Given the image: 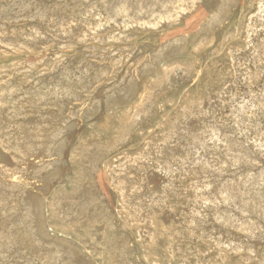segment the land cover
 <instances>
[{"label": "rangeland", "instance_id": "obj_1", "mask_svg": "<svg viewBox=\"0 0 264 264\" xmlns=\"http://www.w3.org/2000/svg\"><path fill=\"white\" fill-rule=\"evenodd\" d=\"M16 1V2H15ZM18 1V2H17ZM0 0V14H1V11L3 10L2 14L0 15V32H1V36H0V43L1 41L4 42V43H1L0 44V53L2 54V52H4L2 55L0 54V77L4 76L5 78H0V91H1V94H0V98L1 96L3 95V97L1 98L0 100V103L2 100L3 103L0 104V109L4 112H2L0 110V113H4L3 114H0V116L2 115L3 117L2 118H6V119H1L0 121V145L2 143V145L0 146L2 148V150L0 151V214L1 212H3L2 214H4L2 216V214L0 215V236L2 235V238L0 237V241H3V242H0V264H13L15 262V264H50L51 260L53 261V263L51 262V264H75L76 261L78 263L76 264H264V221L262 218L264 215V200L262 199V197L264 198V188H261V187H264V155L262 154H259V153H263L264 154V132H263V128L262 127L264 125V0H255L254 3H253V0H159L160 4L157 3L158 0H140L141 2L138 3L137 0H127L128 2H126L125 0ZM36 1V2H35ZM41 1V3H39ZM62 1V2H61ZM73 1V2H72ZM82 1V2H80ZM89 1V2H88ZM98 1V2H97ZM106 1V2H104ZM109 1V3H108ZM117 1V2H115ZM121 2V3H118V2ZM134 2L135 3H131V2ZM148 1V2H147ZM163 1V2H162ZM175 2V5H174V2ZM180 1V2H179ZM183 1V2H182ZM193 1V2H192ZM194 1H198L194 4ZM238 1V2H237ZM258 1H262L261 3L262 4H259L260 2ZM8 2V3H6ZM15 4H13V3ZM49 2V3H48ZM51 2V3H50ZM58 2V3H57ZM86 2V3H85ZM102 2V3H101ZM112 2V3H111ZM115 2V3H114ZM123 2V3H122ZM130 2V4H129ZM150 2V3H149ZM156 2V3H155ZM162 2V3H161ZM172 2V4H171ZM176 2L178 6L181 7L182 5V8L183 10L181 11L182 13H178V11H169L170 13H168V11H165L167 8H169L168 10H170L171 7H178L176 5ZM186 2H189V3H186ZM228 2V3H227ZM258 2V3H257ZM4 3V4H2ZM20 3V4H19ZM36 3V4H34ZM44 3V4H43ZM55 3V4H54ZM77 3V4H76ZM85 3V4H84ZM96 4V7H95V4ZM126 3V4H124ZM139 5H138V4ZM141 3V4H140ZM156 4V5H153L155 9H153V6L152 4ZM181 3V4H180ZM185 3V4H184ZM193 3V4H191ZM12 4V5H11ZM22 8L23 7V4L24 6L27 8L25 9V7H23L22 9L25 10L23 11L20 7ZM30 5V10H29V5ZM42 6H41V5ZM50 4H52V6H50ZM58 4V5H57ZM63 6H61V5ZM102 4V5H101ZM105 4V5H104ZM112 4V5H111ZM114 4V5H113ZM132 4L131 8L132 10H130V5ZM136 4V5H135ZM146 4V6H145ZM150 5V8H149V5ZM158 4V5H157ZM187 4L189 6H187ZM199 4V5H198ZM251 4V5H249ZM258 4V5H257ZM14 5V6H13ZM15 5L19 8L16 9ZM33 5V6H32ZM38 5V6H36ZM40 5V6H39ZM47 5V6H46ZM57 5V7L55 6ZM65 5V6H64ZM68 5V7L66 6ZM74 7H73V6ZM80 5L82 6V8L80 7ZM99 5V6H98ZM107 5V7H106ZM127 5V7H126ZM135 5V6H134ZM141 5V6H140ZM165 8H163L162 6ZM171 5V6H170ZM192 5V7H191ZM194 5V6H193ZM220 5V6H219ZM6 6V7H5ZM14 8H13V7ZM59 6V8H58ZM85 6H87L88 8H86ZM101 6V7H100ZM110 6V7H109ZM148 6V7H147ZM159 6V8H158ZM169 6V7H168ZM210 6V7H209ZM33 7V8H32ZM55 7H56V11H55ZM77 7V9H76ZM80 7V8H79ZM113 7V8H112ZM125 8V11H120L119 13V9L121 8ZM129 7V8H128ZM206 7V8H205ZM215 7V8H214ZM3 8V9H2ZM39 8V10H38ZM58 8V9H57ZM84 8V9H83ZM86 8V9H85ZM96 8V9H95ZM99 10H98V9ZM107 8V9H106ZM108 8H109V11H108ZM127 8V9H126ZM135 8H137L135 10ZM185 8V10H184ZM209 8V9H208ZM219 8V9H218ZM7 9V10H5ZM21 9V11H20ZM42 9V10H41ZM64 9V10H63ZM95 9V10H94ZM101 9V10H100ZM152 9V10H150ZM190 9H194L193 11L190 10ZM204 9V10H203ZM225 9L227 11H225ZM36 10V11H35ZM38 10V12H37ZM45 10V11H44ZM50 10H52L53 12H51ZM62 10V11H61ZM79 10H83L82 13L81 11ZM93 10L95 12H93ZM97 10V11H96ZM106 10V11H104ZM140 12H139V11ZM146 10V11H145ZM157 12H155V11ZM8 11V12H7ZM28 11V12H27ZM35 11V12H34ZM60 13H59V12ZM64 11V12H63ZM73 11V12H72ZM101 11V12H99ZM127 11V12H126ZM129 11L131 14H129ZM151 11V13H150ZM162 12L161 14L159 13ZM185 11V12H184ZM192 11V12H191ZM14 14H13V13ZM30 12V13H29ZM32 12V13H31ZM50 12V13H48ZM63 12V13H62ZM66 12H69V13H66ZM75 12V13H74ZM88 12V13H86ZM89 12H92V13H89ZM110 12V13H108ZM117 12V13H116ZM126 14H125V13ZM149 12V13H148ZM153 12V13H152ZM190 12V13H189ZM8 13V14H7ZM22 13V14H21ZM28 16H30L29 18L26 19V14ZM34 13V14H33ZM36 13V14H35ZM58 13V14H57ZM72 13V14H71ZM78 13V14H77ZM106 14L105 16H103V14ZM119 13V14H118ZM135 13V15L133 14ZM141 13V15H140ZM177 16H176V14ZM192 13V15H191ZM216 13V14H215ZM258 13V14H257ZM10 14V15H9ZM81 14V15H79ZM87 14V15H86ZM91 14V16H89ZM93 14V16H92ZM100 14V15H99ZM113 14V15H112ZM146 14V15H145ZM150 14V15H148ZM161 15V18L163 16L162 19L166 20H162L161 18L160 19H156L158 18L160 15ZM166 16H164V15ZM177 17V19H175V16ZM180 14V16H179ZM183 14V15H181ZM187 14V16H186ZM210 14H212L210 16ZM214 14V15H213ZM253 14V16H251ZM4 15V16H3ZM13 15H14V18H13ZM17 15V16H16ZM25 15V16H24ZM43 17H42V16ZM70 15V16H69ZM74 15V16H72ZM77 15V16H75ZM95 15V16H94ZM123 15H126L127 16V19L129 18V21H125L126 19V16H123ZM130 15V16H129ZM133 15V16H132ZM144 15V16H143ZM148 15V16H147ZM169 15V16H168ZM186 17H185V16ZM189 15V16H188ZM250 15V16H249ZM255 15V16H254ZM10 18H9V17ZM16 16V17H15ZM24 21L22 22L21 20V17ZM41 16V18H40ZM68 18H64V17H67ZM80 16V17H79ZM83 16V17H82ZM111 16V17H110ZM132 16V17H131ZM142 16V19L140 21V18ZM156 17L153 19V17ZM173 16V18L171 17ZM258 16V17H257ZM3 17V18H1ZM5 17H6V20H5ZM19 17V18H18ZM37 17V18H36ZM54 19H53V18ZM77 17V18H76ZM79 17V18H78ZM82 17V18H81ZM91 19H90V18ZM108 17V18H107ZM119 17V18H118ZM137 17V18H136ZM145 17V18H143ZM181 17V18H180ZM260 17V18H259ZM20 19L18 21V19ZM34 18V19H33ZM36 18V19H35ZM44 18V19H43ZM50 18V20H49ZM59 18V19H58ZM71 18V19H70ZM86 18V19H85ZM101 18V19H100ZM111 18V19H109ZM118 18V19H117ZM124 18V19H122ZM132 18V19H131ZM139 18V20H138ZM207 18V19H206ZM248 18V19H247ZM259 18V19H258ZM2 19V20H1ZM14 19V20H13ZM39 19V20H38ZM49 21V22H46L45 21ZM48 19V20H47ZM52 19V20H51ZM72 21L70 22L69 21ZM74 19V20H72ZM79 19V20H77ZM96 19V20H95ZM116 22H115V20ZM126 19V20H127ZM133 19H137V20H133ZM153 19V20H152ZM171 22H167L169 20ZM172 19V20H171ZM257 19V20H256ZM35 22H33V21ZM42 20V22H41ZM54 21V23L52 24V21ZM56 20L58 22H56ZM83 20V21H81ZM91 20V21H90ZM101 20V21H99ZM104 22H103V21ZM122 20V21H121ZM135 22H133V21ZM149 20V21H148ZM151 20V21H150ZM160 20V21H159ZM182 20V21H181ZM208 20V21H207ZM6 21V22H5ZM8 21V22H7ZM12 21V23H11ZM15 21V22H13ZM28 21V22H27ZM44 21V22H43ZM63 23H62V22ZM76 21V22H75ZM79 21V23H78ZM90 21V23H88ZM95 21V22H94ZM114 21V22H113ZM138 21V22H137ZM145 21V22H144ZM148 21V23H147ZM155 21V22H154ZM162 21V22H161ZM177 21V23H176ZM181 21V22H180ZM203 21V22H202ZM226 21V22H225ZM6 24H5V23ZM10 22V23H9ZM18 22V23H17ZM20 22V23H19ZM22 22V23H21ZM31 22V23H30ZM37 22V23H36ZM66 22L67 26H64L66 24H64ZM75 22V23H73ZM82 22V23H81ZM93 22L98 26H96L95 24H93ZM99 22V24H98ZM125 22L126 24L129 26H126L125 25ZM129 22H133V23H129ZM140 22L142 24H140ZM151 22V23H149ZM158 22V23H157ZM190 22V23H189ZM221 22V23H220ZM262 22V23H261ZM3 23V24H2ZM15 23V24H14ZM17 23V24H16ZM39 23V24H38ZM42 25H41V24ZM47 23V24H45ZM62 23V24H61ZM73 23V24H72ZM78 23V24H76ZM108 23V24H106ZM110 23V24H109ZM117 23V24H116ZM122 23V24H121ZM152 23H155V24H159V25H155L153 24L151 26ZM162 23V24H161ZM172 23H175L172 25ZM9 24V25H8ZM21 25V26H18V25ZM26 24V25H25ZM36 24V25H35ZM44 24V25H43ZM61 24V26H60ZM74 24H76L74 26ZM80 24V25H79ZM86 24V26L84 25ZM88 24V25H87ZM90 24V26H89ZM101 24V25H100ZM103 24V26H102ZM114 24V26H113ZM131 24V25H130ZM136 24V25H135ZM138 24V26H137ZM139 24H140V27H139ZM145 24V25H144ZM169 24V25H168ZM188 24V25H187ZM215 24V25H214ZM262 24V25H261ZM16 25V26H15ZM31 25V26H30ZM39 25V26H37ZM50 25V26H49ZM56 25V26H54ZM70 25H73V26H70ZM117 25V26H116ZM119 25L123 26V27H120ZM135 25V26H133ZM150 25V26H149ZM165 25V26H164ZM184 25V26H183ZM223 25V27L221 26ZM239 25V26H238ZM257 25V27H256ZM3 26V27H2ZM24 26V27H23ZM37 26V27H36ZM58 26V28H57ZM78 26V27H77ZM127 28H126V27ZM149 26V27H148ZM168 26V27H167ZM200 26V29L199 28H196V27H199ZM220 26H221V29H220ZM246 26V27H245ZM259 26V27H258ZM262 26V28L260 27ZM26 27V28H25ZM32 27V28H31ZM41 27V28H40ZM44 27H48L46 29H44ZM57 31H56V29ZM68 27V28H67ZM70 27V29H69ZM72 27V28H71ZM77 27V28H76ZM81 27V28H79ZM89 27V28H88ZM95 27V28H94ZM102 30H101V28ZM107 27V28H106ZM112 27V28H110ZM116 27V28H115ZM125 27V28H124ZM178 27V28H177ZM187 27V28H186ZM216 27V28H215ZM31 28V29H30ZM33 28L34 31H33ZM40 29V30H37ZM44 30H43V29ZM64 28V29H63ZM76 28V29H75ZM92 28V30H91ZM94 28V29H93ZM97 28H100V29H97ZM104 28V30H103ZM111 31H110V29ZM114 28V29H113ZM139 28V29H138ZM166 28V29H165ZM172 28V29H171ZM176 28V29H175ZM180 28V29H179ZM186 28V29H185ZM218 28V29H217ZM246 28V29H245ZM17 29L19 31H17ZM23 29V30H22ZM67 29V30H66ZM78 29V30H77ZM88 29V30H87ZM90 29V30H89ZM127 32H125L126 30ZM131 31H130V30ZM136 29V30H134ZM146 29L149 33H145V30ZM150 29V30H149ZM153 29V30H152ZM155 29V31H154ZM160 31H159V30ZM163 29V30H161ZM185 29V30H184ZM198 29V30H196ZM216 29V30H214ZM50 30V31H49ZM54 30V31H53ZM62 30V31H61ZM67 32H66V31ZM71 30V31H70ZM76 30V31H75ZM81 30V31H80ZM95 30V31H94ZM116 30V31H115ZM119 30V31H118ZM140 30V31H139ZM172 30V31H171ZM196 30V31H194ZM223 30H224V35H223ZM245 30V31H244ZM251 30V31H250ZM5 33H4V32ZM8 31V32H7ZM10 31H11V35L10 36ZM24 31V33H23ZM53 31V35L56 36L54 38V36L52 35V32ZM59 32V33H56V32ZM73 33L71 34L70 32ZM89 31V32H88ZM100 31V32H99ZM108 31V32H107ZM158 31V32H157ZM167 31V32H165ZM170 31V32H169ZM7 32V33H6ZM20 32H22L23 34H21ZM26 32V33H25ZM45 32V33H44ZM50 35H48L47 34ZM77 32V33H76ZM110 32V33H109ZM119 32V33H118ZM121 32V33H120ZM125 32V34H124ZM133 32V33H131ZM135 32V33H134ZM140 32V33H138ZM145 34H144V33ZM163 32V33H162ZM241 32V33H240ZM3 33V34H2ZM19 33V35L17 34ZM37 33V34H35ZM43 33V35H42ZM66 33V34H65ZM102 33V34H101ZM105 33V34H104ZM117 33V34H116ZM123 33V34H122ZM144 35H143V34ZM160 33V35H159ZM162 33V34H161ZM180 33V34H179ZM198 33V34H196ZM248 33V34H247ZM28 34V35H27ZM30 34V35H29ZM65 34V35H64ZM76 34V35H75ZM81 34V35H80ZM96 34V36H95ZM98 34V35H97ZM113 36H111V35ZM127 34V35H126ZM130 34L132 36H130ZM136 35L134 37V35ZM183 34V35H182ZM195 34V35H194ZM239 34V35H238ZM245 34V35H244ZM255 34V35H254ZM260 34V35H259ZM262 34V35H261ZM16 35V36H15ZM21 35V36H20ZM33 37H32V36ZM39 35V37L37 38V36ZM42 35V36H41ZM53 37H52V36ZM58 35H60L59 37H57ZM68 35V37H66ZM70 35V36H69ZM87 35V36H86ZM92 35V36H91ZM99 35H102V36H106L105 38L103 37L102 39V36H99ZM125 37H124V36ZM129 35V36H128ZM142 35V37H141ZM149 35V36H148ZM167 35V37H166ZM182 35V37H180ZM187 35V36H186ZM217 35V36H216ZM235 35V36H234ZM238 35V37H237ZM6 36V37H4ZM8 36V37H7ZM15 36V37H14ZM18 36V37H17ZM24 36V37H23ZM26 36L28 38H26ZM44 36V38H43ZM50 38H49V37ZM75 36V38L73 37ZM86 36V37H85ZM95 36V37H94ZM202 36V37H201ZM261 36V38H260ZM32 37V38H31ZM63 37V38H62ZM66 37V38H65ZM80 37V39H79ZM85 37V39H84ZM89 37V38H88ZM91 37V38H90ZM94 37V39H92ZM101 37V38H100ZM111 37V38H110ZM120 37V38H119ZM121 37H124V38H121ZM134 37V39H133ZM137 37V38H136ZM148 39H147V38ZM153 37V38H152ZM166 37V39H165ZM169 37V38H168ZM177 37V38H176ZM179 37V38H178ZM186 37V39H185ZM189 37V38H188ZM214 37V38H213ZM237 37V38H236ZM244 37V38H243ZM6 38V39H5ZM14 39V41L12 39ZM17 38V39H16ZM24 40H23V39ZM26 38V39H25ZM37 38V39H36ZM60 38V40L58 39ZM70 38V39H68ZM74 38V39H73ZM82 38V39H81ZM88 38V39H87ZM97 38V39H95ZM122 39V40H119V39ZM180 39L178 41H181L178 43V41L176 39ZM209 38V39H208ZM222 38V39H221ZM2 39V40H1ZM4 39V41H3ZM10 39V40H8ZM22 39V40H21ZM32 39V40H31ZM48 41H46V40ZM49 39V40H48ZM55 39V40H53ZM63 39V40H62ZM73 39V40H72ZM109 39V40H108ZM118 39V40H117ZM124 39V40H123ZM133 41H132V40ZM136 39V40H135ZM157 39V40H155ZM162 39V40H161ZM172 41H171V40ZM213 39V40H212ZM246 39V40H245ZM19 40H20V44H19ZM26 40V41H25ZM31 40V41H30ZM36 40V41H35ZM44 40V41H43ZM52 40V42L50 41ZM58 42H57V41ZM67 43H66V41ZM72 40V41H71ZM75 40V42H74ZM82 40L83 42L85 43H82ZM85 40V41H84ZM90 40V41H89ZM92 40V41H91ZM94 40V41H93ZM98 40V42L96 41ZM111 40V41H110ZM131 40V42H130ZM153 40V41H152ZM155 40V41H154ZM170 40V41H169ZM175 40V41H174ZM233 40V41H232ZM259 40V41H258ZM262 40V41H261ZM14 44H13V42ZM55 41V42H54ZM82 43V44H79L77 45L78 43ZM119 43H118V42ZM127 41V42H126ZM149 42V44L147 42ZM175 43H174V42ZM204 41V42H203ZM213 41V42H212ZM231 41V42H230ZM239 41V42H238ZM12 42V44H11ZM21 42L25 43V44H21ZM31 42V43H30ZM38 44H36V43ZM63 42V43H62ZM72 42V43H71ZM117 42V43H116ZM121 42V43H120ZM125 44H124V43ZM130 42V43H128ZM153 42V43H152ZM156 42V43H154ZM158 42V43H157ZM164 42V43H163ZM186 42V43H185ZM190 42V44H189ZM213 44H212V43ZM256 42V43H255ZM6 43V44H5ZM10 45H8V44ZM40 43V44H39ZM53 43V44H52ZM98 43V44H96ZM135 43V44H134ZM147 43V44H146ZM166 43V44H165ZM173 43V44H172ZM227 43V44H226ZM246 43V44H245ZM253 43V44H252ZM262 46V47H258L259 44ZM5 44V45H4ZM17 44V45H16ZM28 44V45H26ZM42 44V45H41ZM102 44V45H101ZM111 44V45H110ZM138 44V45H137ZM171 44V45H170ZM179 44V45H178ZM189 44V45H188ZM239 44V45H238ZM23 45V46H22ZM35 45L37 46H41L38 50V47H36ZM51 45L53 47H51ZM73 45H75L73 47ZM92 45V46H91ZM99 45V46H98ZM121 45V46H120ZM141 45V46H140ZM143 45H146L143 47ZM150 47H149V46ZM158 47H157V46ZM165 45H168L166 48H169L167 51H166V48L164 47ZM175 45V46H174ZM242 45V46H241ZM245 45V46H244ZM252 45V46H251ZM4 46V47H3ZM14 50H13V48ZM15 46V47H14ZM22 46V47H20ZM34 48H33V47ZM57 46V48H56ZM64 48H63V47ZM68 46V49L67 47ZM70 46H72L70 48ZM91 46L92 48V51H91V48H89ZM108 46V47H107ZM123 46V47H122ZM163 46V47H162ZM177 46V47H176ZM185 46V47H184ZM234 46V47H233ZM237 46V47H236ZM241 46V47H240ZM36 47V49H35ZM42 47H45L42 48ZM48 47V48H47ZM81 47V49H80ZM111 47V48H110ZM113 47V48H112ZM116 47V48H115ZM128 47V48H126ZM130 47V48H129ZM137 49H136V48ZM149 47V48H147ZM156 47V48H155ZM160 47V49H159ZM173 47V48H171ZM248 47V48H247ZM11 50H10V49ZM19 50H18V49ZM33 48V49H32ZM52 48V50H51ZM55 48L57 50H55ZM70 48V49H69ZM89 48V49H88ZM95 48V49H94ZM101 48V49H100ZM126 48V51L124 50ZM141 48V50H140ZM143 48V49H142ZM155 48V49H154ZM158 48V50H157ZM165 49V51L163 52V49ZM183 48V49H182ZM229 48V49H228ZM240 48V49H239ZM256 48V49H254ZM17 53H16V51ZM54 49V50H53ZM60 49V50H58ZM65 49V50H64ZM67 49V50H66ZM94 49V50H93ZM96 49H98L96 51ZM100 49V50H99ZM106 51H105V50ZM114 49V50H112ZM117 51H116V50ZM119 49V50H118ZM122 49V50H121ZM128 49H130V52H128L127 54V51H129ZM146 49V50H145ZM149 51H148V50ZM152 49V51H151ZM177 49H178V52H177ZM192 49V50H191ZM215 49V50H213ZM236 49V50H235ZM263 49V50H262ZM25 50V51H24ZM44 50V51H42ZM50 50V51H49ZM87 50V51H86ZM90 50V51H89ZM109 50V51H108ZM125 53H124V51ZM171 50V51H169ZM181 50V51H180ZM204 50V51H203ZM13 51V52H11ZM20 51V52H18ZM22 51V52H21ZM30 51V53H29ZM35 51V52H34ZM40 51V53L38 54V52ZM81 51V52H80ZM84 51V52H83ZM96 51V52H95ZM111 51V52H110ZM113 51V52H112ZM118 51H121L120 53ZM145 51V52H143ZM151 51V52H150ZM161 51V52H160ZM192 51V52H191ZM238 51V52H237ZM258 51V52H257ZM15 52V53H14ZM55 52V53H54ZM62 52V53H61ZM75 52V53H74ZM94 52V53H93ZM98 52V53H97ZM105 52V53H104ZM109 54H108V53ZM133 52V53H132ZM148 52V53H147ZM163 52V54H161ZM175 52V53H174ZM190 52V54H189ZM224 52V53H223ZM231 54H229V53ZM234 52V53H233ZM237 52V53H236ZM256 52V53H255ZM260 52V53H259ZM21 53V55H20ZM37 53V54H35ZM51 53V54H50ZM58 53V54H56ZM70 53V54H69ZM72 53V54H71ZM83 55H82V54ZM113 53V54H112ZM119 53V54H117ZM140 53V54H139ZM144 53V54H143ZM152 53V54H151ZM161 55H160V54ZM216 53H218L216 55ZM254 53V54H253ZM35 54V55H33ZM62 54V55H61ZM65 54V55H64ZM91 54V56L89 55ZM95 54V55H93ZM99 54L100 57L97 55ZM122 54V55H121ZM125 56H124V55ZM151 56H150V55ZM156 54V55H155ZM205 54V55H204ZM7 55V56H5ZM60 55V57H59ZM73 55V56H71ZM78 55V56H77ZM107 55V56H106ZM113 55V56H112ZM117 55V56H116ZM137 55V56H136ZM146 55V56H145ZM150 57H149V56ZM166 58H165V56ZM193 55V56H191ZM231 57H230V56ZM234 57H233V56ZM246 55V56H245ZM248 55V56H247ZM253 55V56H252ZM259 55V56H258ZM35 56V58H33ZM45 58V61L43 60ZM46 56V57H45ZM54 56H57V57H54ZM75 56V58H74ZM77 56V57H76ZM82 56V57H81ZM85 56H88V59L85 57ZM95 56V57H94ZM119 56V57H118ZM131 56V57H129ZM142 56L144 57L142 59ZM156 56H159V57H156ZM170 56V57H169ZM188 56V57H187ZM196 60H195V58ZM217 56V57H216ZM52 59H51V58ZM70 59H69V58ZM72 57H73V60H72ZM94 57V58H93ZM108 57V58H107ZM115 57V58H114ZM122 57V58H121ZM124 57V58H123ZM135 57V58H134ZM138 57V58H137ZM141 57V58H140ZM154 57V58H153ZM162 57V58H161ZM27 58V59H26ZM40 58V59H39ZM50 58V60H49ZM54 59H57V60H53ZM65 58V59H64ZM67 58V60H66ZM78 58V59H77ZM103 60L101 62V59ZM107 58V60L105 59ZM129 58V59H128ZM133 58V59H132ZM151 58H153L151 60ZM228 58V60H227ZM251 58V59H250ZM25 59V60H24ZM99 59V60H97ZM115 59V60H114ZM120 59V61L118 60ZM127 59V61L125 60ZM137 59V61L135 60ZM150 59V60H149ZM154 59L158 60V61H155ZM180 59V60H179ZM224 59V60H223ZM232 59V61H231ZM253 59V61H251ZM258 61H257V60ZM35 62H34V61ZM40 62H39V61ZM65 60V61H64ZM76 60V61H75ZM89 60V61H88ZM93 60H97V61H93ZM106 60V61H105ZM112 62H111V61ZM134 60V61H133ZM143 60V61H141ZM154 60V61H153ZM171 60V61H170ZM189 60V61H188ZM262 60V61H261ZM29 61V62H27ZM38 61V62H37ZM50 64H49V62ZM54 61V62H53ZM59 61V62H58ZM63 61V62H62ZM84 63V64H81V62ZM84 61V62H83ZM105 61V62H104ZM109 61V62H108ZM122 61V62H121ZM141 61V62H140ZM196 61V63H195ZM14 62V63H13ZM43 64H40L38 66L39 63H42ZM62 62V63H60ZM87 62V63H85ZM90 62V63H89ZM93 62V64L91 63ZM94 62L96 63L94 65ZM101 63V65L99 63ZM106 62L108 64H106ZM115 62V63H114ZM119 62V63H117ZM135 62V63H134ZM137 62V63H136ZM150 64H149V63ZM157 62V64H156ZM215 62V63H213ZM220 62V63H219ZM238 62V63H237ZM22 63V64H21ZM30 63V64H29ZM32 63V65H31ZM35 63V64H34ZM37 63V64H36ZM47 65H46V64ZM54 63V64H52ZM56 63V64H55ZM103 63V64H102ZM105 63V65H104ZM110 63V64H109ZM117 63V65H116ZM142 63H144L142 65ZM148 63V64H147ZM193 63V64H192ZM228 63V64H227ZM233 63V64H232ZM241 64H244V65H240ZM17 64V68L15 67V65ZM60 64L62 66H60ZM64 64V65H63ZM113 64V65H112ZM115 64V65H114ZM130 64V65H129ZM133 66H132V65ZM176 64V65H175ZM192 64V66H191ZM218 64V65H217ZM237 64V65H236ZM252 64V65H251ZM253 64H256V66ZM24 65V66H23ZM30 65V66H29ZM35 65V66H34ZM43 65V66H42ZM56 66L55 69L52 67V66ZM71 65V66H70ZM94 65V67L92 66ZM100 65V66H99ZM111 65V66H110ZM120 65V66H119ZM122 65V66H121ZM129 65V67H128ZM144 65H148L150 66L148 68V66H144ZM161 65V66H160ZM175 65V66H174ZM205 65V66H204ZM247 65V66H246ZM262 65V66H261ZM32 66V67H31ZM37 66V67H36ZM44 66H46L44 68ZM73 66V67H72ZM90 66V67H89ZM99 66V68L97 69V67ZM108 66V67H106ZM132 66V67H130ZM136 66V67H135ZM138 66V67H137ZM163 66V67H162ZM208 66V68H207ZM222 66V67H221ZM231 66H232V69H231ZM235 66V67H234ZM237 66V67H236ZM245 66V67H244ZM10 67V70L7 69ZM11 67H14V68H11ZM20 67L22 70H20ZM31 67V70H33V73L32 71L29 69ZM35 67V68H33ZM52 67V68H51ZM58 67V68H57ZM61 67V68H60ZM62 67H67L66 68H62ZM71 69H69V68ZM78 67V68H77ZM84 69L87 67V69ZM93 67V68H92ZM96 67V68H95ZM104 67V68H103ZM110 67L112 69H110ZM128 67V68H126ZM139 67L142 68L139 70ZM146 69H145V68ZM153 67V68H152ZM172 67V69H171ZM178 67V70L177 69ZM194 69H193V68ZM216 67V68H215ZM221 67V69H220ZM253 67V68H252ZM256 67V68H255ZM33 68V69H32ZM42 68V69H41ZM73 68V69H72ZM91 68V69H90ZM102 68V72L104 73V76L103 75H100L102 74V72L100 71ZM116 68V69H115ZM125 68V69H124ZM131 68V69H130ZM136 70H135V69ZM170 68V69H169ZM191 68V70H190ZM229 68V69H228ZM240 68V69H239ZM247 70H246V69ZM258 68V69H257ZM2 69V70H1ZM60 69V70H59ZM79 69H81L82 71H80ZM92 69H93V72H92ZM96 69V70H95ZM105 69V70H104ZM118 69V70H117ZM133 69V70H132ZM145 69V70H144ZM155 69V70H153ZM164 69V70H163ZM178 73H176V71ZM186 69V70H185ZM193 69V70H192ZM200 69V70H199ZM203 69V70H202ZM225 71H224V70ZM239 69V70H238ZM250 69V71H248ZM260 69V70H259ZM18 70H20V72H23L25 73L26 70L27 72L25 74L23 73H20ZM38 70H41V72L38 73ZM45 70V71H44ZM47 70V71H46ZM50 70V71H49ZM56 70V72H54ZM70 70V71H69ZM78 70V71H76ZM87 70V71H86ZM107 70V72H106ZM110 70V71H109ZM114 70V71H112ZM117 70V72H116ZM130 70V71H129ZM139 71V74L138 71ZM147 70V71H146ZM169 70V71H168ZM181 70V71H180ZM183 70V72H182ZM222 70V71H221ZM234 70V71H233ZM244 72H243V71ZM253 70V71H252ZM258 70L259 73H261V75L256 71ZM8 71L11 73L9 74ZM18 71V72H17ZM25 71V72H24ZM29 71V72H28ZM37 71V72H36ZM61 71V72H60ZM105 71V72H104ZM126 71V72H125ZM135 71L134 75H133V72ZM142 71V72H141ZM172 73H171V72ZM199 71V72H198ZM233 72L237 73H233L235 74V78H233L234 76L231 75ZM239 71V72H238ZM16 72V73H15ZM44 72V73H42ZM48 72V74L46 73ZM52 72V74H51ZM72 72V73H71ZM74 72V73H73ZM79 72V73H78ZM87 72V73H86ZM91 72V74H90ZM110 72V73H109ZM116 73V75L114 73ZM132 75H131V73ZM147 74H145V73ZM155 74H154V73ZM168 72L170 74H168ZM181 72V73H180ZM193 72V73H191ZM256 72H257V75H256ZM4 73V74H3ZM7 73V74H6ZM15 73V74H14ZM31 73V74H30ZM42 73V76H48V77H42L40 76ZM46 73V74H45ZM65 73L67 75H65ZM107 76H106V74ZM113 73V74H112ZM126 73V74H124ZM143 73V74H142ZM149 73V74H148ZM175 73V74H173ZM188 73V74H187ZM211 73V74H210ZM221 73V74H220ZM231 73V74H230ZM239 73V74H238ZM246 73V74H245ZM3 74V75H2ZM10 76H9V75ZM14 74V75H13ZM21 74V76L18 75ZM22 74L23 76L25 77V79H23L24 77H22ZM44 74V75H43ZM51 74V75H50ZM88 74V75H87ZM92 74H97V75H92ZM99 74V75H98ZM142 74V75H141ZM145 74V75H144ZM168 76H167V75ZM184 74V75H182ZM224 74V75H223ZM226 74V75H225ZM230 74V76H229ZM245 74V75H244ZM13 75V76H12ZM15 75H17L18 77H16ZM59 75V76H58ZM109 75H114L112 76L113 77V80H112V77L109 76ZM118 75V76H117ZM128 75L130 76V78L128 77ZM137 75V76H135ZM174 75V76H173ZM180 75V76H179ZM189 75V76H187ZM241 75H244V76H241ZM259 75H260V79L259 78ZM15 76V77H14ZM31 76V78H30ZM78 76V77H77ZM83 76V78L81 77ZM94 78H92V77ZM125 76V77H124ZM146 76V77H145ZM148 76V77H147ZM177 76V77H176ZM179 76V78H178ZM218 76H221V77H218ZM258 76V77H257ZM12 77V78H11ZM40 79H39V78ZM51 79H50V78ZM56 77V78H54ZM85 77V78H84ZM86 77H88L86 79ZM101 77V78H99ZM111 77V78H110ZM120 77V78H119ZM121 77L122 79H124L123 81H121ZM132 77V78H131ZM137 77V78H136ZM140 77V78H139ZM145 77V78H144ZM169 77V78H168ZM231 77V78H230ZM245 77V78H244ZM252 77V78H251ZM9 78V79H8ZM16 78L18 81H16ZM28 78V79H27ZM35 78V79H33ZM37 78V79H36ZM52 78H54L52 80ZM58 78H62V79H58ZM83 81H81L80 79ZM92 78V79H90ZM98 78V79H97ZM104 78V79H103ZM129 80L127 81L126 80ZM129 78V79H128ZM134 78V79H133ZM181 78V79H180ZM184 78V79H183ZM192 80H191V79ZM211 78V79H210ZM216 78V79H215ZM244 78V80H243ZM21 79V80H20ZM43 79L44 82H46V84H44L41 80ZM74 81H73V80ZM78 79V80H77ZM89 79V80H88ZM95 79V80H94ZM101 81H100V80ZM110 79V80H109ZM116 79V80H115ZM135 79L137 81H135ZM140 79H143V80H140ZM146 81H145V80ZM148 79V80H147ZM159 79V81H158ZM176 79V80H175ZM188 79V80H187ZM237 79H240V80H237ZM248 79V80H247ZM10 80V81H9ZM12 80V82H11ZM14 80V81H13ZM25 80V81H23ZM27 80V81H26ZM30 80L32 82H30ZM38 80V82H37ZM49 80V81H48ZM52 80V81H51ZM87 80V81H86ZM94 80V81H93ZM106 80V81H105ZM135 81V83L132 81V84H131V81ZM140 80V81H139ZM167 80V81H166ZM176 82H175V81ZM187 80V81H186ZM190 80V81H189ZM224 80V81H223ZM234 80V81H233ZM236 80V81H235ZM246 80V81H245ZM252 80V82H250ZM2 81V82H1ZM63 81V82H62ZM68 81V82H67ZM80 81V82H79ZM103 81V82H102ZM112 81V82H111ZM141 81H144L145 83L141 82ZM152 81V82H151ZM213 81V82H212ZM223 81V82H221ZM233 81V83H232ZM243 81H245L243 83ZM10 82V83H9ZM19 82H22V83H19ZM30 83V84H27ZM59 82V84H58ZM67 82V83H66ZM76 82V83H74ZM79 82V83H78ZM91 82V83H90ZM110 82V83H109ZM117 82V83H115ZM126 82L128 84H126ZM139 82V83H138ZM203 82H205L203 84ZM219 84H218V83ZM230 82L232 84H230ZM234 82H235V85H234ZM241 82V83H240ZM247 82H248V85H247ZM255 82V83H254ZM8 83L9 85L11 86V88H9L10 86H8ZM15 83V84H14ZM19 83V84H18ZM27 85H25V84ZM37 83V84H35ZM50 83V84H49ZM66 83V84H65ZM81 83V84H80ZM101 83V84H100ZM105 83V85H104ZM108 83V84H107ZM119 83V84H118ZM124 83V84H123ZM250 83H252L250 85ZM261 83V84H260ZM2 84V86H1ZM7 84V85H6ZM13 84V85H12ZM17 84H18V87H17ZM22 84V85H20ZM23 84L25 85V89H24V92H23ZM54 84V85H53ZM68 84V85H67ZM77 84V85H76ZM79 84V85H78ZM90 84V85H89ZM98 84L97 87H95L96 85ZM121 86V87H119ZM131 84V85H130ZM135 84V85H134ZM137 84V85H136ZM145 84V85H142ZM169 84V85H167ZM174 84V85H173ZM177 84V86H176ZM179 84V85H178ZM191 84V85H190ZM208 84V85H207ZM228 86H227V85ZM230 84V85H229ZM238 84V85H237ZM242 84V85H241ZM259 84V86H258ZM30 85V86H29ZM36 85V87H35ZM38 85V86H37ZM56 85V86H55ZM60 85V86H59ZM82 85V86H81ZM88 88H86L87 86ZM94 85V86H93ZM101 85V87H100ZM113 85V86H111ZM131 87H130V86ZM171 85V87H169ZM185 85V87H184ZM195 85V86H194ZM234 85V86H233ZM241 85V87H240ZM262 85V86H261ZM8 86V88H7ZM16 86V88L18 90H16V88L14 87ZM34 86V87H33ZM41 86V87H40ZM46 86V87H45ZM91 86V87H90ZM110 86V87H109ZM118 87L119 89L116 90V87ZM124 86V87H123ZM134 86V87H133ZM139 86V87H138ZM145 86V87H144ZM168 86V87H167ZM182 86V87H181ZM230 86V88H229ZM250 86V87H249ZM6 87V88H4ZM22 87V88H20ZM40 89H39V88ZM43 87V89H42ZM90 87V88H89ZM108 87V88H106ZM115 87V88H114ZM127 87V89H126ZM160 87V88H159ZM174 89H173V88ZM195 87V88H193ZM207 89H206V88ZM213 87V88H212ZM224 87V89L222 88ZM226 88H229L228 89H225ZM3 89V92L5 94L2 93V89ZM15 89L14 91L12 89ZM20 88V89H19ZM34 88V89H33ZM37 88V89H36ZM45 88V89H44ZM53 88V89H52ZM59 88V89H58ZM64 88V89H63ZM124 88L126 89L124 91ZM133 88H134V91H133ZM140 88V90H139ZM150 88L152 90H150ZM160 90H159V89ZM167 88V89H166ZM172 88V89H170ZM186 88V89H184ZM191 88V89H189ZM212 88V89H211ZM241 88V89H239ZM244 88V89H242ZM249 88V89H248ZM251 88V89H250ZM4 89H7L4 91ZM49 89V90H48ZM50 89H52L50 91ZM57 89V90H56ZM80 89V90H79ZM89 89V90H88ZM91 89H94L95 91H91ZM107 89V91H106ZM111 91H110V90ZM122 89V90H121ZM138 91H137V90ZM142 89V90H141ZM145 91H144V90ZM147 89V90H146ZM198 89V90H196ZM204 89V90H203ZM206 89V90H205ZM223 89V91H222ZM236 90H239V91H235ZM257 89V90H256ZM12 90V92L10 91ZM28 90V91H27ZM36 90V92H35ZM85 91V92H89V93H83L81 91ZM88 90V91H87ZM114 90V92H113ZM130 90V92H129ZM133 92H132V91ZM149 90V92H148ZM185 90V91H184ZM191 90V91H190ZM244 90V91H243ZM263 90V91H261ZM30 91L33 93V95L30 94ZM46 91V92H45ZM102 91V92H101ZM105 91V93H104ZM122 91V92H121ZM126 91H128L129 93H127ZM141 91H142V95L145 97L142 98V101L141 103L139 102L140 99H141ZM183 91V92H182ZM187 91V92H186ZM194 91V93H193ZM208 91V92H207ZM216 91V92H214ZM220 92V95H218V92ZM225 91V93H224ZM229 91V92H228ZM247 91V92H246ZM255 91V93H254ZM8 92V93H7ZM18 92V93H17ZM24 94H22V93ZM28 92V93H26ZM47 94H45V93ZM64 92V93H63ZM78 92V93H77ZM94 92V93H92ZM124 92V93H123ZM133 94H132V93ZM137 92V93H136ZM144 92H147L148 94H144ZM156 92V93H155ZM159 92V93H158ZM203 92V93H201ZM206 92V93H205ZM212 94H211V93ZM237 92V93H235ZM241 92V93H240ZM260 92V93H259ZM7 93V94H6ZM10 93H12V95H10ZM16 95H15V94ZM20 93V94H19ZM43 96H41L42 94ZM52 93V94H50ZM58 93V94H57ZM81 93V94H79ZM113 93V94H112ZM118 93V94H116ZM120 93H121V96H120ZM123 93V94H122ZM131 93V95H130ZM136 93V94H135ZM140 95H139V94ZM178 93V94H177ZM196 93V94H195ZM252 93V94H251ZM258 93V94H257ZM263 93V94H262ZM9 94V95H8ZM14 94V98H11V96H13ZM37 94V95H35ZM75 94V95H74ZM87 94V95H86ZM91 96H90V95ZM152 94V95H151ZM194 94V95H192ZM217 94V96H216ZM225 94V95H224ZM227 94V95H226ZM230 94H231V97H230ZM233 94H234V98L236 99H233ZM244 94V95H243ZM250 94V95H249ZM5 95V96H4ZM7 95V96H6ZM19 95V96H18ZM21 95V96H20ZM47 95V96H46ZM93 95V96H92ZM106 97H105V96ZM135 97H134V96ZM148 97H147V96ZM181 95V96H180ZM209 95V97L207 96ZM246 95V96H245ZM255 95V96H253ZM261 95V96H260ZM10 96V97H9ZM28 96V97H27ZM31 96V97H30ZM50 96V97H49ZM70 96V97H68ZM79 96V97H77ZM105 98H104V97ZM119 96V97H118ZM127 96V97H126ZM139 96V97H138ZM200 96V98H199ZM207 96V98H206ZM224 96V97H223ZM226 96V97H225ZM238 96V98H236ZM240 96V97H239ZM243 96V97H242ZM251 98H249V97ZM253 96V97H252ZM260 96V97H259ZM6 97V98H5ZM15 97L17 98V100L15 99ZM19 97V98H18ZM22 97V98H21ZM36 97V98H35ZM62 97V98H60ZM84 97V98H83ZM87 97V98H85ZM90 97V98H89ZM111 99H109V98ZM147 97V98H146ZM149 97H151L149 99ZM184 97V98H183ZM189 97V98H188ZM221 97V98H220ZM230 97V98H229ZM245 97V98H244ZM262 97V98H261ZM8 99V100H5V99ZM28 98V100H27ZM32 100H31V99ZM35 100H34V99ZM40 98V99H38ZM44 98V99H43ZM47 98V99H46ZM49 98V99H48ZM52 100H51V99ZM75 98V99H74ZM78 98H81V99H78ZM93 98V99H92ZM113 98V99H112ZM116 98V99H115ZM123 98V99H122ZM128 98V99H127ZM129 98H130V101H129ZM136 98L138 100H136ZM178 98V99H177ZM186 98V99H185ZM198 98V99H196ZM216 98V99H215ZM232 98V99H231ZM243 98V99H242ZM13 101H12V100ZM15 99V100H14ZM23 99V100H22ZM30 99V100H29ZM65 99V100H64ZM70 101H69V100ZM75 101L73 102L72 101ZM99 99V100H98ZM114 99L117 101H114ZM121 99V100H120ZM127 99V100H126ZM153 99H155L153 101ZM189 99V100H188ZM204 99V100H203ZM208 99V101H206ZM221 99V100H219ZM241 99V100H240ZM254 99V101H253ZM258 99V100H257ZM45 100V103L44 101ZM48 100V101H47ZM60 100H62L60 102ZM90 100V101H88ZM109 100V101H108ZM124 100V102L122 103V101ZM126 100V101H125ZM147 100V101H146ZM150 100V101H149ZM178 100V101H177ZM200 100V101H199ZM217 100H218V103H217ZM227 100V101H226ZM230 100V102L228 103V101ZM233 100V101H232ZM245 100V101H244ZM249 101V103H251L249 105V103L247 104V102ZM252 100V101H251ZM16 101H19V102H16ZM26 101V102H25ZM28 101V102H27ZM42 101V103H41ZM81 101V102H80ZM86 101V102H85ZM94 101V102H93ZM120 101V103H119ZM129 101V102H128ZM144 101H146L144 103ZM198 101V102H196ZM212 101V102H211ZM220 101H225V102H220ZM257 101V102H256ZM261 103H259V102ZM5 102V103H4ZM12 105H11V103ZM32 102V103H31ZM70 102V103H69ZM84 102V103H83ZM91 102V103H89ZM101 104H100V103ZM107 102V104H106ZM110 102H111V105H110ZM114 102V103H113ZM125 102H126V105H125ZM135 102H138L140 104H137ZM151 102V104L149 103ZM193 102V103H192ZM6 103L7 104V107H6ZM17 103V104H15ZM23 103V104H22ZM25 103V104H24ZM48 105H47V104ZM50 103V104H49ZM74 103V105H73ZM81 103V105L79 104ZM88 105H85L87 104ZM94 103V104H92ZM103 103V104H102ZM109 103V104H108ZM117 104L114 105V104ZM119 103V104H118ZM135 103V104H134ZM199 103V104H198ZM217 105H215V104ZM223 103V104H222ZM226 103V104H224ZM231 103V104H230ZM240 103V104H239ZM256 103V105H255ZM5 104V106H4ZM41 104V105H39ZM63 104V106L61 105ZM66 104V106H65ZM79 106H77V105ZM98 104H99V107H98ZM107 106H106V105ZM124 104V105H123ZM128 104L131 106H128ZM145 104V106H144ZM152 106V107H148V105ZM189 104V105H188ZM201 104V105H200ZM220 104V105H219ZM228 104V105H227ZM230 104V105H229ZM263 104V105H262ZM11 105V106H9ZM15 105V106H14ZM17 105V107H16ZM20 105V106H19ZM24 105V106H23ZM27 105V106H26ZM28 105H31V106H28ZM54 105V106H53ZM73 105V106H72ZM119 105H120V109H119ZM138 105H142V108ZM157 105V106H156ZM184 105V106H183ZM200 105V106H199ZM215 105V106H213ZM243 105V106H242ZM247 108H245L246 106ZM258 105V106H257ZM261 105V106H260ZM33 106V107H32ZM42 106V107H41ZM52 106V107H50ZM55 106H59V107H55ZM84 106V107H83ZM101 106V108H100ZM110 106V107H109ZM125 106V107H124ZM147 106V107H146ZM155 106V108L153 107ZM183 106V107H182ZM188 106V107H187ZM195 106V107H194ZM199 106V107H198ZM225 106V107H224ZM227 106V107H226ZM234 106V107H233ZM236 106V107H235ZM242 106V107H241ZM249 106V107H248ZM2 107V108H1ZM4 107V108H3ZM11 107V108H9ZM14 107V108H13ZM20 107V108H19ZM23 107V108H22ZM27 107V108H25ZM32 110H30L29 109ZM40 107V108H38ZM49 107L50 109H45ZM65 107V108H64ZM81 107V109H80ZM98 107V108H97ZM113 107V108H112ZM116 107V108H115ZM118 107V108H117ZM135 107V108H134ZM137 107V108H136ZM145 107L147 110H145ZM208 107V108H207ZM222 107V108H221ZM240 107V108H239ZM244 107V108H243ZM253 107V108H252ZM257 107V109H256ZM7 108V109H6ZM13 108V109H12ZM17 108V109H16ZM27 110H25V109ZM106 108V109H105ZM127 108L128 110L130 111H127ZM131 108V109H129ZM139 108V110H138ZM154 108V109H153ZM158 108V109H157ZM199 108V109H198ZM209 112H207V110ZM223 108H225L223 110ZM228 108V109H226ZM230 108V110H229ZM233 109V111L231 112V110ZM235 108H237L235 110ZM243 108V109H242ZM7 110V112L5 110ZM11 109V110H10ZM19 109V110H18ZM22 109V110H20ZM24 109V110H23ZM41 111H40V110ZM45 111H44V110ZM54 109V110H53ZM56 109V111H55ZM79 109V111H78ZM90 109V110H89ZM100 109V110H99ZM108 109V111H111L113 110V112H109L107 114L108 111H106ZM110 109V110H109ZM141 109V110H140ZM162 109V110H161ZM180 109V111H179ZM184 109H189V110H184ZM194 109V110H193ZM196 109V110H195ZM201 109H203V111H200ZM244 111H242V110ZM255 109V110H254ZM260 109V110H258ZM8 110H10L8 112ZM15 110H18L17 112H13ZM35 110V111H34ZM39 110V111H38ZM61 110V111H60ZM78 111V113L76 114V112ZM97 110V111H96ZM105 110V112H104ZM120 110V111H119ZM122 110V111H121ZM135 110V111H134ZM138 110V111H137ZM145 112H144V111ZM191 110V111H190ZM218 110V112L216 111ZM223 110V111H222ZM248 110V112H247ZM20 111V112H19ZM22 111H25V112H22ZM36 111L40 112V113H36ZM48 111V112H47ZM65 111V112H64ZM69 111V112H68ZM153 111V112H152ZM182 111V113H181ZM184 111V112H183ZM199 111V112H198ZM211 111V112H210ZM217 113H216V112ZM220 111V112H219ZM240 111V112H239ZM242 111V113H241ZM254 111V112H253ZM31 114H30V113ZM47 112V113H46ZM55 112V113H54ZM59 112V114H58ZM61 112V113H60ZM72 112V113H71ZM99 112V113H98ZM101 112V113H100ZM104 112V113H103ZM126 112V113H125ZM129 112V113H127ZM131 112V113H130ZM135 112H141L140 115L139 113H135ZM143 112V113H142ZM149 112V114H147ZM150 112H152L150 114ZM168 112V113H166ZM174 112V113H173ZM177 112V113H176ZM213 112V114H212ZM226 112V113H225ZM231 112V113H230ZM238 114H237V113ZM246 112V113H244ZM253 112V113H252ZM15 113V115L13 114ZM45 113V115H44ZM51 113V115L49 114ZM53 113V114H52ZM63 113V115H62ZM71 113V114H70ZM92 113V114H91ZM107 116H106V114ZM198 113V114H196ZM201 116H199L200 114ZM207 113V114H205ZM211 113V114H210ZM215 113V114H214ZM234 115H231L233 114ZM241 113V115H240ZM252 113V114H251ZM255 113V114H254ZM263 113V114H261ZM5 114L9 115V117L7 118L5 116ZM20 114V115H19ZM58 114V115H57ZM80 114V115H79ZM120 116H119V115ZM125 114V115H123ZM130 114V116H129ZM138 116H136V115ZM144 114V115H143ZM146 114V115H145ZM167 114V115H166ZM178 114V115H176ZM191 114H193L194 116H192ZM203 114V115H202ZM217 114V115H216ZM228 115L226 116L227 118H229L227 120V118L225 117L224 115V118H223V115ZM230 114V115H229ZM14 115V116H12ZM19 118H18V116ZM26 115V116H25ZM29 115V116H27ZM65 115L67 117H65ZM74 115H76L74 117ZM91 115V116H90ZM93 115V116H92ZM112 117H111V116ZM150 115V117H149ZM166 115V117H165ZM184 118V120L182 121V116ZM196 115H198V118H196ZM209 115V116H208ZM214 115V118L212 117ZM219 115V116H218ZM252 117H251V116ZM258 115V116H257ZM5 116V117H4ZM32 116V117H31ZM62 116V117H61ZM102 116V117H101ZM124 116V117H123ZM132 116V117H131ZM136 116V117H135ZM140 116V117H139ZM206 116V117H205ZM216 116V117H215ZM231 116V117H230ZM236 116V117H235ZM240 116V117H239ZM242 116V117H241ZM255 116V117H254ZM14 117V118H13ZM18 119H17V118ZM22 117V118H21ZM26 117V119H25ZM41 117V119L39 120V118ZM47 117V118H46ZM62 118V120L59 119ZM65 117V118H64ZM69 117V118H68ZM84 117V119H83ZM111 117V118H110ZM127 119H126V118ZM131 117V118H130ZM145 117V118H143ZM186 117V118H185ZM203 117V118H202ZM222 117V118H221ZM238 117V119H237ZM249 118L250 119H247L246 118ZM12 118V119H11ZM21 118V119H20ZM37 118V119H36ZM73 118V120H71ZM74 118L75 120L77 121H74ZM96 118V119H95ZM100 118V119H99ZM129 118V119H128ZM135 118V121L133 120ZM137 118V119H136ZM142 118V119H141ZM164 118V119H163ZM178 118V119H177ZM206 118L208 120H206ZM216 119V120H213L215 121V123H213V121L211 119ZM233 118V119H231ZM242 118V119H241ZM256 118L258 119L256 121ZM11 121H10V120ZM36 119V120H35ZM43 119V120H42ZM45 119V121H44ZM49 119V120H48ZM95 119V120H94ZM103 119V120H102ZM105 119V120H104ZM111 119V120H110ZM128 120V121H125ZM133 121H132V120ZM158 119V120H157ZM161 119V120H160ZM173 119V120H172ZM187 119V120H186ZM201 119H204V120H201ZM218 119V120H217ZM219 119H221L222 121H219ZM230 119L232 121H230ZM241 121H240V120ZM253 121H252V120ZM262 121H260V120ZM4 120V121H3ZM9 120V121H8ZM25 120V121H23ZM27 120V121H26ZM35 122H33V121ZM53 120V121H52ZM70 120V121H69ZM82 120V122L80 123V121ZM149 120V121H148ZM196 120V121H195ZM210 120V121H209ZM244 120V121H243ZM251 120V121H250ZM19 121V122H18ZM22 121V122H21ZM46 123H44V122ZM56 121V122H54ZM102 121H105V122H102ZM124 123H123V122ZM132 121V122H131ZM144 123H143V122ZM146 121V122H145ZM152 121V123H151ZM170 121V122H169ZM176 121V122H175ZM185 121V122H184ZM199 121V122H198ZM200 121H202V124ZM227 124H226V122ZM246 121V122H245ZM14 122V125L11 123ZM17 122V123H16ZM28 122V123H27ZM33 122V124H32ZM42 122V123H41ZM49 122V124H48ZM53 122V123H52ZM65 122V123H64ZM69 122V123H67ZM86 123L83 125V123ZM88 122V123H87ZM92 122V123H90ZM102 122V124H101ZM114 124H113V123ZM126 122V123H125ZM137 122V123H136ZM160 122V123H159ZM167 122V123H166ZM175 122V124H174ZM222 124L221 126L218 124ZM230 122V123H229ZM237 122V123H236ZM256 122V123H255ZM261 122V123H260ZM20 123V124H18ZM25 123V124H24ZM35 123V124H34ZM37 123V124H36ZM51 123V124H50ZM56 123V124H55ZM76 123V124H74ZM90 123V125H89ZM95 123V124H93ZM104 123V124H103ZM135 123V126L133 125ZM139 123H140V127H139ZM169 123V124H168ZM199 123V124H198ZM208 123V124H207ZM212 123V124H211ZM233 123H236V124H233ZM249 123V124H248ZM252 123V125H251ZM5 126H3V125ZM7 124V125H6ZM9 124V125H8ZM16 124V125H15ZM24 124V125H23ZM28 124V125H27ZM32 124V125H30ZM60 124V125H58ZM64 124V126H62ZM82 124V125H81ZM92 124V125H91ZM98 124V125H96ZM101 124V125H100ZM119 124V125H118ZM150 124V125H149ZM193 124V125H192ZM195 124V125H194ZM198 124V125H196ZM206 124V125H205ZM229 124V125H228ZM238 124V125H237ZM241 124V125H239ZM244 124H248V125H244ZM257 124L259 126V128L262 127V129H259L257 127ZM18 125V126H17ZM20 125V126H19ZM43 125V126H41ZM46 125V126H45ZM57 125V126H56ZM77 127H75V126ZM87 125V126H86ZM95 125V126H94ZM103 125V126H102ZM106 125V126H104ZM124 125V126H123ZM130 125V126H129ZM180 125H184V126H180ZM215 125V126H214ZM225 125L227 127H225ZM232 125V126H231ZM236 125V127L234 126ZM245 127H244V126ZM8 126V127H7ZM14 126V127H12ZM16 126H17V130H16ZM25 126V128L23 127ZM28 126V127H27ZM37 126V127H36ZM41 126V127H40ZM60 126V127H59ZM80 126V127H78ZM83 126V127H82ZM102 126V128H100ZM110 126V127H109ZM123 126V127H122ZM132 127L131 130L127 127ZM138 126V127H137ZM162 126V127H160ZM174 126V127H172ZM205 126V127H204ZM218 126V128H217ZM223 126V127H222ZM3 127V131H5L3 133V131L1 130ZM10 127V128H9ZM34 127V128H33ZM39 127V128H38ZM48 127V129H47ZM63 127V128H61ZM96 127V128H95ZM107 127H108V130H107ZM134 127V128H133ZM142 127V128H141ZM147 129H146V128ZM149 127V128H148ZM209 127V129H208ZM216 127V128H214ZM226 129H225V128ZM250 127V128H248ZM255 127V128H254ZM5 128V129H4ZM8 128V130H7ZM19 128V130H18ZM25 130H23V129ZM37 128V129H36ZM42 128H45L46 129V132H45V129H42ZM58 128V129H57ZM99 128V129H98ZM117 128V129H116ZM127 128V130H126ZM140 128V129H139ZM145 128V130H144ZM171 128V129H169ZM206 128V129H205ZM233 131H232V129ZM243 128V129H242ZM247 128V129H246ZM15 129V130H14ZM23 132H21L22 130ZM34 129V130H33ZM39 129V130H38ZM54 129L56 131H54ZM64 129V130H62ZM72 131H70V130ZM82 129L85 130V132L82 131ZM102 129V130H101ZM134 129V130H132ZM151 129H152V132H151ZM165 129V130H163ZM168 129V130H167ZM204 129V131H203ZM220 129V130H218ZM227 129H229V132L226 131ZM236 129V130H234ZM257 129V130H256ZM12 130V131H10ZM14 130V131H13ZM21 130V131H20ZM36 130V131H35ZM44 130V132H43ZM67 130V131H65ZM115 130V131H114ZM126 130V132H125ZM140 130V132H139ZM149 130V131H148ZM171 130H172V133H171ZM181 130V131H179ZM196 130V131H195ZM207 130V131H205ZM209 130V133H206L208 132ZM213 130V131H212ZM245 130V131H244ZM251 130H252V133H251ZM8 133H7V132ZM17 131V132H15ZM20 131V132H19ZM30 131V132H28ZM54 131V133L52 132ZM61 131H63L64 133H62ZM107 131V132H106ZM124 131V132H123ZM148 131V132H147ZM160 131V132H159ZM167 131V132H166ZM185 131V132H184ZM222 131V132H221ZM233 133H232V132ZM250 131V132H249ZM15 134V136L13 135V133ZM35 132V133H33ZM41 132H42V135H41ZM59 132V133H58ZM69 132V134H68ZM81 132V133H79ZM84 134H83V133ZM122 132V133H121ZM127 132L129 133H132L131 135L130 134H127ZM134 132V133H133ZM139 132V133H137ZM195 135H194V133ZM205 132V133H204ZM228 132V133H227ZM231 132V133H230ZM246 132V134H245ZM254 132V133H253ZM7 133V134H6ZM37 133V134H36ZM44 133V134H43ZM45 133L47 135H45ZM52 133V134H51ZM61 133V134H60ZM117 133V135L115 134ZM124 133H126L125 135L129 138H127L126 136H124ZM167 133V134H166ZM174 133L176 134L174 136ZM193 133V134H192ZM229 134L227 136V134ZM236 133V134H235ZM239 133V134H238ZM249 133V134H247ZM259 133V134H258ZM11 134L13 136H11ZM23 134V135H22ZM51 134V135H50ZM65 134V136H64ZM115 134V135H114ZM121 134V135H120ZM134 134V135H133ZM146 134V135H145ZM165 134V136H164ZM170 134V136H169ZM173 134V135H172ZM190 134V135H189ZM200 136V138L196 135ZM205 134V135H204ZM234 134V135H232ZM246 136H245V135ZM256 134V135H255ZM7 135L10 136V139H9V136L7 137ZM22 137H21V136ZM53 135V136H52ZM59 135V136H58ZM75 135V136H74ZM98 135V136H97ZM168 135V136H166ZM188 135V136H187ZM203 135V136H202ZM217 137H216V136ZM242 135V136H241ZM251 135V136H249ZM259 135V136H258ZM263 138H262V136ZM5 136V138L3 137ZM20 136V138H19ZM45 137L43 139V137ZM56 136V137H55ZM68 136V138L66 139V137ZM104 136V137H103ZM116 136V137H115ZM123 136V138H122ZM142 136L145 138L143 139ZM174 136V137H173ZM203 139H202V137ZM211 136V137H210ZM213 136V137H212ZM221 136V137H220ZM226 136V137H225ZM234 136V137H233ZM254 136V137H252ZM12 137V138H11ZM15 137V138H14ZM41 137V138H39ZM48 137V138H47ZM52 137V138H51ZM55 137V138H54ZM60 137V138H59ZM75 137V138H74ZM77 137V139H76ZM80 137V138H79ZM109 137V138H108ZM111 137V139H110ZM121 138V140L117 139V138ZM125 137V138H124ZM140 137V138H139ZM188 137V140H186ZM215 137V138H214ZM220 137V139H219ZM250 137V138H249ZM258 140H256L257 138ZM8 138V139H7ZM17 140L15 143H14V139ZM24 138V139H23ZM53 141H51L50 140ZM60 141H59V139ZM74 138V139H73ZM90 138V139H89ZM97 138V139H96ZM103 138V139H102ZM108 138V139H107ZM113 138L115 140H113ZM132 138V139H131ZM142 138V140H141ZM149 138V139H148ZM167 141H165L164 139H167ZM185 138V139H184ZM208 138V139H207ZM212 138V139H211ZM227 138V139H226ZM242 138V140H241ZM2 139V140H1ZM13 139V140H12ZM41 139V140H40ZM80 139V141L78 140ZM83 139V140H82ZM103 141H102V140ZM126 141H125V140ZM161 141H160V140ZM184 139V140H183ZM190 139V140H189ZM196 139H199V140H196ZM205 139V140H204ZM215 139V140H214ZM216 139H219L220 142H218V140ZM229 139V140H228ZM231 139V140H230ZM234 139V140H233ZM240 139V140H239ZM245 139V140H244ZM249 139V140H248ZM255 139V140H254ZM263 139V140H262ZM8 140V141H7ZM11 140V141H9ZM38 140V141H37ZM55 140V141H54ZM64 140V141H63ZM67 140V141H66ZM70 140V141H69ZM77 140V141H76ZM119 140V141H117ZM123 140V141H122ZM128 140H132V141H129L127 142ZM153 140V141H151ZM199 141V142H194V141ZM228 141V142H225V141ZM244 140V141H243ZM249 142H247V141ZM261 140V141H260ZM7 141V142H6ZM19 141V142H18ZM27 141V142H26ZM37 141V142H35ZM49 141V142H48ZM64 144H61L62 142ZM88 141V143H87ZM145 141V142H144ZM183 141V142H182ZM185 141V143H184ZM206 141V142H205ZM209 141V143H208ZM211 141V142H210ZM216 141V142H215ZM241 141V142H240ZM252 141V142H251ZM44 142V143H43ZM48 142V143H46ZM51 142V143H50ZM59 142V143H58ZM90 142H92L91 144H89ZM125 144H124V143ZM133 142V143H132ZM151 142V144H150ZM162 142V143H160ZM164 142V143H163ZM192 142V143H191ZM225 142V144H224ZM234 142V143H233ZM247 142V144L245 143ZM255 142V143H254ZM11 143V145H10ZM21 143V144H20ZM40 143V144H39ZM46 143V144H45ZM55 143V144H53ZM58 143V144H57ZM77 143H78V146H77ZM118 143V144H117ZM123 146H122V144ZM138 143V144H137ZM146 143V144H145ZM159 143V144H158ZM182 143V144H181ZM198 143V144H196ZM206 144V149L204 147V145ZM216 145H214V144ZM222 143V144H221ZM239 143V144H238ZM249 143H250V146H249ZM252 143V144H251ZM259 143H261L259 145ZM16 147H14L13 145ZM20 144V145H19ZM24 144V145H23ZM28 144V145H26ZM33 147H32V145ZM53 144V145H52ZM74 144V145H73ZM88 144V145H87ZM115 144V146H114ZM133 144V145H132ZM173 144V145H172ZM188 144V145H187ZM196 144V145H195ZM202 144V145H201ZM208 144V145H207ZM211 144V145H210ZM242 145V146H239V145ZM244 144V145H243ZM263 144V146H262ZM4 145V146H3ZM10 145V146H9ZM38 147H37V146ZM43 145V146H42ZM48 146L46 147V146ZM66 145V146H65ZM73 145V146H72ZM76 145V146H75ZM106 147L104 148L103 147ZM128 145V146H127ZM137 145V146H136ZM142 145V146H141ZM170 145V146H169ZM192 145V146H190ZM209 145L210 147L213 146V150L211 151L209 148ZM230 145V146H229ZM247 145V147H246ZM253 145V147H252ZM255 145H258V146H255ZM21 146V147H20ZM26 146V148L24 147ZM28 146V147H27ZM36 148H35V147ZM53 146V147H52ZM56 146H57V149H56ZM91 146V147H90ZM109 146V147H108ZM112 146V147H111ZM136 146V147H135ZM160 146V148H159ZM169 146V147H168ZM188 146V147H187ZM209 150H208V148ZM223 146L225 149H223ZM228 146V147H227ZM232 146V147H231ZM236 146V147H235ZM239 146V147H238ZM255 146V147H254ZM263 150H261V148ZM18 147V149H17ZM54 149H52V148ZM63 149H61V148ZM101 147V148H100ZM113 147L115 149H113ZM119 147V148H118ZM127 147V148H126ZM155 147V148H154ZM194 147V148H193ZM202 147V148H200ZM204 147V148H203ZM229 148V150L231 149V152L227 149ZM235 147V148H234ZM243 147V148H242ZM0 148V149H1ZM9 148H10V151H9ZM32 148V149H31ZM38 148V149H37ZM90 148V149H89ZM93 148V149H92ZM110 150H109V149ZM112 148V149H111ZM118 148V149H117ZM133 148V149H132ZM174 148V149H173ZM180 148V149H179ZM181 148H183L181 150ZM188 148V149H187ZM219 148V149H218ZM246 148V151L245 149ZM258 148V149H257ZM25 149V150H24ZM31 149V150H30ZM44 151H43V150ZM45 149L48 151H45ZM54 151H52V150ZM60 151H59V150ZM97 149V150H96ZM137 149V150H136ZM146 149V150H145ZM156 149V151H155ZM159 149V150H158ZM194 149V150H193ZM205 149V151L203 150ZM232 149H233V153H232ZM236 149V152H234ZM240 151V153L238 152V150ZM242 151H241V150ZM248 149V150H247ZM249 149L250 151H252L250 154L249 152ZM253 149V150H252ZM257 149V150H256ZM5 150V151H4ZM8 150V152H6ZM20 150L21 151V154H20ZM24 150V151H22ZM28 150V152H27ZM42 150V151H41ZM63 153H62V151ZM70 150V152H69ZM82 150V151H81ZM115 150V151H114ZM136 150V151H135ZM188 150V151H187ZM202 150V151H201ZM261 150V152H260ZM4 151V152H3ZM17 151V152H16ZM26 151V152H25ZM41 151V152H39ZM52 151V153H51ZM75 151V152H74ZM77 151V152H76ZM98 151V152H96ZM113 151V152H112ZM126 151V152H125ZM135 151V152H134ZM141 151V152H140ZM150 151V152H149ZM221 151V154L219 153ZM244 151V152H243ZM256 153H254V152ZM5 152L7 154H5ZM12 152V153H11ZM24 152V153H23ZM34 152V153H33ZM42 152H43V156H42ZM50 152V153H49ZM59 152V153H57ZM83 152V153H82ZM101 152V153H100ZM112 152V153H111ZM119 152V153H118ZM125 152V153H123ZM128 152H130L128 154ZM132 152V153H131ZM138 152V153H137ZM147 152V153H145ZM158 153V155L156 156V154L154 155V153ZM179 152V154H178ZM184 152V153H183ZM189 154H187V153ZM195 152V153H194ZM202 152V155L200 154ZM204 152V153H203ZM211 152L212 154H207ZM216 152V153H215ZM225 152V153H224ZM230 154H229V153ZM20 155H18V154ZM48 153V154H47ZM54 153V154H53ZM81 153V154H80ZM110 153V154H109ZM117 153V154H115ZM171 153V154H170ZM188 155H186V154ZM199 153V154H198ZM220 155H219V154ZM228 153V154H227ZM232 153V154H231ZM259 156H257L258 154ZM10 154V155H9ZM15 154V155H14ZM23 154H25V158L24 156H22ZM52 154V155H51ZM58 156H56V155ZM71 154V155H70ZM73 154V155H72ZM95 154V155H94ZM109 154V155H108ZM113 154V155H112ZM138 154V155H137ZM147 154V155H145ZM194 154V155H193ZM205 154V155H203ZM223 154V155H222ZM235 154V156H233ZM238 154V155H237ZM239 154H243L242 156ZM246 155V158L248 160H246L245 158V155ZM48 155V156H47ZM53 155L55 156V158L57 159V161L55 160L54 161V157ZM62 155V158L61 156ZM112 155V156H111ZM134 155V156H133ZM136 155V156H135ZM140 155V156H139ZM175 155V156H174ZM180 158H175L177 156ZM182 155V156H181ZM188 157H186V156ZM216 155V156H215ZM239 157H237V156ZM249 155V156H248ZM262 155V156H261ZM10 156V157H9ZM14 156V157H13ZM47 156V157H45ZM51 158H50V157ZM82 156V158H81ZM86 156H89L86 157ZM92 156V157H91ZM102 156V157H101ZM121 156V157H120ZM144 156V157H143ZM147 156V157H146ZM151 156V157H149ZM190 156V158H189ZM194 158H193V157ZM203 157L202 160H200L201 158L200 157ZM207 156V158H206ZM209 156V157H208ZM212 156V157H210ZM215 156V157H214ZM218 156V157H217ZM227 156V159L226 157ZM233 156V157H231ZM244 156V157H243ZM72 157V159L70 158ZM74 157H78L77 159L74 158ZM83 157H86L85 159ZM108 157V158H107ZM119 157V158H117ZM130 157H133V159ZM139 157V159H138ZM174 159H173V158ZM187 158L185 160V158ZM224 159H223V158ZM236 157V158H235ZM242 159H241V158ZM254 157V158H253ZM257 157V158H256ZM260 157V158H259ZM262 157V158H261ZM39 158V160H38ZM74 158V159H73ZM96 158H99V160H97ZM107 158V160H106ZM113 158V159H112ZM123 158V160H122ZM128 158V161L125 160ZM138 160H137V159ZM156 158V160H155ZM208 159V160H205ZM214 158V159H213ZM218 160H217V159ZM256 158V161L254 160ZM31 159V160H29ZM60 159V160H59ZM62 159V161H61ZM76 159V160H75ZM91 159V161H90ZM102 159V160H101ZM104 159V161H103ZM135 159V160H134ZM150 161H148V160ZM159 159V161H158ZM173 159V160H172ZM176 159V160H175ZM179 159V160H178ZM220 159V160H219ZM234 159V160H233ZM238 161H237V160ZM246 162H245V160ZM253 159V161H251ZM259 159V161H257ZM12 160V161H11ZM15 160V161H13ZM28 160V162H27ZM35 160V161H34ZM43 160V161H42ZM46 162H45V161ZM68 160H72V162L68 161ZM125 160V161H124ZM131 160H134V161H131ZM144 160L146 161L144 163ZM167 160V161H166ZM181 160V161H180ZM216 160V162H215ZM236 160V161H235ZM263 160V161H262ZM24 161V162H23ZM34 161V163H33ZM42 161V162H41ZM51 161V164L49 163ZM61 161V162H60ZM100 161V162H99ZM108 161H110L108 163ZM122 161V162H121ZM138 163H137V162ZM140 161V163H139ZM143 161V162H142ZM153 161L157 162V163H153ZM169 161V162H168ZM174 161V162H173ZM200 161V162H199ZM214 161V162H213ZM219 161V162H218ZM223 161V162H221ZM227 162V163H224ZM248 161H251V162H248ZM41 162V163H40ZM48 162V163H47ZM70 162V163H68ZM98 162V163H96ZM120 164H119V163ZM129 162H134L133 164L130 165ZM142 162V163H141ZM149 162V163H148ZM164 162V164H163ZM195 162V163H193ZM203 162V163H202ZM205 162V164H204ZM207 162V163H206ZM239 162V163H237ZM248 162V163H247ZM255 162L256 165L253 163ZM263 162V163H261ZM18 163V164H17ZM33 163V164H32ZM47 163V165H45ZM60 163V164H59ZM65 163V164H64ZM81 163V164H80ZM91 163V164H90ZM96 163V164H95ZM103 163V165H102ZM112 163V164H111ZM118 163V164H116ZM125 163L129 164L127 166V164L125 165ZM164 165H162V164ZM176 163V164H174ZM180 163V164H179ZM183 163V164H181ZM198 163V164H196ZM216 163V164H215ZM221 163V164H220ZM259 163V164H258ZM15 164V165H14ZM39 164V165H38ZM42 164V168L45 169V168H48L50 167V172L48 169L45 171L43 170L42 171V168H41V165ZM50 164V165H49ZM59 164V165H58ZM62 164V165H61ZM70 166H69V165ZM73 164H74V167H73ZM85 164V165H84ZM88 164V165H86ZM101 164V166H100ZM114 164V165H113ZM116 164V165H115ZM122 164V165H121ZM139 168H138V165H140ZM171 164V167L170 165ZM173 164V165H172ZM200 164V165H199ZM212 164V165H210ZM227 166H226V165ZM240 164V167L238 166ZM248 164V165H247ZM252 164V165H251ZM32 165V166H30ZM39 167H37V166ZM55 165V166H54ZM64 165V166H63ZM72 165V166H71ZM91 165V166H90ZM96 165V166H95ZM111 165V167H110ZM115 166V168L113 166ZM118 165V166H117ZM124 165V166H123ZM132 165H135V166H132ZM147 167H146V166ZM152 165V166H151ZM157 167H156V166ZM159 165V166H158ZM161 165V166H160ZM167 167H166V166ZM169 165V167H168ZM184 165V166H183ZM192 167H191V166ZM195 165V166H194ZM202 165H205V166H202ZM209 165V166H208ZM231 165V166H230ZM246 165V166H244ZM251 165V166H249ZM254 165V166H253ZM261 165V166H260ZM263 165V166H262ZM44 166V167H43ZM63 166V167H62ZM107 166H109L110 168H108ZM137 166V167H136ZM143 166V167H142ZM179 166H182L183 168L179 167ZM188 166V167H187ZM208 166V167H207ZM223 169L220 168V167ZM226 166V169L224 168ZM237 168H236V167ZM37 168V171L35 168ZM56 167V170L54 171L53 169H55ZM62 167V168H60ZM71 167V168H70ZM96 172L92 173V170L90 168ZM102 167V169H101ZM122 167V168H121ZM124 167V168H123ZM142 167V168H140ZM160 167V168H159ZM163 167V169H162ZM176 167V168H175ZM178 167V168H177ZM204 167V168H203ZM208 169H207V168ZM218 169V170H216ZM255 167V168H254ZM263 167V168H262ZM6 168V169H4ZM10 168H12L11 170H9ZM23 168V169H22ZM31 168V169H29ZM81 168V169H79ZM94 168V169H93ZM104 168V169H103ZM114 168V169H113ZM119 168V169H118ZM121 168V170H120ZM138 168V169H137ZM149 168V169H148ZM156 168V169H155ZM158 168V169H157ZM165 168V169H164ZM168 168H170L169 171ZM174 168V169H173ZM200 168V169H199ZM233 168V169H232ZM242 168V170L240 169ZM260 168H261V171H260ZM4 169V170H3ZM71 169V170H70ZM74 169V170H73ZM90 170L91 172L89 173L88 170ZM100 169V170H99ZM117 169V170H115ZM123 169V170H122ZM143 169V170H142ZM147 169V170H146ZM161 169V170H160ZM179 169V170H178ZM182 169V170H181ZM187 169V171H186ZM191 169V170H190ZM195 169V170H194ZM203 172H202V170ZM213 169V170H211ZM215 169V170H214ZM221 169V172H219ZM15 172H14V171ZM20 170V171H19ZM54 172H53V171ZM85 170V171H84ZM87 170V171H86ZM104 170V172H103ZM106 170V171H105ZM146 170V171H145ZM159 170V171H158ZM167 170H168V173H167ZM178 172V173H175L174 172ZM194 170V172H193ZM200 170V171H199ZM238 170H241L240 172ZM245 170V171H244ZM248 170V171H247ZM10 171V172H9ZM12 171V172H11ZM26 171L28 172L27 174L29 176H27L26 174ZM31 171V173H30ZM36 171V172H35ZM42 171V172H41ZM70 171V172H69ZM108 171V172H107ZM111 171V172H110ZM133 171V172H132ZM135 171V172H134ZM151 171V172H150ZM155 173H154V172ZM163 171V172H162ZM174 173H173V172ZM180 171V172H179ZM186 171V172H185ZM226 171V172H225ZM234 171V172H233ZM235 171H236V174H235ZM238 171V173H237ZM256 171V173H254ZM22 172V173H21ZM34 172V173H32ZM38 172V173H37ZM45 172V173H44ZM49 172V174H48ZM118 174H116V173ZM132 172V173H131ZM149 172V174H148ZM161 172V173H160ZM167 174H165V173ZM172 172V173H171ZM192 172V173H191ZM206 172V173H205ZM219 172V175H217ZM226 174H225V173ZM229 172V173H227ZM233 175H232V173ZM242 172V173H241ZM260 172V173H258ZM9 173V174H7ZM16 173V174H15ZM30 173V174H29ZM37 173V174H35ZM72 173V175H70ZM74 173V174H73ZM89 173V174H87ZM98 173V174H97ZM106 173L108 175H106ZM123 173V174H121ZM154 175H153V174ZM185 173V174H184ZM231 173V174H230ZM244 173V174H243ZM254 173V174H253ZM263 173V174H262ZM43 174V176H42ZM46 174L49 176H46ZM127 174V175H126ZM133 174V175H132ZM140 174V175H139ZM148 174V175H147ZM180 175V177L178 175ZM182 174V175H181ZM194 174V175H193ZM203 174H206L205 177L203 176ZM211 176H210V175ZM225 174V176H224ZM229 174V175H227ZM235 174V175H234ZM242 176H238V175H241ZM246 174V176H248L246 179L244 178V175ZM250 176H249V175ZM262 174V175H261ZM8 175L9 178L6 179V176ZM19 175V176H18ZM22 177H21V176ZM35 175V176H34ZM38 175V177H37ZM40 175V176H39ZM75 175V176H74ZM110 175V176H109ZM132 175V176H131ZM169 175L171 177H169ZM198 175V176H196ZM221 175V176H220ZM254 175V177H253ZM261 177V180H260V177ZM31 176V177H30ZM34 176V178H33ZM45 176V177H44ZM51 176V177H50ZM54 176V178H53ZM88 176V177H87ZM91 176H93L91 178ZM126 176V177H124ZM128 176V177H127ZM137 176V177H136ZM163 176V177H162ZM164 176H165V179H164ZM177 178V180L174 178ZM233 176V177H232ZM252 176V177H251ZM26 177V178H25ZM27 177L29 179H27ZM36 177V179H35ZM44 177V178H43ZM72 177V181H71V178ZM110 177V178H109ZM113 177V178H112ZM119 179L118 182L117 181V178ZM130 177H133V178H130ZM182 177V178H181ZM209 177V179H208ZM215 177V178H214ZM244 178V179H241ZM255 177L257 178L255 180ZM12 178V179H11ZM16 181H14L15 179ZM18 178V179H17ZM31 178V179H30ZM39 178V179H38ZM46 178H49V179H46ZM83 178V180H82ZM167 178H168V181H167ZM173 178V179H172ZM220 178V179H219ZM225 178L227 179L225 181ZM238 178V179H237ZM250 178V179H249ZM21 179V180H20ZM23 179V180H22ZM24 179H26L25 182ZM34 179V180H33ZM85 179V180H84ZM115 179V180H113ZM132 179V180H131ZM145 179V180H144ZM172 179V180H171ZM180 179V180H179ZM201 179H206L204 181H202ZM217 179V180H216ZM229 179V180H228ZM231 179V181H230ZM248 179V181H247ZM259 179V180H258ZM38 180V181H37ZM42 180V181H41ZM91 180V181H90ZM93 180V182H92ZM95 180V181H94ZM98 180V181H97ZM109 180H112L110 181V183L108 182ZM121 180V181H120ZM124 180V182H122ZM131 180V181H130ZM183 180V181H182ZM216 180V181H215ZM219 180V181H218ZM233 180V181H232ZM236 180V181H235ZM243 180V181H242ZM245 180V181H244ZM252 180V181H250ZM13 181V182H12ZM35 181V182H34ZM107 181V182H106ZM149 181V182H148ZM164 181V182H163ZM167 181V182H166ZM173 181V182H172ZM192 181V183H191ZM218 181V182H217ZM223 181L224 183L226 184H223ZM251 183H250V182ZM261 181V182H260ZM263 181V182H262ZM19 182V183H17ZM30 183L29 185L27 183ZM37 182H40V183H37ZM73 182V184H72ZM87 182V183H86ZM91 182L93 185H91ZM95 182V183H94ZM116 183V186H118L116 188V191H115V188H113V184ZM122 182V183H121ZM128 182V183H126ZM170 182V183H169ZM190 182V183H189ZM201 182V184H200ZM211 182V184H210ZM213 182V183H212ZM220 182V183H219ZM229 182V184H228ZM232 182V184H231ZM238 182V183H237ZM249 182V184L247 183ZM6 185H5V184ZM26 183V184H25ZM47 183V184H46ZM109 183V184H108ZM121 183V184H120ZM126 183V184H125ZM140 183V184H139ZM164 183V184H163ZM194 183V184H193ZM216 183V184H214ZM218 183V184H217ZM246 186H244L243 184ZM246 183V184H245ZM256 183L258 185H256ZM261 183L263 185H261ZM12 184V186H11ZM14 184V185H13ZM15 184H17V186H15ZM19 184V185H18ZM87 184H90L89 185V188L87 189L88 185ZM162 186H161V185ZM196 184H198V187H195ZM210 184V186H209ZM220 184V185H219ZM248 184V185H247ZM259 184L261 185L260 188H259ZM5 185V186H4ZM10 187H9V186ZM22 185H25V186H22ZM79 185V186H78ZM87 185V187H86ZM94 185L96 186V189L94 187ZM109 185V186H108ZM123 185V187L121 186ZM127 185V186H125ZM129 185H133L130 186ZM137 185V186H136ZM146 185V186H144ZM167 185V186H165ZM171 185V187H170ZM177 185V186H176ZM189 185V186H188ZM201 185V186H200ZM221 185L223 186V189L220 188V190L218 189L219 187H221ZM230 185L232 187H230ZM237 185H241L240 187H237ZM243 185V187H242ZM4 186V187H3ZM20 186V187H19ZM28 186V187H27ZM60 186V187H59ZM114 186V187H116ZM143 188H142V187ZM160 186V188H159ZM170 188H169V187ZM203 186H205L208 190H206ZM252 188H251V187ZM258 186V187H257ZM9 189H8V188ZM25 187V188H24ZM40 187V188H39ZM45 187V188H44ZM58 187V188H57ZM66 187V188H65ZM111 187V188H109ZM135 187V188H134ZM166 187H168L169 189H167ZM177 187V188H176ZM212 187V188H210ZM218 187V188H217ZM227 189L225 190L224 189ZM227 187V188H226ZM236 187V188H234ZM247 187H248V192H247ZM256 187L254 190L253 188ZM6 188V189H4ZM11 188V189H10ZM12 188H15L14 190ZM19 188V189H18ZM23 190H22V189ZM28 188V189H27ZM44 188V189H43ZM56 188V190H55ZM69 188V189H67ZM92 188V189H91ZM165 188V189H164ZM174 190H173V189ZM199 190V191H193V190ZM204 188V189H203ZM216 188L217 191L216 192ZM242 188V189H240ZM244 188V189H243ZM18 189V190H17ZM25 189V190H24ZM95 189V190H94ZM111 189V190H110ZM141 189V190H140ZM163 189V190H162ZM168 191H167V190ZM190 189V190H189ZM239 189V190H238ZM262 191H260V190ZM84 190V191H83ZM118 190V191H117ZM130 190V191H129ZM133 190V191H132ZM147 190V191H146ZM202 190V191H201ZM242 190V191H241ZM10 191V192H9ZM22 191V192H21ZM25 191V192H24ZM88 191V192H87ZM97 191V192H96ZM129 191V192H128ZM134 191H138L137 193L134 192ZM152 191V192H150ZM156 191V192H154ZM161 191V192H160ZM163 191V192H162ZM170 191V192H169ZM174 191V192H172ZM223 191H226V192H223ZM239 191L241 194H239ZM251 191V192H250ZM253 191V192H252ZM260 191V192H258ZM20 192V193H19ZM36 192V193H35ZM84 192V193H83ZM90 192V193H89ZM95 194H94V193ZM117 192H122V195H121V198L120 196L117 194ZM149 192V193H148ZM165 192V193H164ZM167 192L169 194H167ZM201 192V193H200ZM223 192V194H222ZM228 192V193H227ZM236 192V193H235ZM259 193L258 194V199L257 198V194L255 193ZM24 193V194H22ZM41 193V194H40ZM74 193V194H73ZM80 193V194H78ZM88 195H87V194ZM92 193V194H91ZM99 193V194H98ZM127 193V194H126ZM131 195H130V194ZM156 193V195H155ZM173 193H174V196H173ZM198 195V197H196V195ZM214 193V194H212ZM224 193L225 196H224ZM230 193V195H228ZM250 193V194H249ZM253 193V195H251ZM11 194V195H10ZM18 194V195H17ZM27 194V195H26ZM30 194V195H29ZM33 194V195H32ZM82 194H85V195H82ZM139 194V195H138ZM152 194V195H150ZM154 194V196H153ZM161 194V195H160ZM163 194V195H162ZM170 194L172 196H170ZM193 194V195H192ZM214 196H212V195ZM220 194H222L220 196ZM239 194V195H238ZM248 194V195H247ZM26 198H25V196ZM49 195V196H48ZM95 195V197H93ZM99 195V197H98ZM129 195V196H128ZM192 195V196H191ZM195 195V196H194ZM207 195V196H205ZM210 197H209V196ZM238 195V196H236ZM248 197H247V196ZM261 197H260V196ZM3 196V197H2ZM23 196V197H21ZM48 196V197H47ZM78 196H81V198H79ZM97 196V197H96ZM147 196V197H146ZM189 196V198H188ZM194 196V197H193ZM202 196V197H201ZM212 196V197H211ZM229 196L230 200H228L229 198L227 197ZM233 196V197H232ZM31 197V198H30ZM33 197V198H32ZM41 197V198H39ZM43 197V198H42ZM47 197V198H46ZM123 197V198H122ZM125 197H127L128 199H126ZM142 197V199H141ZM149 197V198H148ZM160 197V198H159ZM176 197V198H174ZM206 198V199H203ZM208 197V198H207ZM217 201H214L215 198ZM227 199H226V198ZM240 197V198H239ZM247 197V198H246ZM9 198V199H8ZM16 198V199H15ZM46 198V199H45ZM75 198L76 201H75ZM79 198V200H78ZM85 198V200L83 199ZM87 198V199H86ZM116 198V199H115ZM146 198V199H145ZM158 198V199H157ZM165 198V199H163ZM187 198V199H186ZM196 198H198V200H195ZM232 198V200H231ZM252 198V199H251ZM4 199V200H3ZM21 199V200H20ZM22 199H23V203H22ZM72 199V200H71ZM123 199V200H122ZM125 199V200H124ZM157 199V200H156ZM185 199V200H184ZM192 199V200H191ZM193 199H194V203L196 204H193ZM203 199V200H202ZM208 199V200H207ZM227 200V201H224V204L222 203L223 201L222 200ZM236 199V201H235ZM242 199V200H241ZM256 199V200H254ZM262 199V200H261ZM3 200V201H2ZM24 200L26 202H29V203H26L24 202ZM71 200V202H70ZM82 200V201H81ZM92 200V201H91ZM96 200V201H95ZM121 200V201H120ZM137 200V202H136ZM156 200V202H152ZM163 200V201H162ZM186 200H188L186 202ZM202 200V201H200ZM205 200V201H204ZM221 200V201H220ZM244 200H246L244 202ZM249 200V201H248ZM260 200V201H258ZM16 201V202H15ZM20 201V202H19ZM35 201V202H34ZM59 201V202H58ZM67 201V202H66ZM73 201V202H72ZM79 201L81 202V204L79 203ZM83 201H85L83 203ZM98 201V202H97ZM139 201V202H138ZM149 201V202H148ZM162 201V202H161ZM210 202V203H207ZM230 201H231V205H229L228 207V204H230ZM235 201V203H234ZM254 205H253V203ZM254 201H257L256 203ZM262 201V204L260 203ZM7 202V203H6ZM14 202V203H13ZM18 202V204H17ZM34 202V203H33ZM41 202V203H40ZM51 202V203H50ZM88 202V204H87ZM96 202V203H95ZM101 202V203H100ZM152 202V203H151ZM202 204H205V205H202V204H199L201 203ZM214 202V203H213ZM227 202V204H226ZM233 202V203H232ZM238 202V204H237ZM243 202V203H242ZM247 202V203H246ZM3 203V204H2ZM74 203V204H73ZM83 203V204H82ZM94 205H93V204ZM98 203V204H97ZM103 203V205H102ZM123 203V204H121ZM149 203V204H148ZM155 204V205H152V204ZM213 203V204H212ZM218 203V204H217ZM220 203V205H219ZM222 203V205H221ZM242 203V204H241ZM12 204V205H11ZM22 204V205H21ZM23 204H26L27 206H23ZM34 206H37L35 208H33ZM101 204V206H100ZM119 204V205H118ZM125 204V205H124ZM148 204V205H147ZM163 204V205H162ZM173 204V205H172ZM180 204V205H179ZM185 204V205H184ZM199 204V205H198ZM207 204V205H206ZM246 204H248L246 206ZM252 204V205H251ZM7 205V207H6ZM9 205V206H8ZM11 205V206H10ZM72 205V208H70ZM85 205V206H84ZM89 205V206H88ZM96 205V206H95ZM106 206V209H105V206ZM132 205V206H131ZM152 205V206H151ZM169 205V206H167ZM183 205V206H182ZM191 205V206H190ZM192 205H194L192 207ZM224 205H227L224 207ZM238 207H237V206ZM19 206V207H17ZM23 206V207H22ZM69 206V207H68ZM129 206V207H128ZM141 206V207H140ZM165 206V208H164ZM202 208L203 210H201L200 208H196V207H199ZM211 206V207H210ZM214 208H213V207ZM232 206V207H231ZM17 207V208H16ZM26 207V208H25ZM80 207V208H79ZM94 209L90 211V209L92 208ZM96 207V208H95ZM100 207V209L98 208ZM104 207V208H103ZM133 207H135V209H133ZM155 207V208H154ZM173 207V208H172ZM193 208L192 210L189 208ZM206 209H205V208ZM216 207H220V210ZM228 207V208H227ZM236 208V209H233V208ZM242 207V208H241ZM259 207V208H258ZM2 208V209H1ZM6 208V209H4ZM12 210H10V209ZM36 210V214L39 215L37 216L33 210ZM39 208V209H38ZM79 208V209H78ZM115 208V209H114ZM121 208V209H120ZM140 208V210H139ZM148 208V209H147ZM158 208V209H157ZM168 208V210H167ZM196 208V209H195ZM18 211H17V210ZM52 209V210H51ZM89 209V210H88ZM99 210V212L97 213V211ZM105 209V211H104ZM108 209V210H107ZM119 209V211H118ZM129 209V210H128ZM132 209V210H131ZM160 209V210H159ZM170 209L172 211H170ZM210 209V211H209ZM212 209H214L212 212ZM241 209V211H240ZM243 209V210H242ZM256 209V210H255ZM263 209V210H262ZM5 210V211H4ZM8 210V211H7ZM21 210V212H20ZM27 210V211H26ZM29 210H32V211H29ZM63 210V211H62ZM70 212H69V211ZM74 210V211H73ZM96 210V211H95ZM121 210V211H120ZM135 210V211H134ZM199 210V211H198ZM227 210V211H226ZM236 210V212H234ZM252 210V211H251ZM261 210V211H260ZM68 211V212H67ZM84 211V212H83ZM86 211V212H85ZM126 211V212H125ZM132 211V212H131ZM191 211V216L189 215V212ZM196 211H198V213H195ZM218 213H216V212ZM223 211V212H222ZM224 211L226 212H229V213H225L224 214ZM233 213V215L231 214V212ZM245 211V212H244ZM10 212V213H8ZM18 212V213H17ZM29 212V213H28ZM33 212V213H31ZM73 212V213H71ZM80 212V213H79ZM89 212V214H88ZM91 212V213H90ZM102 212V213H101ZM120 212V213H119ZM122 212V213H121ZM171 212V213H170ZM221 212V213H220ZM240 212V213H239ZM262 212V214H261ZM15 213V214H14ZM27 213V214H26ZM39 213V214H38ZM66 213V214H65ZM95 213V214H94ZM101 213V214H99ZM104 213V214H103ZM114 213V214H113ZM128 213V214H127ZM136 213V214H135ZM153 213V215L151 214ZM193 213V215H192ZM203 213H205L203 215ZM208 213V215H206ZM212 215H210V214ZM248 213V214H247ZM257 213H259L260 216L257 215ZM13 214V215H10ZM43 214V215H42ZM61 214V215H59ZM65 216H64V215ZM74 214V215H72ZM82 214V215H81ZM86 214V215H84ZM117 214V216H116ZM151 214V216H150ZM196 214H199V215H196ZM219 214V215H218ZM223 214V216H221ZM230 215L231 217H228V215ZM9 215V216H8ZM23 215V216H22ZM25 215V217H24ZM31 215L33 217H31ZM76 215V216H75ZM82 216L80 218V216ZM90 215V216H89ZM92 215V217H91ZM100 215V216H99ZM108 215V216H107ZM138 215V216H137ZM196 215V216H195ZM206 215V216H205ZM242 215V216H241ZM245 215V216H244ZM248 215V216H247ZM251 215V216H250ZM22 216V217H21ZM49 216V217H48ZM79 216V218H78ZM87 216V218H86ZM119 217V218H116V217ZM122 216V217H121ZM129 218H128V217ZM132 216V217H131ZM149 216V217H148ZM199 216V217H198ZM210 216V217H209ZM219 217V219L217 217ZM8 217V218H7ZM16 217V218H15ZM30 217V218H29ZM39 217V218H37ZM45 217V218H44ZM67 217V218H66ZM74 217V218H73ZM106 217V218H104ZM132 218V221H131V218ZM190 217V218H189ZM203 217V218H202ZM207 217V218H205ZM209 217V218H208ZM213 217V218H212ZM222 217V218H220ZM226 217V218H225ZM228 217V218H227ZM235 217V219H234ZM248 217V218H247ZM259 219H258V218ZM5 218V219H4ZM11 218V219H10ZM19 218V219H18ZM32 218V219H31ZM44 218V219H43ZM73 218V220H72ZM78 218V219H76ZM109 218V219H107ZM128 218V219H127ZM143 218V219H141ZM231 218V220H230ZM255 219V222L254 223V219ZM62 219V220H61ZM83 219V220H82ZM116 219V220H115ZM130 219V220H129ZM146 219V220H145ZM190 219V221L188 220ZM196 219V220H195ZM207 219V220H205ZM217 219H218V222H221V223H218L217 222ZM226 219V220H225ZM230 221H229V220ZM245 219V220H244ZM248 219V220H247ZM249 219L251 221H253L251 223V221H249ZM253 219V220H252ZM28 220V221H27ZM30 220V222H29ZM34 220V221H33ZM45 220V221H44ZM64 220V221H63ZM82 220V221H81ZM102 220V221H101ZM104 220V222H103ZM107 220V221H106ZM113 220V221H112ZM139 220V221H138ZM150 220V221H149ZM153 220V221H152ZM155 220V221H154ZM187 220V221H186ZM193 220V221H192ZM213 220V221H212ZM220 220V221H219ZM241 222H240V221ZM33 221V222H32ZM183 224H181L182 222ZM192 221V222H191ZM196 221V222H195ZM208 221V222H207ZM210 221V222H209ZM224 221H226L224 223ZM231 221H233L231 223ZM235 221V222H234ZM237 221V222H236ZM249 221V222H248ZM25 222V223H24ZM27 222V223H26ZM29 222V223H28ZM107 222V223H106ZM111 224H109V223ZM113 222V223H111ZM115 222V223H114ZM134 224H133V223ZM144 222V223H143ZM191 224L189 226V223ZM218 224H217V223ZM239 222V223H238ZM259 222V223H258ZM16 223V224H15ZM24 223V224H23ZM105 223V224H104ZM122 223V224H121ZM130 223V224H128ZM137 223V224H136ZM143 223V224H141ZM162 223V224H161ZM212 223V224H211ZM235 223V224H234ZM247 223V225H246ZM254 223V224H253ZM27 224V225H26ZM31 224V226H29ZM36 226H35V225ZM95 224V225H94ZM100 224V225H99ZM109 224V225H108ZM113 224V225H112ZM139 224V225H138ZM149 224V226H148ZM156 226H155V225ZM161 224V225H160ZM171 224V225H169ZM186 224V225H185ZM250 224V225H249ZM257 224V225H256ZM3 225V226H2ZM10 225V226H9ZM34 225V226H33ZM109 227H108V226ZM116 225V226H115ZM121 225V227H120ZM175 225V226H174ZM178 225V227L176 226ZM224 225V227H222ZM227 225V226H226ZM231 227H230V226ZM244 225V226H243ZM261 225V226H260ZM9 228H8V227ZM24 226V227H23ZM28 226V228H27ZM33 226V227H32ZM39 226V227H37ZM111 226V227H110ZM126 226V227H125ZM136 226V227H135ZM151 226V227H150ZM161 226V227H160ZM166 226V227H165ZM170 226V227H169ZM182 228H181V227ZM189 226V227H188ZM241 226V227H240ZM250 226V228H249ZM255 228H254V227ZM259 226V228H258ZM48 227V228H47ZM93 227V228H92ZM113 227V228H112ZM117 227H120V230H118L119 228ZM150 227V228H149ZM157 227V228H156ZM160 227V229H158ZM168 227V228H167ZM185 227V228H184ZM202 227V228H201ZM216 229H214V228ZM230 227V228H229ZM236 227V228H235ZM239 227V228H238ZM243 227V228H242ZM246 227V228H245ZM7 228V229H5ZM25 228V229H24ZM37 228L39 230H37ZM95 228V229H94ZM103 228V229H102ZM110 228V229H109ZM115 228V229H114ZM128 228V229H127ZM161 228H163V232L161 230ZM165 228V229H164ZM200 228V230H198ZM219 228V229H218ZM249 228V229H248ZM3 229V230H2ZM5 229V230H4ZM9 229V230H8ZM31 229V230H30ZM102 229V230H101ZM121 229H122V232H121ZM146 229V230H145ZM206 229V231H205ZM214 229V230H212ZM238 229V231H237ZM244 229H245V233H244ZM7 230V231H6ZM20 230V231H19ZM29 230V231H28ZM32 230H34L32 232ZM166 230V231H165ZM177 230V231H176ZM192 230V231H191ZM210 230V231H209ZM220 234H219V232ZM241 231V234L239 233ZM250 230V231H248ZM18 231V232H17ZM22 231H26V232H22ZM95 231V232H94ZM103 233H102V232ZM146 231V232H145ZM171 231V232H170ZM209 231V232H208ZM228 231V234L226 233ZM243 231V232H242ZM252 231V232H251ZM9 232V233H8ZM100 232V233H98ZM116 232L118 234H116ZM148 232V233H147ZM152 234H151V233ZM167 232V233H165ZM176 232L178 234H176ZM201 232H205L204 234L201 233ZM211 232V233H210ZM239 234H238V233ZM251 232V233H250ZM256 232V233H254ZM258 232V233H257ZM263 232V233H262ZM17 233V234H16ZM23 233V234H22ZM27 235H26V234ZM32 233H36L35 236L34 234ZM114 233V234H113ZM122 233V234H121ZM137 235H136V234ZM175 237H174V235ZM182 233V234H181ZM225 233V234H224ZM244 233V234H243ZM249 233V235H248ZM253 233V235H251ZM8 234V235H7ZM25 234V235H24ZM30 234V235H29ZM95 234V235H94ZM112 234V235H111ZM146 234V235H145ZM151 234V235H150ZM181 234V235H180ZM217 234V235H216ZM224 234V235H223ZM257 234V235H256ZM4 235V236H3ZM6 235V236H5ZM16 235V236H15ZM24 235V236H23ZM93 235V236H92ZM116 235V236H115ZM120 235V236H119ZM148 235V236H147ZM178 235H179V238H178ZM194 235V236H193ZM202 235V236H201ZM211 237H210V236ZM212 235L215 237H212ZM227 235V236H226ZM234 235V236H233ZM260 235V236H259ZM9 236V237H7ZM102 236V238H101ZM113 236H114V239H113ZM119 238H118V237ZM137 236V237H136ZM139 236V238H138ZM167 236V237H166ZM177 236V237H176ZM187 236V237H186ZM193 236V237H192ZM210 239H209V237ZM219 236V237H218ZM240 236V237H239ZM251 236H256V237H251ZM259 236V237H257ZM12 237V238H11ZM15 237V238H13ZM19 237V239H18ZM27 237V238H26ZM32 237V238H31ZM52 237H54L53 240ZM92 237V239L90 238ZM126 237V238H125ZM192 237V239H191ZM222 237V238H221ZM223 237H227V238H224ZM237 237V238H235ZM4 238L6 240L7 238V241H4ZM9 238V239H8ZM25 238V239H24ZM29 238V239H28ZM134 238V239H133ZM167 238V239H166ZM169 238V239H168ZM221 238V239H220ZM245 238V239H243ZM252 238V240H251ZM257 238V239H256ZM261 238V239H260ZM16 239V240H15ZM24 241H21L23 240ZM27 239V240H26ZM40 239V240H39ZM42 239V240H41ZM84 239V240H83ZM128 239V240H127ZM202 239V240H201ZM206 239V241H205ZM218 239V240H217ZM226 239V240H225ZM234 239V240H232ZM236 239V240H235ZM9 240V242H8ZM32 240V241H31ZM36 240V242L38 243H34ZM38 240V241H37ZM119 240V241H118ZM170 240V241H169ZM209 240V241H208ZM212 240V241H211ZM215 240V242H214ZM222 240H223V244L222 243ZM245 240V242L243 241ZM13 244H12V242ZM30 241V242H29ZM49 241V242H47ZM78 241V242H77ZM127 244H126V242ZM131 241V242H130ZM135 241V242H134ZM152 241V243H150ZM154 241V242H153ZM191 241V242H190ZM217 241V242H216ZM220 241V242H219ZM232 241V242H231ZM242 241V242H241ZM262 241V242H261ZM16 242V243H14ZM28 242V243H27ZM40 242V243H39ZM42 242V243H41ZM45 244H44V243ZM49 244H47V243ZM52 242V243H51ZM56 242V243H55ZM61 242V243H60ZM65 242V244H63ZM120 242V244H118ZM156 244H153L155 243ZM219 242V244H218ZM235 242V243H234ZM238 242V243H237ZM241 242V243H240ZM247 242V243H246ZM250 242V244H249ZM258 242V244H257ZM4 246H3V244ZM8 244L7 247H10V245L12 247L7 248L6 245ZM19 243V244H18ZM23 245H22V244ZM25 243V244H24ZM55 243V245H54ZM60 243V244H59ZM124 243V244H123ZM130 243V244H129ZM147 245H146V244ZM169 243V244H168ZM203 243V244H201ZM207 243V245H206ZM217 243V244H216ZM227 243V244H226ZM241 245H240V244ZM245 243V244H243ZM10 244V245H9ZM16 246H15V245ZM31 244V245H29ZM44 244V245H43ZM58 246H57V245ZM79 244V245H78ZM99 244V245H97ZM116 244V245H115ZM140 244V245H139ZM188 244V245H187ZM214 244V245H213ZM239 244V245H237ZM249 244V245H248ZM253 244V245H252ZM1 245L2 247L5 248H1ZM14 245V246H13ZM27 247H25V246ZM41 245V246H40ZM49 245V246H48ZM54 245V246H53ZM59 245H62V246H59ZM66 245V246H65ZM95 245V246H94ZM106 245V246H105ZM129 245V246H128ZM181 245V246H180ZM224 245V246H223ZM260 245H263L260 247ZM20 246V247H19ZM32 246V248L30 247ZM37 246V247H36ZM43 246V247H42ZM45 246V247H44ZM48 246V247H47ZM188 246V247H186ZM220 246V247H219ZM226 246V247H225ZM227 246H229V248H227ZM232 246V247H231ZM16 247H19V248H16ZM25 247V249L23 248ZM42 247V248H41ZM53 247V248H52ZM61 247V248H60ZM68 247V249H66ZM169 247V248H168ZM178 247V248H177ZM184 247V248H183ZM192 247V248H191ZM217 247V248H215ZM7 248V249H6ZM13 248V250H12ZM31 248V250H30ZM40 248V250H39ZM47 248H50L48 249L49 251H47L46 249ZM55 248V250L57 251L60 250V251H57L55 252V250H53ZM220 248V249H219ZM227 248V249H226ZM236 248V249H235ZM17 252H15L16 250ZM24 249V250H23ZM36 249L38 251H36ZM45 249V250H44ZM63 249L65 251H63ZM70 249L72 251H70ZM140 249V250H139ZM142 249V250H141ZM188 249V251H187ZM199 249V250H198ZM223 249V250H222ZM240 249V251H239ZM252 249V251H251ZM1 250H3L1 252ZM20 250V252H19ZM28 250V252H26ZM34 250V251H33ZM76 250V251H75ZM101 250V251H100ZM123 250V252H122ZM126 250V251H125ZM138 250V251H137ZM181 250V251H180ZM183 250V251H182ZM198 251V252H195V251ZM210 252H209V251ZM223 252H221V251ZM250 250V251H249ZM261 250V251H260ZM7 251V253H6ZM29 251H31L29 253ZM43 251V252H42ZM47 251V252H46ZM91 251V252H90ZM100 251V252H99ZM110 251V252H109ZM142 252V254L140 252ZM178 251V252H177ZM187 251V252H186ZM192 251V252H191ZM199 251H200V254H204V256L201 254H199ZM207 253H206V252ZM232 251V252H230ZM237 251V252H236ZM249 252V255H248V252ZM11 252V254H9ZM13 252V253H12ZM22 252H25L24 254ZM34 252H36L35 254H33ZM46 252V253H45ZM54 252V253H53ZM60 252V253H59ZM68 252V253H66ZM78 252V253H77ZM129 252V253H128ZM141 255H139V253ZM205 252V253H204ZM230 252V253H229ZM17 253V254H16ZM41 253V255H40ZM52 255H51V254ZM126 255H125V254ZM219 253V254H218ZM222 253V254H221ZM8 254V255H6ZM19 254V255H18ZM38 254V255H37ZM55 254H57L55 256ZM66 254H68L69 258H67L68 256H65ZM72 254L74 256V258H72L71 256ZM124 254V255H123ZM131 254V255H129ZM171 254V255H170ZM252 256H251V255ZM5 255V258L3 256ZM14 255V256H13ZM23 255V256H21ZM32 255V256H31ZM34 255V257H33ZM40 255V256H39ZM49 255V256H48ZM54 256L51 258V256ZM107 255V256H106ZM112 255V256H111ZM114 255V256H113ZM133 255V256H132ZM200 255V256H199ZM216 255V256H215ZM20 256V258H19ZM30 258V259H28ZM41 256H45L44 259H47L44 261L43 260V257ZM59 256V258H58ZM100 256V258H99ZM123 256V257H122ZM129 256V257H128ZM135 256V258H134ZM179 256V257H178ZM181 256V257H180ZM191 256V257H189ZM195 256V257H194ZM227 256V257H226ZM257 256V257H256ZM3 257V258H2ZM12 259H11V258ZM22 257V258H21ZM39 257V258H38ZM41 257V258H40ZM56 257V258H55ZM71 257V258H70ZM111 257V258H110ZM131 257V260H132V263H131V260H129ZM208 257V258H207ZM216 257V258H215ZM14 258V259H13ZM27 258V259H26ZM35 258L37 260H35ZM66 258V260H65ZM119 258V259H118ZM121 258V259H120ZM134 258V259H133ZM146 260V262L144 261V259ZM182 258V259H181ZM226 258V259H225ZM231 258V259H230ZM5 261H4V260ZM10 259H11V262H10ZM34 259V260H33ZM54 259V260H53ZM58 259V260H56ZM60 259H63L61 260V263H60ZM93 259V260H92ZM140 259V260H139ZM202 259V260H201ZM210 259V260H209ZM221 259V260H220ZM223 259V260H222ZM8 260V261H7ZM14 260V261H13ZM50 260V262H48ZM56 260V261H55ZM68 260V261H67ZM70 260V261H69ZM72 260V261H71ZM127 260V261H126ZM135 262H134V261ZM3 261V262H2ZM17 261V262H16ZM28 263H27V262ZM38 261V262H37ZM59 261V262H58ZM67 262H70V263H66ZM101 261V262H100ZM137 261V262H136ZM140 261V262H139ZM185 261V262H184ZM188 261V262H187ZM232 261V262H231ZM243 261V262H242ZM249 261V262H248ZM13 262V263H12ZM19 262V263H18ZM32 262V263H31ZM36 262V263H35ZM57 262V263H55ZM73 262V263H72ZM94 262V263H93ZM183 262V263H182ZM208 262V263H207ZM223 262V263H222Z\"/></svg>", "mask_w": 264, "mask_h": 264}, {"label": "bare ground", "instance_id": "obj_2", "mask_svg": "<svg viewBox=\"0 0 264 264\" xmlns=\"http://www.w3.org/2000/svg\"><path fill=\"white\" fill-rule=\"evenodd\" d=\"M1 1H2V0H1ZM11 1H12V0H11ZM26 1H27V0H26ZM28 1H29V0H28ZM30 1H31V0H30ZM43 1H44V0H43ZM49 1H51V0H49ZM57 1H58V0H57ZM66 1H67V0H66ZM84 1H85V0H84ZM86 1H87V0H86ZM109 1H110V0H109ZM109 1H108V3H109ZM120 1H121V0H120ZM120 1H119L118 3H121ZM125 1L128 2L127 0H125ZM137 1H138V0H137ZM148 1H150V0H148ZM148 1H147V2H148ZM155 1H156V0H155ZM160 1H161V0H160ZM163 1H164V0H163ZM163 1H162V2H163ZM166 1H168V0H166ZM174 1H175V0H174ZM174 1H173V2H174ZM180 1H181V0H180ZM180 1H179V2H180ZM189 1H190V0H189ZM198 1H200V0H198ZM198 1H194V4H195L196 2H198ZM214 1H215V0H214ZM254 1H255V0H253V3H254ZM15 2H16V1H15ZM17 2H18V1H17ZM19 2H20V1H19ZM21 2H22V0H21ZM21 2H20V3H21ZM35 2H36V1H35ZM45 2H46V0H45ZM61 2H62V1H61ZM72 2H73V1H72ZM76 2H77V0H76ZM80 2H82V1H80ZM88 2H89V1H88ZM97 2H98V1H97ZM104 2H106V1H104ZM115 2H117V1H115ZM115 2H114V3H115ZM130 2H131V1H130ZM130 2H129V4H130ZM139 2H141V1L139 0L138 3H139ZM143 2H144V0H143ZM150 2H152V1H150ZM150 2H149V3H150ZM156 2H157V1H156ZM156 2H155V3H156ZM162 2H161V3H162ZM182 2H183V1H182ZM192 2H193V1H192ZM237 2H238V1H237ZM258 2H260L259 4H262V3H261L262 1H258ZM258 2H257V3H258ZM263 2H264V1H263ZM6 3H8V2H6ZM12 3H13V2H12ZM20 3H19V4H20ZM39 3H41V1H40ZM48 3H49V2H48ZM50 3H51V2H50ZM57 3H58V2H57ZM85 3H86V2H85ZM85 3H84V4H85ZM101 3H102V2H101ZM111 3H112V2H111ZM122 3H123V2H122ZM131 3H135V1H134V2H131ZM138 3H137V4H138ZM157 3L160 4L159 0H158ZM177 3H178V2H176V5H177ZM186 3H189V2H186ZM227 3H228V2H227ZM0 4H1V3H0ZM2 4H4V3H2ZM13 4H15V3H13ZM19 4H18V5H19ZM34 4H36V3H34ZM43 4H44V3H43ZM54 4H55V3H54ZM76 4H77V3H76ZM94 4H95V3H94ZM124 4H126V3H124ZM140 4H141V3H140ZM151 4H152V3H151ZM171 4H172V2H171ZM178 4H179V3H178ZM180 4H181V3H180ZM184 4H185V3H184ZM191 4H193V3H191ZM11 5H12V4H11ZM28 5H29V4H28ZM40 5H41V4H40ZM40 5H39V6H40ZM57 5H58V4H57ZM57 5H55V6L57 7ZM59 5H61V4H59ZM101 5H102V4H101ZM104 5H105V4H104ZM111 5H112V4H111ZM113 5H114V4H113ZM135 5H136V4H135ZM135 5H134V6H135ZM138 5H139V4H138ZM148 5H149V4H148ZM153 5H156V4L153 3L152 6H153ZM157 5H158V4H157ZM172 5H173V4H172ZM174 5H175V2H174ZM182 5H183V4H182ZM182 5H181V7L178 6V5H177L178 7H171L170 10H168L169 8H167L165 11H168V13H170L169 11H171V12H172V11H178V13H179V11H180V13H182V12H181V11L183 10ZM189 5H190V4H189ZM189 5L187 4V6H189ZM198 5H199V4H198ZM249 5H251V4H249ZM257 5H258V4H257ZM13 6H14V5H13ZM13 6H12V7H13ZM32 6H33V5H32ZM36 6H38V5H36ZM41 6H42V5H41ZM46 6H47V5H46ZM50 6H52V4H50ZM61 6H63V5H61ZM64 6H65V5H64ZM66 6L68 7V5H66ZM72 6H73V5H72ZM74 6H75V5H74ZM74 6H73V7H74ZM98 6H99V5H98ZM131 6H132V4L130 5V8H131ZM140 6H141V5H140ZM145 6H146V4H145ZM161 6H162V5H161ZM170 6H171V5H170ZM193 6H194V5H193ZM219 6H220V5H219ZM5 7H6V6H5ZM15 7H16V9H17V8L20 7V5H19V7H17V6L15 5ZM23 7H25L24 4H23ZM23 7H22V8H23ZM28 7H29V10H30V5H29ZM56 7H55V11H56ZM80 7L82 8L81 5H80ZM80 7H79V8H80ZM85 7L88 8L87 6H85ZM95 7H96V4H95ZM100 7H101V6H100ZM106 7H107V5H106ZM109 7H110V6H109ZM126 7H127V5H126ZM147 7H148V6H147ZM162 7H163V6H162ZM168 7H169V6H168ZM183 7H184V5H183ZM191 7H192V5H191ZM209 7H210V6H209ZM0 8H1V6H0ZM13 8H14V7H13ZM20 8H21V7H20ZM22 8H21V9H22ZM26 8H27V6L25 7V9H26ZM32 8H33V7H32ZM58 8H59V6H58ZM58 8H57V9H58ZM86 8H85V9H86ZM112 8H113V7H112ZM120 8H121V7H120ZM128 8H129V7H128ZM149 8H150V5H149ZM155 8H156V7H155ZM155 8H154V6H153V9H155ZM158 8H159V6H158ZM163 8H164V7H163ZM205 8H206V7H205ZM214 8H215V7H214ZM2 9H3V8H2ZM21 9H20V11H21ZM27 9H28V8H27ZM76 9H77V7H76ZM83 9H84V8H83ZM95 9H96V8H95ZM95 9H94V10H95ZM97 9H98V8H97ZM106 9H107V8H106ZM126 9H127V8H126ZM136 9H137V8H135V10H136ZM156 9H157V8H156ZM164 9H165V8H164ZM208 9H209V8H208ZM218 9H219V8H218ZM5 10H7V9H5ZM22 10H23V9H22ZM38 10H39V8H38ZM38 10H37V12H38ZM41 10H42V9H41ZM63 10H64V9H63ZM94 10H93V12H95ZM98 10H99V9H98ZM100 10H101V9H100ZM130 10H132V8H131ZM150 10H152V9H150ZM184 10H185V8H184ZM190 10L193 11L194 9H190ZM203 10H204V9H203ZM23 11H25V10H23ZM35 11H36V10H35ZM35 11H34V12H35ZM44 11H45V10H44ZM50 11L53 12L52 10H50ZM61 11H62V10H61ZM79 11H81V10H79ZM82 11H83V10H82ZM82 11H81V13H82ZM96 11H97V10H96ZM104 11H106V10H104ZM108 11H109V8H108ZM120 11H125V8H121V9H119V13H120ZM138 11H139V10H138ZM145 11H146V10H145ZM153 11H155V10H153ZM192 11H191V12H192ZM225 11H227V10L225 9ZM2 12H3V10L1 11V14H2ZM7 12H8V11H7ZM27 12H28V11H27ZM58 12H59V11H58ZM63 12H64V11H63ZM63 12H62V13H63ZM72 12H73V11H72ZM99 12H101V11H99ZM126 12H127V11H126ZM139 12H140V11H139ZM155 12H157V11H155ZM184 12H185V11H184ZM3 13H4V12H3ZM12 13H13V12H12ZM29 13H30V12H29ZM31 13H32V12H31ZM48 13H50V12H48ZM59 13H60V12H59ZM66 13H69V12H66ZM74 13H75V12H74ZM86 13H88V12H86ZM89 13H92V12H89ZM108 13H110V12H108ZM116 13H117V12H116ZM119 13H118V14H119ZM124 13H125V12H124ZM148 13H149V12H148ZM150 13H151V11H150ZM152 13H153V12H152ZM159 13L161 14L162 12L159 11ZM189 13H190V12H189ZM1 14H0V15H1ZM7 14H8V13H7ZM13 14H14V13H13ZM21 14H22V13H21ZM25 14H26V13H25ZM33 14H34V13H33ZM35 14H36V13H35ZM57 14H58V13H57ZM71 14H72V13H71ZM77 14H78V13H77ZM120 14H121V13H120ZM125 14H126V13H125ZM129 14H131L130 11H129ZM133 14L135 15V13H133ZM160 14H159V15H160ZM175 14H176V13H175ZM175 14H174V16H175ZM215 14H216V13H215ZM257 14H258V13H257ZM9 15H10V14H9ZM79 15H81V14H79ZM86 15H87V14H86ZM99 15H100V14H99ZM105 15H106V14L104 13L103 16H105ZM112 15H113V14H112ZM140 15H141V13H140ZM145 15H146V14H145ZM148 15H150V14H148ZM148 15H147V16H148ZM163 15H164V14H163ZM166 15H167V14H166ZM166 15H164V16H166ZM181 15H183V14H181ZM191 15H192V13H191ZM211 15H212V14H210V16H211ZM213 15H214V14H213ZM3 16H4V15H3ZM16 16H17V15H16ZM16 16H15V17H16ZM24 16H25V15H24ZM24 16L21 17V19L24 18ZM26 16H27V14H26ZM30 16H32V15H30ZM30 16H29V14H28V16L26 17V19L29 18ZM41 16H42V15H41ZM41 16H40V18H41ZM69 16H70V15H69ZM72 16H74V15H72ZM75 16H77V15H75ZM89 16H91V14H90ZM92 16H93V14H92ZM94 16H95V15H94ZM123 16H126V15H123ZM129 16H130V15H129ZM132 16H133V15H132ZM132 16H131V17H132ZM143 16H144V15H143ZM168 16H169V15H168ZM176 16H177V14H176ZM176 16H175V19H177ZM179 16H180V14H179ZM184 16H185V15H184ZM186 16H187V14H186ZM186 16H185V17H186ZM188 16H189V15H188ZM249 16H250V15H249ZM251 16H253V14H252ZM254 16H255V15H254ZM8 17H9V16H8ZM42 17H43V16H42ZM79 17H80V16H79ZM79 17H78V18H79ZM82 17H83V16H82ZM82 17H81V18H82ZM110 17H111V16H110ZM152 17H153V16H152ZM170 17H171V16H170ZM257 17H258V16H257ZM1 18H3V17H1ZM9 18H10V17H9ZM13 18H14V15H13ZM18 18H19V17H18ZM18 18H17V19H18ZM36 18H37V17H36ZM36 18H35V19H36ZM52 18H53V17H52ZM54 18H55V17H54ZM54 18H53V19H54ZM64 18L66 19V18H68V16H67V17H64ZM76 18H77V17H76ZM89 18H90V17H89ZM107 18H108V17H107ZM118 18H119V17H118ZM118 18H117V19H118ZM136 18H137V17H136ZM143 18H145V17H143ZM154 18H156V17H153V19H154ZM160 18H161V15H160L158 18H156V19H160ZM162 18H163V16H162ZM162 18H161V19H162ZM171 18H173V16H172ZM180 18H181V17H180ZM259 18H260V17H259ZM259 18H258V19H259ZM3 19H4V18H3ZM33 19H34V18H33ZM43 19H44V18H43ZM55 19H56V18H55ZM58 19H59V18H58ZM70 19H71V18H70ZM70 19H69V21H70ZM85 19H86V18H85ZM90 19H91V18H90ZM100 19H101V18H100ZM109 19H111V18H109ZM122 19H124V18H122ZM126 19H127V16H126ZM126 19H125V21H129V18H128L127 20H126ZM131 19H132V18H131ZM141 19H142V16H141V18H140V21H141ZM153 19H152V20H153ZM164 19H166V18H164ZM164 19H162V20H164ZM173 19H174V18H173ZM206 19H207V18H206ZM247 19H248V18H247ZM1 20H2V19H1ZM5 20H6V17H5ZM13 20H14V19H13ZM19 20H20V19H18V21H19ZM38 20H39V19H38ZM47 20H48V19H47ZM49 20H50V18H49ZM51 20H52V19H51ZM72 20H74V19H72ZM77 20H79V19H77ZM95 20H96V19H95ZM114 20H115V19H114ZM133 20H137V19H133ZM133 20H132V21H133ZM138 20H139V18H138ZM154 20H155V19H154ZM168 20H169V19H168ZM171 20H172V19H171ZM256 20H257V19H256ZM21 21L23 22L24 20L22 19ZM32 21H33V20H32ZM45 21H46V19H45ZM54 21H55V20L52 21V24L54 23ZM58 21H59V20H58ZM58 21L56 20V22H58ZM79 21H80V20H79ZM79 21H78V23H79ZM81 21H83V20H81ZM90 21H91V20H90ZM90 21H89L88 23H90ZM99 21H101V20H99ZM102 21H103V20H102ZM121 21H122V20H121ZM148 21H149V20H148ZM148 21H147V23H148ZM150 21H151V20H150ZM159 21H160V20H159ZM164 21H166V20H164ZM181 21H182V20H181ZM181 21H180V22H181ZM207 21H208V20H207ZM5 22H6V21H5ZM5 22H4V23H5ZM7 22H8V21H7ZM13 22H15V21H13ZM22 22H21V23H22ZM27 22H28V21H27ZM33 22H34V21H33ZM41 22H42V20H41ZM43 22H44V21H43ZM46 22H49V21H46ZM61 22H62V21H61ZM70 22H72V21H70ZM75 22H76V21H75ZM75 22H73V23H75ZM83 22H84V21H83ZM94 22H95V21H94ZM94 22H93V24H95ZM103 22H104V21H103ZM113 22H114V21H113ZM115 22H116V20H115ZM133 22H135V21H133ZM133 22H129V23H133ZM137 22H138V21H137ZM144 22H145V21H144ZM154 22H155V21H154ZM161 22H162V21H161ZM167 22L169 23V22H171V21L169 20V21H167ZM202 22H203V21H202ZM225 22H226V21H225ZM9 23H10V22H9ZM11 23H12V21H11ZM17 23H18V22H17ZM17 23H16V24H17ZM19 23H20V22H19ZM30 23H31V22H30ZM34 23H35V22H34ZM36 23H37V22H36ZM49 23H50V22H49ZM62 23H63V22H62ZM62 23H61V24H62ZM73 23H72V24H73ZM78 23H76V24H78ZM81 23H82V22H81ZM84 23H86V22H84ZM135 23H136V22H135ZM149 23H151V22H149ZM157 23H158V22H157ZM176 23H177V21H176ZM189 23H190V22H189ZM220 23H221V22H220ZM261 23H262V22H261ZM2 24H3V23H2ZM5 24H6V23H5ZM14 24H15V23H14ZM38 24H39V23H38ZM40 24H41V23H40ZM45 24H47V23H45ZM61 24H60V26H61ZM64 24H66V22H65ZM76 24H74V26H75ZM98 24H99V22H98ZM106 24H108V23H106ZM109 24H110V23H109ZM116 24H117V23H116ZM121 24H122V23H121ZM127 24H128V23H127ZM127 24H126V22H125V25H126V26L129 25V24H128V25H127ZM140 24H142V23L140 22ZM140 24H139V27H140ZM153 24H155V23H152L151 26H152ZM159 24H160V23H159ZM159 24H155V25L157 26V25H159ZM161 24H162V23H161ZM169 24H170V23H169ZM169 24H168V25H169ZM173 24H175V23H172V25H173ZM8 25H9V24H8ZM21 25H22V24H21ZM21 25L19 24L18 26H21ZM25 25H26V24H25ZM35 25H36V24H35ZM41 25H42V24H41ZM43 25H44V24H43ZM79 25H80V24H79ZM84 25L86 26V24H84ZM87 25H88V24H87ZM95 25H96V24H95ZM100 25H101V24H100ZM130 25H131V24H130ZM135 25H136V24H135ZM135 25H133V26H135ZM144 25H145V24H144ZM187 25H188V24H187ZM214 25H215V24H214ZM261 25H262V24H261ZM15 26H16V25H15ZM30 26H31V25H30ZM37 26H39V25H37ZM37 26H36V27H37ZM49 26H50V25H49ZM54 26H56V25H54ZM64 26H67V24L64 25ZM70 26H73V25H70ZM89 26H90V24H89ZM96 26H97V25H96ZM102 26H103V24H102ZM113 26H114V24H113ZM116 26H117V25H116ZM119 26H120V27H123V26H121V25H119ZM126 26H125V27H126ZM137 26H138V24H137ZM149 26H150V25H149ZM149 26H148V27H149ZM153 26H154V25H153ZM159 26H160V25H159ZM164 26H165V25H164ZM183 26H184V25H183ZM221 26L223 27V25H221ZM221 26H220V29H221ZM238 26H239V25H238ZM2 27H3V26H2ZM23 27H24V26H23ZM77 27H78V26H77ZM77 27H76V28H77ZM97 27H98V26H97ZM125 27H124V28H125ZM128 27H129V26H128ZM157 27H158V26H157ZM160 27H161V26H160ZM167 27H168V26H167ZM245 27H246V26H245ZM256 27H257V25H256ZM258 27H259V26H258ZM260 27L262 28V26H260ZM263 27H264V26H263ZM25 28H26V27H25ZM31 28H32V27H31ZM31 28H30V29H31ZM40 28H41V27H40ZM46 28H48V27H46ZM46 28L44 27V29H46ZM57 28H58V26H57ZM67 28H68V27H67ZM71 28H72V27H71ZM76 28H75V29H76ZM79 28H81V27H79ZM88 28H89V27H88ZM94 28H95V27H94ZM94 28H93V29H94ZM100 28H101V27H100ZM100 28H97V29H100ZM106 28H107V27H106ZM110 28H112V27H110ZM110 28H109V29H110ZM115 28H116V27H115ZM126 28H127V27H126ZM135 28H136V26H135ZM177 28H178V27H177ZM186 28H187V27H186ZM186 28H185V29H186ZM196 28H199V29H200V26H199V27H196ZM215 28H216V27H215ZM34 29H35V28H33V31H34ZM42 29H43V28H42ZM44 29H43V30H44ZM55 29H56V27H55ZM63 29H64V28H63ZM69 29H70V27H69ZM81 29H82V28H81ZM113 29H114V28H113ZM138 29H139V28H138ZM165 29H166V28H165ZM171 29H172V28H171ZM175 29H176V28H175ZM179 29H180V28H179ZM185 29H184V30H185ZM217 29H218V28H217ZM245 29H246V28H245ZM0 30H1V29H0ZM22 30H23V29H22ZM37 30H40V29L37 28ZM46 30H47V29H46ZM66 30H67V29H66ZM66 30H65V31H66ZM77 30H78V29H77ZM87 30H88V29H87ZM89 30H90V29H89ZM91 30H92V28H91ZM101 30H102V28H101ZM103 30H104V28H103ZM125 30H126V29H125ZM127 30H128V29H127ZM127 30H126L125 32H127ZM129 30H130V29H129ZM134 30H136V29H134ZM144 30H145V33H146L147 30H146V29H144ZM149 30H150V29H149ZM152 30H153V29H152ZM158 30H159V29H158ZM161 30H163V29H161ZM196 30H198V29H196ZM196 30H194V31H196ZM214 30H216V29H214ZM263 30H264V29H263ZM17 31H19V30L17 29ZM49 31H50V30H49ZM53 31H54V30H53ZM53 31L51 32L52 35L54 34ZM56 31H57V29H56ZM56 31H55V32H56ZM61 31H62V30H61ZM70 31H71V30H70ZM70 31H69V32H70ZM75 31H76V30H75ZM80 31H81V30H80ZM94 31H95V30H94ZM110 31H111V29H110ZM115 31H116V30H115ZM118 31H119V30H118ZM130 31H131V30H130ZM139 31H140V30H139ZM154 31H155V29H154ZM159 31H160V30H159ZM171 31H172V30H171ZM244 31H245V30H244ZM250 31H251V30H250ZM3 32H4V31H3ZM7 32H8V31H7ZM7 32H6V33H7ZM66 32H67V31H66ZM88 32H89V31H88ZM99 32H100V31H99ZM107 32H108V31H107ZM125 32H124V34H125ZM149 32H150V31H149ZM149 32L147 31V33H149ZM155 32H156V31H155ZM157 32H158V31H157ZM165 32H167V31H165ZM169 32H170V31H169ZM4 33H5V32H4ZM20 33L23 34L24 31H23V33H22V32H20ZM25 33H26V32H25ZM44 33H45V32H44ZM56 33H59V32H56ZM70 33H71V32H70ZM72 33H73V31H72ZM72 33H71V34H72ZM76 33H77V32H76ZM109 33H110V32H109ZM118 33H119V32H118ZM120 33H121V32H120ZM131 33H133V32H131ZM134 33H135V32H134ZM138 33H140V32H138ZM143 33H144V32H143ZM143 33H142V34H143ZM145 33H144V34H145ZM162 33H163V32H162ZM162 33H161V34H162ZM167 33H168V32H167ZM224 33H225V32H224V30H223V35H224ZM240 33H241V32H240ZM0 34H1V32H0ZM2 34H3V33H2ZM17 34L19 35V33H17ZM35 34H37V33H35ZM47 34H48V32H47ZM65 34H66V33H65ZM65 34H64V35H65ZM73 34H74V33H73ZM101 34H102V33H101ZM104 34H105V33H104ZM116 34H117V33H116ZM122 34H123V33H122ZM144 34H143V35H144ZM179 34H180V33H179ZM196 34H198V33H196ZM247 34H248V33H247ZM9 35L12 36V35H11V31H10V34H9ZM27 35H28V34H27ZM29 35H30V34H29ZM42 35H43V33H42ZM42 35H41V36H42ZM48 35H49V34H48ZM52 35H51V36H52ZM75 35H76V34H75ZM80 35H81V34H80ZM97 35H98V34H97ZM110 35H111V34H110ZM113 35H114V34H113ZM113 35H111V36H113ZM126 35H127V34H126ZM133 35H134V34H133ZM136 35H137V34H136ZM136 35H134V37H135ZM159 35H160V33H159ZM182 35H183V34H182ZM182 35H181L180 37H182ZM194 35H195V34H194ZM238 35H239V34H238ZM238 35H237V37H238ZM244 35H245V34H244ZM254 35H255V34H254ZM259 35H260V34H259ZM261 35H262V34H261ZM0 36H1V35H0ZM15 36H16V35H15ZM15 36H14V37H15ZM20 36H21V35H20ZM31 36H32V35H31ZM49 36H50V35H49ZM49 36H48V37H49ZM53 36H54V35H53ZM53 36H52V37H53ZM59 36H60V35H58L57 37H59ZM69 36H70V35H69ZM86 36H87V35H86ZM86 36H85V37H86ZM91 36H92V35H91ZM95 36H96V34H95ZM95 36H94V37H95ZM99 36H102V35H99ZM106 36H107V35H106ZM106 36H102V39H103V37L105 38ZM123 36H124V35H123ZM128 36H129V35H128ZM130 36H132V35L130 34ZM137 36H138V35H137ZM148 36H149V35H148ZM186 36H187V35H186ZM216 36H217V35H216ZM234 36H235V35H234ZM4 37H6V36H4ZM7 37H8V36H7ZM17 37H18V36H17ZM23 37H24V36H23ZM28 37H29V36H28ZM28 37L26 36V38H28ZM32 37H33V36H32ZM32 37H31V38H32ZM38 37H39V35L37 36V38H38ZM55 37H56V36H54V38H55ZM66 37H68V35H67ZM66 37H65V38H66ZM73 37L75 38V36H73ZM85 37H84V39H85ZM94 37H93L92 39H94ZM124 37H125V36H124ZM124 37H121V38H124ZM134 37H133V39H134ZM141 37H142V35H141ZM166 37H167V35H166ZM166 37H165V39H166ZM201 37H202V36H201ZM237 37H236V38H237ZM26 38H25V39H26ZM37 38H36V39H37ZM43 38H44V36H43ZM49 38H50V37H49ZM62 38H63V37H62ZM74 38H73V39H74ZM76 38H77V37H76ZM76 38H75V39H76ZM88 38H89V37H88ZM88 38H87V39H88ZM90 38H91V37H90ZM100 38H101V37H100ZM110 38H111V37H110ZM119 38H120V37H119ZM119 38H118V39H119ZM136 38H137V37H136ZM146 38H147V37H146ZM152 38H153V37H152ZM168 38H169V37H168ZM176 38H177V37H176ZM176 38H175V39H176ZM178 38H179V37H178ZM188 38H189V37H188ZM213 38H214V37H213ZM243 38H244V37H243ZM260 38H261V36H260ZM5 39H6V38H5ZM11 39H12V38H11ZM16 39H17V38H16ZM22 39H23V38H22ZM22 39H21V40H22ZM58 39L60 40V38H58ZM68 39H70V38H68ZM73 39H72V40H73ZM79 39H80V37H79ZM81 39H82V38H81ZM95 39H97V38H95ZM118 39H117V40H118ZM147 39H148V38H147ZM185 39H186V37H185ZM208 39H209V38H208ZM221 39H222V38H221ZM1 40H2V39H1ZM8 40H10V39H8ZM12 40L14 41V39H12ZM23 40H24V39H23ZM31 40H32V39H31ZM31 40H30V41H31ZM45 40H46V39H45ZM48 40H49V39H48ZM53 40H55V39H53ZM62 40H63V39H62ZM72 40H71V41H72ZM108 40H109V39H108ZM119 40H122V39H119ZM123 40H124V39H123ZM131 40H132V39H131ZM131 40H130V42H131ZM135 40H136V39H135ZM155 40H157V39H155ZM155 40H154V41H155ZM161 40H162V39H161ZM170 40H171V39H170ZM170 40H169V41H170ZM172 40H173V39H172ZM172 40H171V41H172ZM176 40L178 41V40H180V39H176ZM212 40H213V39H212ZM245 40H246V39H245ZM3 41H4V39H3ZM13 41H12V42H13ZM25 41H26V40H25ZM35 41H36V40H35ZM43 41H44V40H43ZM46 41H47V40H46ZM50 41L52 42V40H50ZM56 41H57V40H56ZM65 41H66V40H65ZM67 41H68V40H67ZM67 41H66V43H67ZM80 41H82V40H80ZM84 41H85V40H84ZM89 41H90V40H89ZM91 41H92V40H91ZM93 41H94V40H93ZM96 41L98 42V40H96ZM110 41H111V40H110ZM132 41H133V40H132ZM152 41H153V40H152ZM174 41H175V40H174ZM174 41H173V42H174ZM181 41H182V40H181ZM181 41H178V43L181 42ZM232 41H233V40H232ZM258 41H259V40H258ZM261 41H262V40H261ZM12 42H11V44H12ZM47 42H48V41H47ZM54 42H55V41H54ZM57 42H58V41H57ZM74 42H75V40H74ZM117 42H118V41H117ZM117 42H116V43H117ZM126 42H127V41H126ZM130 42H128V43H130ZM145 42H147V41H145ZM182 42H183V41H182ZM203 42H204V41H203ZM212 42H213V41H212ZM212 42H211V43H212ZM230 42H231V41H230ZM238 42H239V41H238ZM1 43H4V42L1 41ZM1 43H0V44H1ZM22 43H23V42H21V44H22ZM25 43H26V42H25ZM25 43H23V44H25ZM30 43H31V42H30ZM35 43H36V42H35ZM62 43H63V42H62ZM71 43H72V42H71ZM77 43H78V41H77ZM82 43H85V42L82 41ZM82 43H78L77 45L82 44ZM118 43H119V42H118ZM120 43H121V42H120ZM123 43H124V42H123ZM147 43L149 44V42H147ZM147 43H146V44H147ZM152 43H153V42H152ZM154 43H156V42H154ZM157 43H158V42H157ZM163 43H164V42H163ZM174 43H175V42H174ZM183 43H184V42H183ZM185 43H186V42H185ZM255 43H256V42H255ZM5 44H6V43H5ZM5 44H4V45H5ZM7 44H8V43H7ZM13 44H14V42H13ZM19 44H20V40H19ZM36 44H37V43H36ZM39 44H40V43H39ZM52 44H53V43H52ZM96 44H98V43H96ZM124 44H125V43H124ZM134 44H135V43H134ZM165 44H166V43H165ZM172 44H173V43H172ZM189 44H190V42H189ZM189 44H188V45H189ZM212 44H213V43H212ZM226 44H227V43H226ZM245 44H246V43H245ZM252 44H253V43H252ZM258 44H259V43H258ZM8 45H9V44H8ZM16 45H17V44H16ZM26 45H28V44H26ZM37 45H38V44H37ZM37 45H35V46L38 47V50H39V48H40L41 46L39 47V46H37ZM41 45H42V44H41ZM82 45H83V44H82ZM101 45H102V44H101ZM110 45H111V44H110ZM137 45H138V44H137ZM149 45H150V44H149ZM149 45H148V46H149ZM170 45H171V44H170ZM178 45H179V44H178ZM238 45H239V44H238ZM9 46H10V45H9ZM22 46H23V45H22ZM22 46H20V47H22ZM74 46H75V45H73V47H74ZM91 46H92V45H91ZM91 46H90L89 48H91ZM98 46H99V45H98ZM120 46H121V45H120ZM140 46H141V45H140ZM144 46H146V45H143V47H144ZM156 46H157V45H156ZM163 46H164V45H163ZM163 46H162V47H163ZM167 46H168V45H165L164 47L166 48ZM174 46H175V45H174ZM241 46H242V45H241ZM241 46H240V47H241ZM244 46H245V45H244ZM251 46H252V45H251ZM259 46L262 47L260 44L258 45V47H259ZM0 47H1V46H0ZM3 47H4V46H3ZM14 47H15V46H14ZM32 47H33V46H32ZM36 47H35V49H36ZM51 47H53V46L51 45ZM62 47H63V46H62ZM64 47H65V46H64ZM64 47H63V48H64ZM66 47H67V49H68V46H66ZM71 47H72V46H70V48H71ZM73 47H72V48H73ZM107 47H108V46H107ZM122 47H123V46H122ZM149 47H150V46H149ZM149 47H147V48H149ZM157 47H158V46H157ZM169 47H170V46H169ZM169 47L166 48V51H167L168 49H170ZM176 47H177V46H176ZM184 47H185V46H184ZM233 47H234V46H233ZM236 47H237V46H236ZM263 47H264V45H263ZM12 48H13V46H12ZM33 48H34V47H33ZM33 48H32V49H33ZM42 48L45 49V47H42ZM47 48H48V47H47ZM56 48H57V46H56ZM56 48H55V50H57ZM70 48H69V49H70ZM72 48H71V49H72ZM74 48H75V47H74ZM89 48H88V49H89ZM110 48H111V47H110ZM112 48H113V47H112ZM115 48H116V47H115ZM126 48H128V47H126ZM126 48L124 49L125 51H126ZM129 48H130V47H129ZM135 48H136V47H135ZM155 48H156V47H155ZM155 48H154V49H155ZM171 48H173V47H171ZM247 48H248V47H247ZM9 49H10V48H9ZM17 49H18V48H17ZM40 49H41V48H40ZM67 49H66V50H67ZM80 49H81V47H80ZM94 49H95V48H94ZM94 49H93V50H94ZM100 49H101V48H100ZM100 49H99V50H100ZM136 49H137V48H136ZM142 49H143V48H142ZM159 49H160V47H159ZM162 49H163V48H162ZM173 49H174V48H173ZM182 49H183V48H182ZM228 49H229V48H228ZM239 49H240V48H239ZM254 49H256V48H254ZM10 50H11V49H10ZM13 50H14V48H13ZM18 50H19V49H18ZM45 50H46V49H45ZM51 50H52V48H51ZM53 50H54V49H53ZM58 50H60V49H58ZM64 50H65V49H64ZM97 50H98V49H96V51H97ZM104 50H105V49H104ZM112 50H114V49H112ZM115 50H116V49H115ZM118 50H119V49H118ZM121 50H122V49H121ZM124 50H123V51H124ZM128 50H129V51H127V54H128V52H130V49H128ZM140 50H141V48H140ZM145 50H146V49H145ZM147 50H148V49H147ZM157 50H158V48H157ZM160 50H161V49H160ZM191 50H192V49H191ZM213 50H215V49H213ZM235 50H236V49H235ZM262 50H263V49H262ZM15 51H16V49H15ZM24 51H25V50H24ZM42 51H44V50H42ZM49 51H50V50H49ZM86 51H87V50H86ZM89 51H90V50H89ZM91 51H92V48H91ZM96 51H95V52H96ZM105 51H106V50H105ZM108 51H109V50H108ZM116 51H117V50H116ZM125 51H124V53H125ZM148 51H149V50H148ZM151 51H152V49H151ZM151 51H150V52H151ZM164 51H165V49H163V52H164ZM169 51H171V50H169ZM180 51H181V50H180ZM203 51H204V50H203ZM0 52H1V51H0ZM11 52H13V51H11ZM18 52H20V51H18ZM21 52H22V51H21ZM34 52H35V51H34ZM80 52H81V51H80ZM83 52H84V51H83ZM110 52H111V51H110ZM110 52H109V53H110ZM112 52H113V51H112ZM118 52L120 53L121 51H118ZM143 52H145V51H143ZM160 52H161V51H160ZM163 52H162L161 54H163ZM177 52H178V49H177ZM191 52H192V51H191ZM237 52H238V51H237ZM237 52H236V53H237ZM257 52H258V51H257ZM3 53H4V52H2V54H3ZM14 53H15V52H14ZM16 53H17V51H16ZM29 53H30V51H29ZM39 53H40V51L38 52V54H39ZM54 53H55V52H54ZM61 53H62V52H61ZM74 53H75V52H74ZM93 53H94V52H93ZM97 53H98V52H97ZM104 53H105V52H104ZM107 53H108V52H107ZM109 53H108V54H109ZM119 53H117V54H119ZM130 53H131V52H130ZM132 53H133V52H132ZM147 53H148V52H147ZM174 53H175V52H174ZM223 53H224V52H223ZM228 53H229V52H228ZM233 53H234V52H233ZM255 53H256V52H255ZM259 53H260V52H259ZM0 54H1V53H0ZM2 54H1V55H2ZM4 54H5V53H4ZM35 54H37V53H35ZM35 54H33V55H35ZM38 54H37V55H38ZM50 54H51V53H50ZM56 54H58V53H56ZM69 54H70V53H69ZM71 54H72V53H71ZM81 54H82V53H81ZM112 54H113V53H112ZM139 54H140V53H139ZM143 54H144V53H143ZM151 54H152V53H151ZM159 54H160V53H159ZM161 54H160V55H161ZM189 54H190V52H189ZM217 54H218V53H216V55H217ZM229 54H231V53H229ZM253 54H254V53H253ZM20 55H21V53H20ZM61 55H62V54H61ZM64 55H65V54H64ZM82 55H83V54H82ZM89 55L91 56V54H89ZM93 55H95V54H93ZM97 55L100 57L99 54H97ZM121 55H122V54H121ZM123 55H124V54H123ZM149 55H150V54H149ZM149 55H148V56H149ZM155 55H156V54H155ZM204 55H205V54H204ZM5 56H7V55H5ZM35 56H36V55H35ZM35 56H34L33 58H35ZM71 56H73V55H71ZM77 56H78V55H77ZM77 56H76V57H77ZM106 56H107V55H106ZM112 56H113V55H112ZM116 56H117V55H116ZM124 56H125V55H124ZM136 56H137V55H136ZM145 56H146V55H145ZM150 56H151V55H150ZM150 56H149V57H150ZM164 56H165V55H164ZM191 56H193V55H191ZM217 56H218V55H217ZM217 56H216V57H217ZM229 56H230V55H229ZM232 56H233V55H232ZM245 56H246V55H245ZM247 56H248V55H247ZM252 56H253V55H252ZM258 56H259V55H258ZM42 57H43V56H42ZM45 57H46V56H45ZM54 57H57V56H54ZM59 57H60V55H59ZM81 57H82V56H81ZM85 57L88 59V56H85ZM94 57H95V56H94ZM94 57H93V58H94ZM118 57H119V56H118ZM129 57H131V56H129ZM156 57H159V56H156ZM169 57H170V56H169ZM187 57H188V56H187ZM230 57H231V56H230ZM233 57H234V56H233ZM43 58H44V57H43ZM50 58H51V57H50ZM50 58H49V60H50ZM57 58H58V57H57ZM68 58H69V57H68ZM74 58H75V56H74ZM107 58H108V57H107ZM107 58H105V59L107 60ZM114 58H115V57H114ZM121 58H122V57H121ZM123 58H124V57H123ZM134 58H135V57H134ZM137 58H138V57H137ZM140 58H141V57H140ZM143 58H144V57L142 56V59H143ZM153 58H154V57H153ZM153 58H151V60H152ZM161 58H162V57H161ZM165 58H166V56H165ZM194 58H195V56H194ZM26 59H27V58H26ZM39 59H40V58H39ZM51 59H52V58H51ZM64 59H65V58H64ZM69 59H70V58H69ZM77 59H78V58H77ZM100 59H101V58H100ZM128 59H129V58H128ZM132 59H133V58H132ZM250 59H251V58H250ZM24 60H25V59H24ZM43 60L45 61V58H44ZM53 60H57V59H54V58H53ZM66 60H67V58H66ZM72 60H73V57H72ZM97 60H99V59H97ZM97 60H93V61H97ZM106 60H105V61H106ZM114 60H115V59H114ZM118 60L120 61V59H118ZM125 60L127 61V59H125ZM135 60L137 61V59H135ZM143 60H144V59H143ZM143 60H141V61H143ZM149 60H150V59H149ZM154 60H155V61H158V60H156V59H154ZM154 60H153V61H154ZM179 60H180V59H179ZM195 60H196V58H195ZM223 60H224V59H223ZM227 60H228V58H227ZM256 60H257V59H256ZM33 61H34V60H33ZM35 61H36V60H35ZM35 61H34V62H35ZM38 61H39V60H38ZM38 61H37V62H38ZM40 61H41V60H40ZM40 61H39V62H40ZM64 61H65V60H64ZM75 61H76V60H75ZM88 61H89V60H88ZM102 61H103V60L101 59V62H102ZM105 61H104V62H105ZM110 61H111V60H110ZM133 61H134V60H133ZM141 61H140V62H141ZM170 61H171V60H170ZM188 61H189V60H188ZM231 61H232V59H231ZM251 61H253V59H252ZM257 61H258V60H257ZM261 61H262V60H261ZM27 62H29V61H27ZM48 62H49V61H48ZM53 62H54V61H53ZM58 62H59V61H58ZM62 62H63V61H62ZM62 62H60V63H62ZM80 62H81V61H80ZM83 62H84V61H83ZM108 62H109V61H108ZM111 62H112V61H111ZM121 62H122V61H121ZM137 62H138V61H137ZM137 62H136V63H137ZM13 63H14V62H13ZM85 63H87V62H85ZM89 63H90V62H89ZM91 63L93 64V62H91ZM98 63H99V62H98ZM114 63H115V62H114ZM117 63H119V62H117ZM117 63H116V65H117ZM134 63H135V62H134ZM148 63H149V62H148ZM148 63H147V64H148ZM150 63H151V62H150ZM150 63H149V64H150ZM195 63H196V61H195ZM213 63H215V62H213ZM219 63H220V62H219ZM237 63H238V62H237ZM21 64H22V63H21ZM29 64H30V63H29ZM34 64H35V63H34ZM36 64H37V63H36ZM40 64H43V62H42V63H39L38 66H39ZM45 64H46V63H45ZM47 64H48V63H47ZM47 64H46V65H47ZM49 64H50V62H49ZM52 64H54V63H52ZM55 64H56V63H55ZM81 64H84V63L81 62ZM95 64H96V63L94 62V65H95ZM99 64L101 65V63H99ZM102 64H103V63H102ZM106 64H108V63L106 62ZM109 64H110V63H109ZM143 64H144V63H142V65H143ZM156 64H157V62H156ZM192 64H193V63H192ZM192 64H191V66H192ZM227 64H228V63H227ZM232 64H233V63H232ZM31 65H32V63H31ZM63 65H64V64H63ZM94 65H92V66L94 67ZM100 65H99V66H100ZM104 65H105V63H104ZM112 65H113V64H112ZM114 65H115V64H114ZM129 65H130V64H129ZM129 65H128V67H129ZM131 65H132V64H131ZM175 65H176V64H175ZM175 65H174V66H175ZM217 65H218V64H217ZM236 65H237V64H236ZM240 65H244V64H241V63H240ZM251 65H252V64H251ZM254 65L256 66V64H253V66H254ZM23 66H24V65H23ZM29 66H30V65H29ZM34 66H35V65H34ZM42 66H43V65H42ZM51 66H52V65H51ZM53 66H54V65H53ZM53 66H52V67H53ZM56 66H58V65H56ZM56 66H54L53 68L55 69ZM60 66H62V65L60 64ZM70 66H71V65H70ZM99 66L97 67V69L99 68ZM110 66H111V65H110ZM119 66H120V65H119ZM121 66H122V65H121ZM132 66H133V65H132ZM132 66H130V67H132ZM144 66L147 67L148 65H144ZM160 66H161V65H160ZM204 66H205V65H204ZM246 66H247V65H246ZM261 66H262V65H261ZM15 67H16V68L18 67L17 64L15 65ZM31 67H32V66H31ZM31 67L29 68L30 70H31ZM36 67H37V66H36ZM45 67H46V66H44V68H45ZM52 67H51V68H52ZM72 67H73V66H72ZM89 67H90V66H89ZM93 67H92V68H93ZM106 67H108V66H106ZM128 67H126V68H128ZM135 67H136V66H135ZM137 67H138V66H137ZM149 67H150V66H148V68H149ZM162 67H163V66H162ZM221 67H222V66H221ZM221 67H220V69H221ZM234 67H235V66H234ZM236 67H237V66H236ZM244 67H245V66H244ZM11 68H14V67H11ZM33 68H35V67H33ZM33 68H32V69H33ZM57 68H58V67H57ZM60 68H61V67H60ZM62 68H66V69H67V67H62ZM68 68H69V67H68ZM77 68H78V67H77ZM95 68H96V67H95ZM103 68H104V67H103ZM142 68H143V67H142ZM142 68L139 67V70L142 69ZM144 68H145V67H144ZM152 68H153V67H152ZM192 68H193V67H192ZM207 68H208V66H207ZM215 68H216V67H215ZM252 68H253V67H252ZM255 68H256V67H255ZM7 69L10 70V67L7 68ZM14 69H15V68H14ZM35 69H36V68H35ZM41 69H42V68H41ZM69 69H71V68H69ZM72 69H73V68H72ZM83 69H84V67H83ZM85 69H87V67H86ZM85 69H84V70H85ZM90 69H91V68H90ZM110 69H112V68L110 67ZM115 69H116V68H115ZM124 69H125V68H124ZM130 69H131V68H130ZM134 69H135V68H134ZM145 69H146V68H145ZM145 69H144V70H145ZM169 69H170V68H169ZM171 69H172V67H171ZM193 69H194V68H193ZM193 69H192V70H193ZM228 69H229V68H228ZM231 69H232V66H231ZM239 69H240V68H239ZM239 69H238V70H239ZM245 69H246V68H245ZM247 69H248V68H247ZM247 69H246V70H247ZM257 69H258V68H257ZM1 70H2V69H1ZM20 70H22L21 67H20ZM20 70H18V71L20 72ZM59 70H60V69H59ZM79 70L82 71L81 69H79ZM95 70H96V69H95ZM104 70H105V69H104ZM117 70H118V69H117ZM117 70H116V72H117ZM132 70H133V69H132ZM135 70H136V69H135ZM153 70H155V69H153ZM163 70H164V69H163ZM174 70H175V69H174ZM176 70L179 71V70H178V67H177ZM176 70H175V71H176ZM185 70H186V69H185ZM190 70H191V68H190ZM199 70H200V69H199ZM202 70H203V69H202ZM223 70H224V69H223ZM225 70H226V69H225ZM225 70H224V71H225ZM259 70H260V69H259ZM18 71H17V72H18ZM31 71H32V73H33V70H31ZM44 71H45V70H44ZM46 71H47V70H46ZM49 71H50V70H49ZM69 71H70V70H69ZM76 71H78V70H76ZM86 71H87V70H86ZM100 71L102 72V68H101ZM109 71H110V70H109ZM112 71H114V70H112ZM129 71H130V70H129ZM137 71H138V70H137ZM146 71H147V70H146ZM168 71H169V70H168ZM177 71H176V73H178ZM180 71H181V70H180ZM221 71H222V70H221ZM226 71H227V70H226ZM233 71H234V70H233ZM242 71H243V70H242ZM248 71H250V69H249ZM252 71H253V70H252ZM256 71L258 72V70H256ZM24 72H25V71H24ZM26 72H27V70H26ZM26 72H25V73H26ZM28 72H29V71H28ZM36 72H37V71H36ZM39 72H41V70H38V73H39ZM54 72H56V70H55ZM60 72H61V71H60ZM92 72H93V69H92ZM104 72H105V71H104ZM106 72H107V70H106ZM125 72H126V71H125ZM141 72H142V71H141ZM170 72H171V71H170ZM182 72H183V70H182ZM198 72H199V71H198ZM230 72H231V71H230ZM238 72H239V71H238ZM243 72H244V71H243ZM250 72H251V71H250ZM257 72H256V75H257ZM8 73L11 74L9 71H8ZM15 73H16V72H15ZM15 73H14V74H15ZM20 73H23V72H20ZM25 73H23V74H25ZM34 73H35V72H34ZM34 73H33V74H34ZM42 73H44V72H42ZM42 73H41L40 76H42ZM46 73L48 74V72H46ZM46 73H45V74H46ZM71 73H72V72H71ZM73 73H74V72H73ZM78 73H79V72H78ZM86 73H87V72H86ZM109 73H110V72H109ZM113 73H114V72H113ZM113 73H112V74H113ZM130 73H131V72H130ZM134 73H135V71L133 72V75H134ZM144 73H145V72H144ZM153 73H154V72H153ZM171 73H172V72H171ZM180 73H181V72H180ZM183 73H184V72H183ZM191 73H193V72H191ZM231 73H232V72H231ZM231 73H230V74H231ZM233 73H235V72H233ZM233 73H232L231 75H233V76H234L233 78H235V74H237V73H235V74H233ZM251 73H252V72H251ZM258 73H259V72H258ZM263 73H264V72H263ZM3 74H4V73H3ZM3 74H2V75H3ZM6 74H7V73H6ZM9 74H8V75H9ZM14 74H13V75H14ZM23 74H22V77H24ZM30 74H31V73H30ZM35 74H36V73H35ZM51 74H52V72H51ZM51 74H50V75H51ZM90 74H91V72H90ZM105 74H106V73H105ZM114 74L116 75V73H114ZM124 74H126V73H124ZM137 74H139V71H138ZM142 74H143V73H142ZM142 74H141V75H142ZM145 74H147V73H145ZM145 74H144V75H145ZM148 74H149V73H148ZM154 74H155V73H154ZM168 74H170V73L168 72ZM173 74H175V73H173ZM187 74H188V73H187ZM193 74H194V73H193ZM210 74H211V73H210ZM220 74H221V73H220ZM230 74H229V76H230ZM238 74H239V73H238ZM245 74H246V73H245ZM245 74H244V75H245ZM259 74L261 75V73H259ZM13 75H12V76H13ZM17 75H18V74H17ZM17 75H15V76H16V77H18L19 75L21 76V74H19L18 76H17ZM43 75H44V74H43ZM65 75H67V74L65 73ZM87 75H88V74H87ZM92 75H97V74H92ZM98 75H99V74H98ZM100 75H103V76H104V73L102 72V74H100ZM131 75H132V73H131ZM133 75H132V76H133ZM166 75H167V74H166ZM182 75H184V74H182ZM223 75H224V74H223ZM225 75H226V74H225ZM244 75H241V76H244ZM260 75H259V78H258V79L261 78ZM4 76H6V75H4ZM4 76H2V77L5 78ZM9 76H10V75H9ZM15 76H14V77H15ZM58 76H59V75H58ZM106 76H107V74H106ZM109 76H111V75H109ZM112 76H114V75H112ZM112 76H111V77H112ZM117 76H118V75H117ZM135 76H137V75H135ZM167 76H168V75H167ZM173 76H174V75H173ZM179 76H180V75H179ZM179 76H178V78H179ZM187 76H189V75H187ZM2 77H0V78H2ZM7 77H8V76H7ZM7 77H6V78H7ZM42 77H44V79H45V77H48V76H42ZM77 77H78V76H77ZM81 77L83 78V76H81ZM90 77H92V76H90ZM111 77H110V78H111ZM124 77H125V76H124ZM128 77L130 78L129 75H128ZM145 77H146V76H145ZM145 77H144V78H145ZM147 77H148V76H147ZM176 77H177V76H176ZM218 77H221V76H218ZM257 77H258V76H257ZM3 78H2V79H3ZM6 78H5V79H6ZM11 78H12V77H11ZM30 78H31V76H30ZM38 78H39V77H38ZM49 78H50V77H49ZM54 78H56V77H54ZM54 78H52V80H53ZM84 78H85V77H84ZM87 78H88V77H86V79H87ZM92 78H94V77H92ZM92 78H90V79H92ZM99 78H101V77H99ZM119 78H120V77H119ZM129 78H128V79H129ZM131 78H132V77H131ZM136 78H137V77H136ZM139 78H140V77H139ZM168 78H169V77H168ZM230 78H231V77H230ZM244 78H245V77H244ZM244 78H243V80H244ZM251 78H252V77H251ZM8 79H9V78H8ZM23 79H25V77H24ZM27 79H28V78H27ZM33 79H35V78H33ZM36 79H37V78H36ZM39 79H40V78H39ZM50 79H51V78H50ZM58 79H62V78H58ZM79 79H80V78H79ZM97 79H98V78H97ZM103 79H104V78H103ZM133 79H134V78H133ZM180 79H181V78H180ZM183 79H184V78H183ZM190 79H191V78H190ZM210 79H211V78H210ZM215 79H216V78H215ZM18 80H19V79H18ZM18 80H17V78H16V81H18ZM20 80H21V79H20ZM52 80H51V81H52ZM72 80H73V79H72ZM77 80H78V79H77ZM80 80H81V79H80ZM88 80H89V79H88ZM94 80H95V79H94ZM94 80H93V81H94ZM99 80H100V79H99ZM109 80H110V79H109ZM112 80H113V77H112ZM115 80H116V79H115ZM123 80H124V79H122V77H121V81H123ZM126 80H127V78H126ZM140 80H143V79H140ZM140 80H139V81H140ZM144 80H145V79H144ZM147 80H148V79H147ZM175 80H176V79H175ZM175 80H174V81H175ZM187 80H188V79H187ZM187 80H186V81H187ZM191 80H192V79H191ZM237 80H240V79H237ZM247 80H248V79H247ZM9 81H10V80H9ZM13 81H14V80H13ZM23 81H25V80H23ZM26 81H27V80H26ZM41 81H42L44 84H46V82H44L45 80L43 81V79H42ZM48 81H49V80H48ZM73 81H74V80H73ZM81 81H82V80H81ZM83 81H84V80H83ZM83 81H82V82H83ZM86 81H87V80H86ZM100 81H101V80H100ZM105 81H106V80H105ZM127 81H129V80H127ZM130 81H131V80H130ZM132 81H133V80H132ZM132 81H131V84H132ZM135 81H137V80L135 79ZM135 81H133V82L135 83ZM145 81H146V80H145ZM158 81H159V79H158ZM166 81H167V80H166ZM189 81H190V80H189ZM223 81H224V80H223ZM223 81H221V82H223ZM233 81H234V80H233ZM233 81H232V83H233ZM235 81H236V80H235ZM245 81H246V80H245ZM245 81H243V83H244ZM1 82H2V81H1ZM11 82H12V80H11ZM30 82H32V81L30 80ZM37 82H38V80H37ZM62 82H63V81H62ZM67 82H68V81H67ZM67 82H66V83H67ZM79 82H80V81H79ZM79 82H78V83H79ZM102 82H103V81H102ZM111 82H112V81H111ZM123 82H124V81H123ZM141 82L145 83L144 81H141ZM151 82H152V81H151ZM175 82H176V81H175ZM212 82H213V81H212ZM250 82H252V80H251ZM9 83H10V82H9ZM9 83H8V86H10ZM19 83H22V82H19ZM19 83H18V84H19ZM66 83H65V84H66ZM74 83H76V82H74ZM90 83H91V82H90ZM109 83H110V82H109ZM115 83H117V82H115ZM128 83H129V82H128ZM128 83L126 82V84H128ZM138 83H139V82H138ZM204 83H205V82H203V84H204ZM217 83H218V82H217ZM232 83L230 82V84H232ZM240 83H241V82H240ZM254 83H255V82H254ZM14 84H15V83H14ZM18 84H17V87H18ZM24 84H25V83H24ZM24 84H23V92H24V89H25V88H24L25 85L30 84V83L27 82V84H25V85H24ZM35 84H37V83H35ZM49 84H50V83H49ZM58 84H59V82H58ZM80 84H81V83H80ZM100 84H101V83H100ZM107 84H108V83H107ZM118 84H119V83H118ZM118 84H117V85H118ZM123 84H124V83H123ZM131 84H130V85H131ZM218 84H219V83H218ZM230 84H229V85H230ZM251 84H252V83H250V85H251ZM260 84H261V83H260ZM6 85H7V84H6ZM12 85H13V84H12ZM20 85H22V84H20ZM53 85H54V84H53ZM67 85H68V84H67ZM76 85H77V84H76ZM78 85H79V84H78ZM89 85H90V84H89ZM104 85H105V83H104ZM130 85H129V86H130ZM134 85H135V84H134ZM136 85H137V84H136ZM141 85H142V84H141ZM143 85H145V84H143ZM143 85H142V86H143ZM167 85H169V84H167ZM173 85H174V84H173ZM178 85H179V84H178ZM190 85H191V84H190ZM207 85H208V84H207ZM226 85H227V84H226ZM234 85H235V82H234ZM234 85H233V86H234ZM237 85H238V84H237ZM241 85H242V84H241ZM241 85H240V87H241ZM247 85H248V82H247ZM252 85H253V84H252ZM1 86H2V84H1ZM8 86H7V88H8ZM29 86H30V85H29ZM37 86H38V85H37ZM55 86H56V85H55ZM59 86H60V85H59ZM81 86H82V85H81ZM86 86H87V85H86ZM93 86H94V85H93ZM97 86H98V84H97L95 87H97ZM111 86H113V85H111ZM118 86H119V85H118ZM176 86H177V84H176ZM194 86H195V85H194ZM227 86H228V85H227ZM258 86H259V84H258ZM261 86H262V85H261ZM14 87L16 88V86H14ZM33 87H34V86H33ZM35 87H36V85H35ZM40 87H41V86H40ZM45 87H46V86H45ZM90 87H91V86H90ZM90 87H89V88H90ZM100 87H101V85H100ZM109 87H110V86H109ZM115 87H116V86H115ZM115 87H114V88H115ZM119 87H121V86H119ZM123 87H124V86H123ZM130 87H131V86H130ZM133 87H134V86H133ZM138 87H139V86H138ZM144 87H145V86H144ZM167 87H168V86H167ZM169 87H171V85H170ZM181 87H182V86H181ZM184 87H185V85H184ZM249 87H250V86H249ZM4 88H6V87H4ZM9 88H11V86H10ZM20 88H22V87H20ZM20 88H19V89H20ZM38 88H39V87H38ZM86 88H88V86H87ZM106 88H108V87H106ZM159 88H160V87H159ZM159 88H158V89H159ZM172 88H173V87H172ZM172 88H170V89H172ZM193 88H195V87H193ZM205 88H206V87H205ZM212 88H213V87H212ZM212 88H211V89H212ZM222 88L224 89V87H222ZM229 88H230V86H229ZM229 88H226V87H225V89H228V90H229ZM1 89H2V88H1ZM33 89H34V88H33ZM36 89H37V88H36ZM39 89H40V88H39ZM42 89H43V87H42ZM44 89H45V88H44ZM52 89H53V88H52ZM52 89H50V91H51ZM58 89H59V88H58ZM63 89H64V88H63ZM117 89H119V88L116 87V90H117ZM126 89H127V87H126ZM126 89L124 88V91H125ZM166 89H167V88H166ZM173 89H174V88H173ZM184 89H186V88H184ZM189 89H191V88H189ZM206 89H207V88H206ZM206 89H205V90H206ZM223 89H222V91H223ZM230 89H231V88H230ZM239 89H241V88H239ZM242 89H244V88H242ZM248 89H249V88H248ZM250 89H251V88H250ZM5 90H7V89H4V91H5ZM12 90L14 91L15 89L13 88ZM12 90H10V91L12 92ZM16 90H18V89L16 88ZM48 90H49V89H48ZM56 90H57V89H56ZM79 90H80V89H79ZM88 90H89V89H88ZM88 90H87V91H88ZM92 90L95 91L94 89H91V91H92ZM109 90H110V89H109ZM111 90H112V89H111ZM111 90H110V91H111ZM119 90H120V89H119ZM121 90H122V89H121ZM127 90H128V89H127ZM136 90H137V89H136ZM139 90H140V88H139ZM141 90H142V89H141ZM143 90H144V89H143ZM146 90H147V89H146ZM150 90H152V89L150 88ZM159 90H160V89H159ZM196 90H198V89H196ZM203 90H204V89H203ZM256 90H257V89H256ZM7 91H8V90H7ZM27 91H28V90H27ZM106 91H107V89H106ZM131 91H132V90H131ZM133 91H134V88H133ZM133 91H132V92H133ZM137 91H138V90H137ZM144 91H145V90H144ZM184 91H185V90H184ZM190 91H191V90H190ZM235 91H239V90H236V89H235ZM243 91H244V90H243ZM261 91H263V90H261ZM8 92H9V91H8ZM8 92H7V93H8ZM14 92H15V91H14ZM35 92H36V90H35ZM37 92H38V91H37ZM37 92H36V93H37ZM45 92H46V91H45ZM45 92H44V93H45ZM81 92H83L84 94H85V93H89V92H85V91H83V90H82ZM101 92H102V91H101ZM113 92H114V90H113ZM121 92H122V91H121ZM126 92L129 93L130 90H129V92H128V91H126ZM132 92H131V93H132ZM148 92H149V90H148ZM182 92H183V91H182ZM186 92H187V91H186ZM207 92H208V91H207ZM214 92H216V91H214ZM220 92H221V91L218 92V95H220ZM228 92H229V91H228ZM246 92H247V91H246ZM2 93L5 94V93L3 92V89H2ZM7 93H6V94H7ZM17 93H18V92H17ZM20 93H22V92H20ZM20 93H19V94H20ZM26 93H28V92H26ZM31 93H32V92L30 91V94H31ZM44 93H43V94H44ZM63 93H64V92H63ZM77 93H78V92H77ZM92 93H94V92H92ZM104 93H105V91H104ZM114 93H115V92H114ZM123 93H124V92H123ZM123 93H122V94H123ZM131 93H130V95H131ZM136 93H137V92H136ZM136 93H135V94H136ZM145 93L148 94L147 92H144V94H145ZM155 93H156V92H155ZM158 93H159V92H158ZM193 93H194V91H193ZM201 93H203V92H201ZM205 93H206V92H205ZM210 93H211V92H210ZM224 93H225V91H224ZM235 93H237V92H235ZM240 93H241V92H240ZM254 93H255V91H254ZM259 93H260V92H259ZM0 94H1V91H0ZM14 94H15V93H14ZM14 94H13V96H11V98H14ZM22 94H24V93H22ZM41 94H42V93H41ZM43 94H42L41 96H43ZM45 94H47V93H45ZM50 94H52V93H50ZM57 94H58V93H57ZM79 94H81V93H79ZM112 94H113V93H112ZM116 94H118V93H116ZM132 94H133V93H132ZM138 94H139V93H138ZM142 94H143V93H142V91H141V95H142ZM177 94H178V93H177ZM195 94H196V93H195ZM211 94H212V93H211ZM251 94H252V93H251ZM257 94H258V93H257ZM262 94H263V93H262ZM8 95H9V94H8ZM10 95H12V93H10ZM15 95H16V94H15ZM31 95H33V93H32ZM35 95H37V94H35ZM74 95H75V94H74ZM86 95H87V94H86ZM89 95H90V94H89ZM139 95H140V94H139ZM148 95H149V94H148ZM151 95H152V94H151ZM192 95H194V94H192ZM224 95H225V94H224ZM226 95H227V94H226ZM243 95H244V94H243ZM249 95H250V94H249ZM4 96H5V95H4ZM6 96H7V95H6ZM18 96H19V95H18ZM20 96H21V95H20ZM46 96H47V95H46ZM90 96H91V95H90ZM92 96H93V95H92ZM104 96H105V95H104ZM104 96H103V97H104ZM120 96H121V93H120ZM133 96H134V95H133ZM146 96H147V95H146ZM149 96H150V95H149ZM180 96H181V95H180ZM207 96L209 97V95H207ZM207 96H206V98H207ZM216 96H217V94H216ZM220 96H221V95H220ZM245 96H246V95H245ZM253 96H255V95H253ZM253 96H252V97H253ZM260 96H261V95H260ZM260 96H259V97H260ZM2 97H3V95L1 96V98H2ZM9 97H10V96H9ZM27 97H28V96H27ZM30 97H31V96H30ZM49 97H50V96H49ZM68 97H70V96H68ZM77 97H79V96H77ZM105 97H106V96H105ZM105 97H104V98H105ZM118 97H119V96H118ZM126 97H127V96H126ZM134 97H135V96H134ZM138 97H139V96H138ZM143 97H144V96L142 95V96H141V99H140V101H139L140 103H141ZM147 97H148V96H147ZM147 97H146V98H147ZM223 97H224V96H223ZM225 97H226V96H225ZM230 97H231V94H230ZM230 97H229V98H230ZM239 97H240V96H239ZM242 97H243V96H242ZM248 97H249V96H248ZM1 98H0V100H1ZM5 98H6V97H5ZM5 98H4V99H5ZM18 98H19V97H18ZM21 98H22V97H21ZM35 98H36V97H35ZM60 98H62V97H60ZM83 98H84V97H83ZM85 98H87V97H85ZM89 98H90V97H89ZM108 98H109V97H108ZM150 98H151V97H149V99H150ZM183 98H184V97H183ZM188 98H189V97H188ZM199 98H200V96H199ZM220 98H221V97H220ZM236 98H238V96H237ZM244 98H245V97H244ZM249 98H250V97H249ZM261 98H262V97H261ZM8 99H9V98H8ZM8 99H5V100H8ZM15 99L17 100L16 97H15ZM15 99H14V100H15ZM30 99H31V98H30ZM30 99H29V100H30ZM33 99H34V98H33ZM38 99H40V98H38ZM43 99H44V98H43ZM46 99H47V98H46ZM48 99H49V98H48ZM50 99H51V98H50ZM74 99H75V98H74ZM78 99H81V98H78ZM92 99H93V98H92ZM109 99H110V98H109ZM112 99H113V98H112ZM115 99H116V98H115ZM115 99H114V101H116ZM122 99H123V98H122ZM127 99H128V98H127ZM127 99H126V100H127ZM144 99H145V97H144ZM177 99H178V98H177ZM185 99H186V98H185ZM196 99H198V98H196ZM215 99H216V98H215ZM231 99H232V98H231ZM233 99H235V98H234V94H233ZM242 99H243V98H242ZM250 99H251V98H250ZM11 100H12V99H11ZM22 100H23V99H22ZM27 100H28V98H27ZM31 100H32V99H31ZM34 100H35V99H34ZM51 100H52V99H51ZM64 100H65V99H64ZM68 100H69V99H68ZM98 100H99V99H98ZM110 100H111V99H110ZM120 100H121V99H120ZM126 100H125V101H126ZM136 100H138V99L136 98ZM154 100H155V99H153V101H154ZM188 100H189V99H188ZM203 100H204V99H203ZM219 100H221V99H219ZM235 100H236V99H235ZM240 100H241V99H240ZM257 100H258V99H257ZM3 101H4V100H2L1 103H3ZM12 101H13V100H12ZM43 101H44V103H45V100H43ZM47 101H48V100H47ZM61 101H62V100H60V102H61ZM69 101H70V100H69ZM72 101H73V99H72ZM88 101H90V100H88ZM108 101H109V100H108ZM129 101H130V98H129ZM129 101H128V102H129ZM146 101H147V100H146ZM146 101H144V103H145ZM149 101H150V100H149ZM177 101H178V100H177ZM199 101H200V100H199ZM206 101H208V99H207ZM226 101H227V100H226ZM232 101H233V100H232ZM244 101H245V100H244ZM247 101H248V100H247ZM251 101H252V100H251ZM253 101H254V99H253ZM8 102H9V100H8ZM16 102H19V101H16ZM25 102H26V101H25ZM27 102H28V101H27ZM73 102H75V101H73ZM80 102H81V101H80ZM85 102H86V101H85ZM93 102H94V101H93ZM116 102H117V101H116ZM123 102H124V100L122 101V103H123ZM142 102H143V101H142ZM196 102H198V101H196ZM211 102H212V101H211ZM220 102H225V101H220ZM229 102H230V100L228 101V103H229ZM256 102H257V101H256ZM258 102H259V101H258ZM1 103H0V104H1ZM4 103H5V102H4ZM10 103H11V102H10ZM31 103H32V102H31ZM41 103H42V101H41ZM61 103H62V102H61ZM69 103H70V102H69ZM83 103H84V102H83ZM89 103H91V102H89ZM99 103H100V102H99ZM113 103H114V102H113ZM119 103H120V101H119ZM119 103H118V104H119ZM135 103L140 104V103H138V102H135ZM135 103H134V104H135ZM148 103H149V102H148ZM192 103H193V102H192ZM217 103H218V100H217ZM248 103H249V101L247 102V104H248ZM251 103H253V102H251ZM251 103H249V105H250ZM259 103H261V102H259ZM7 104H8V103H6V107H7ZM15 104H17V103H15ZM22 104H23V103H22ZM24 104H25V103H24ZM46 104H47V103H46ZM49 104H50V103H49ZM79 104L81 105V103H79ZM92 104H94V103H92ZM100 104H101V103H100ZM102 104H103V103H102ZM106 104H107V102H106ZM106 104H105V105H106ZM108 104H109V103H108ZM141 104H142V103H141ZM149 104H151V102H150ZM198 104H199V103H198ZM214 104H215V103H214ZM222 104H223V103H222ZM224 104H226V103H224ZM230 104H231V103H230ZM230 104H229V105H230ZM239 104H240V103H239ZM11 105H12V103H11ZM11 105H9V106H11ZM39 105H41V104H39ZM47 105H48V104H47ZM61 105L63 106V104H61ZM73 105H74V103H73ZM73 105H72V106H73ZM76 105H77V104H76ZM85 105H88V103L85 104ZM110 105H111V102H110ZM114 105L117 106L116 103H115ZM123 105H124V104H123ZM125 105H126V102H125ZM147 105H148V104H147ZM188 105H189V104H188ZM200 105H201V104H200ZM200 105H199V106H200ZM215 105H216V104H215ZM215 105H213V106H215ZM219 105H220V104H219ZM227 105H228V104H227ZM255 105H256V103H255ZM262 105H263V104H262ZM4 106H5V104H4ZM14 106H15V105H14ZM19 106H20V105H19ZM23 106H24V105H23ZM26 106H27V105H26ZM28 106H31V105H28ZM53 106H54V105H53ZM65 106H66V104H65ZM74 106H75V105H74ZM77 106H79V105H77ZM106 106H107V105H106ZM111 106H112V105H111ZM128 106H130V105L128 104ZM139 106H140V105H138V107H139ZM144 106H145V104H144ZM156 106H157V105H156ZM183 106H184V105H183ZM183 106H182V107H183ZM199 106H198V107H199ZM216 106H217V105H216ZM242 106H243V105H242ZM242 106H241V107H242ZM245 106H246V105H245ZM257 106H258V105H257ZM260 106H261V105H260ZM11 107H12V106H11ZM11 107H9V108H11ZM16 107H17V105H16ZM32 107H33V106H32ZM41 107H42V106H41ZM50 107H52V106H50ZM55 107H59V106H55ZM83 107H84V106H83ZM98 107H99V104H98ZM98 107H97V108H98ZM109 107H110V106H109ZM124 107H125V106H124ZM130 107H131V106H130ZM140 107L142 108V105H141ZM146 107H147V106H146ZM146 107H145V110H146V112H147V111H149V110H147ZM149 107H152V106L148 105L147 108H149ZM153 107L155 108V106H153ZM187 107H188V106H187ZM194 107H195V106H194ZM224 107H225V106H224ZM226 107H227V106H226ZM233 107H234V106H233ZM235 107H236V106H235ZM248 107H249V106H248ZM1 108H2V107H1ZM3 108H4V107H3ZM7 108H8V107H7ZM7 108H6V109H7ZM13 108H14V107H13ZM13 108H12V109H13ZM17 108H18V107H17ZM17 108H16V109H17ZM19 108H20V107H19ZM22 108H23V107H22ZM25 108H27V107H25ZM25 108H24V109H25ZM38 108H40V107H38ZM59 108H60V107H59ZM64 108H65V107H64ZM100 108H101V106H100ZM112 108H113V107H112ZM115 108H116V107H115ZM117 108H118V107H117ZM134 108H135V107H134ZM136 108H137V107H136ZM154 108H153V109H154ZM207 108H208V107H207ZM207 108H206V110H207ZM221 108H222V107H221ZM239 108H240V107H239ZM243 108H244V107H243ZM243 108H242V109H243ZM245 108H247V106H246ZM252 108H253V107H252ZM24 109H23V110H24ZM29 109H30V107H29ZM40 109H41V108H40ZM40 109H39V110H40ZM45 109H50V108L47 107V108H45ZM80 109H81V107H80ZM105 109H106V108H105ZM119 109H120V105H119ZM129 109H131V108H129ZM157 109H158V108H157ZM198 109H199V108H198ZM224 109H225V108H223V110H224ZM226 109H228V108H226ZM231 109H232V108H231ZM236 109H237V108H235V110H236ZM242 109H241V110H242ZM247 109H248V108H247ZM256 109H257V107H256ZM0 110H1V109H0ZM4 110H5V109H4ZM10 110H11V109H10ZM10 110H8V112H9ZM18 110H19V109H18ZM18 110H15V111L12 110V111H13V112H17ZM20 110H22V109H20ZM25 110H27V109H25ZM30 110H31V109H30ZM39 110H38V111H39ZM43 110H44V109H43ZM53 110H54V109H53ZM89 110H90V109H89ZM99 110H100V109H99ZM109 110H110V109H109ZM138 110H139V108H138ZM138 110H137V111H138ZM140 110H141V109H140ZM161 110H162V109H161ZM184 110H189V109H184ZM193 110H194V109H193ZM195 110H196V109H195ZM223 110H222V111H223ZM229 110H230V108H229ZM254 110H255V109H254ZM258 110H260V109H258ZM1 111H2V110H1ZM5 111L7 112V110H5ZM31 111H32V110H31ZM34 111H35V110H34ZM38 111H36V113H37ZM40 111H41V110H40ZM44 111H45V110H44ZM55 111H56V109H55ZM60 111H61V110H60ZM76 111H77V110H76ZM78 111H79V109H78ZM78 111L76 112V114L78 113ZM96 111H97V110H96ZM106 111H108V109H107ZM119 111H120V110H119ZM121 111H122V110H121ZM127 111H130V110H128V108H127ZM134 111H135V110H134ZM143 111H144V110H143ZM179 111H180V109H179ZM190 111H191V110H190ZM200 111H203V109H201ZM216 111L218 112V110H216ZM216 111H215V112H216ZM232 111H233V109L231 110V112H232ZM236 111H237V110H236ZM242 111H244V110H242ZM242 111H241V113H242ZM260 111H261V110H260ZM2 112H4V111H2ZM19 112H20V111H19ZM22 112H25V111H22ZM47 112H48V111H47ZM47 112H46V113H47ZM64 112H65V111H64ZM68 112H69V111H68ZM104 112H105V110H104ZM104 112H103V113H104ZM109 112H111V111H108L107 114H108ZM112 112H113V110H112ZM112 112H111V113H112ZM144 112H145V111H144ZM152 112H153V111H152ZM152 112H150V114H151ZM183 112H184V111H183ZM198 112H199V111H198ZM203 112H204V111H203ZM207 112H209V111L207 110ZM210 112H211V111H210ZM217 112H216V113H217ZM219 112H220V111H219ZM231 112H230V113H231ZM239 112H240V111H239ZM247 112H248V110H247ZM253 112H254V111H253ZM253 112H252V113H253ZM261 112H263V111H261ZM4 113H5V112H4ZM4 113H0V114H3V115H4ZM29 113H30V112H29ZM38 113H40V112H38ZM38 113H37V114H38ZM54 113H55V112H54ZM60 113H61V112H60ZM71 113H72V112H71ZM71 113H70V114H71ZM98 113H99V112H98ZM100 113H101V112H100ZM125 113H126V112H125ZM127 113H129V112H127ZM130 113H131V112H130ZM135 113H136V114L139 113V115H140L141 112H135ZM142 113H143V112H142ZM166 113H168V112H166ZM173 113H174V112H173ZM176 113H177V112H176ZM181 113H182V111H181ZM225 113H226V112H225ZM236 113H237V112H236ZM241 113H240V115H241ZM244 113H246V112H244ZM248 113H249V112H248ZM252 113H251V114H252ZM13 114L15 115V113H13ZM30 114H31V113H30ZM49 114L51 115V113H49ZM52 114H53V113H52ZM58 114H59V112H58ZM58 114H57V115H58ZM91 114H92V113H91ZM105 114H106V113H105ZM107 114H106V116H107ZM136 114H135V115H136ZM147 114H149V112H148ZM182 114H183V113H182ZM196 114H198V113H196ZM199 114H200V113H199ZM205 114H207V113H205ZM210 114H211V113H210ZM212 114H213V112H212ZM214 114H215V113H214ZM237 114H238V113H237ZM254 114H255V113H254ZM261 114H263V113H261ZM14 115H12V116H14ZM19 115H20V114H19ZM44 115H45V113H44ZM59 115H60V114H59ZM62 115H63V113H62ZM79 115H80V114H79ZM118 115H119V114H118ZM123 115H125V114H123ZM143 115H144V114H143ZM145 115H146V114H145ZM166 115H167V114H166ZM166 115H165V117H166ZM176 115H178V114H176ZM191 115L194 116L193 114H191ZM202 115H203V114H202ZM216 115H217V114H216ZM222 115H223V114H222ZM224 115H225V114H224ZM224 115H223V118H224ZM229 115H230V114H229ZM231 115H234V113L231 114ZM263 115H264V114H263ZM5 116L7 117L6 114H5ZM5 116H4V117H5ZM17 116H18V115H17ZM25 116H26V115H25ZM27 116H29V115H27ZM75 116H76V115H74V117H75ZM90 116H91V115H90ZM92 116H93V115H92ZM110 116H111V115H110ZM119 116H120V115H119ZM125 116H126V115H125ZM129 116H130V114H129ZM136 116H137V115H136ZM136 116H135V117H136ZM181 116H182V115H181ZM199 116H201V114H200ZM208 116H209V115H208ZM218 116H219V115H218ZM226 116H228V115H225V117H226ZM250 116H251V115H250ZM257 116H258V115H257ZM0 117L2 118L3 116L1 115ZM8 117H9V115H8ZM8 117H7V118H8ZM31 117H32V116H31ZM61 117H62V116H61ZM65 117H67V116L65 115ZM65 117H64V118H65ZM101 117H102V116H101ZM111 117H112V116H111ZM111 117H110V118H111ZM123 117H124V116H123ZM131 117H132V116H131ZM131 117H130V118H131ZM137 117H138V116H137ZM139 117H140V116H139ZM149 117H150V115H149ZM205 117H206V116H205ZM212 117L214 118V115H213ZM215 117H216V116H215ZM228 117H229V116H228ZM230 117H231V116H230ZM235 117H236V116H235ZM239 117H240V116H239ZM241 117H242V116H241ZM251 117H252V116H251ZM254 117H255V116H254ZM13 118H14V117H13ZM16 118H17V117H16ZM18 118H19V116H18ZM18 118H17V119H18ZM21 118H22V117H21ZM21 118H20V119H21ZM46 118H47V117H46ZM68 118H69V117H68ZM125 118H126V117H125ZM143 118H145V117H143ZM185 118H186V117H185ZM196 118H198V115H196ZM202 118H203V117H202ZM221 118H222V117H221ZM226 118H227V117H226ZM2 119H6V118H2ZM11 119H12V118H11ZM25 119H26V117H25ZM36 119H37V118H36ZM36 119H35V120H36ZM40 119H41V117L39 118V120H40ZM59 119H60V117H59ZM83 119H84V117H83ZM95 119H96V118H95ZM95 119H94V120H95ZM99 119H100V118H99ZM126 119H127V118H126ZM126 119H125V121H128V120H126ZM128 119H129V118H128ZM136 119H137V118H136ZM141 119H142V118H141ZM145 119H146V118H145ZM163 119H164V118H163ZM177 119H178V118H177ZM210 119H211V118H210ZM228 119H229V118H227V120H228ZM231 119H233V118H231ZM231 119H230V121H232ZM237 119H238V117H237ZM241 119H242V118H241ZM247 119H250V117H249V118L247 117L246 120H247ZM6 120H7V119H6ZM9 120H10V119H9ZM9 120H8V121H9ZM42 120H43V119H42ZM48 120H49V119H48ZM60 120H62V118H61ZM71 120H73V118H72ZM102 120H103V119H102ZM104 120H105V119H104ZM110 120H111V119H110ZM131 120H132V119H131ZM133 120L135 121V118H134ZM133 120H132V121H133ZM157 120H158V119H157ZM160 120H161V119H160ZM172 120H173V119H172ZM183 120H184V118H183V116H182V121H183ZM186 120H187V119H186ZM201 120H204V119H201ZM206 120H208V119L206 118ZM211 120H212V119H211ZM213 120H216V119H213ZM213 120H212V121H213ZM217 120H218V119H217ZM233 120H234V119H233ZM239 120H240V119H239ZM251 120H252V119H251ZM251 120H250V121H251ZM257 120H258V119L256 118V121H257ZM259 120H260V119H259ZM262 120H263V119H262ZM262 120H260V121H262ZM0 121H1V119H0ZM3 121H4V120H3ZM10 121H11V120H10ZM23 121H25V120H23ZM26 121H27V120H26ZM32 121H33V120H32ZM44 121H45V119H44ZM44 121H42V122H44ZM52 121H53V120H52ZM69 121H70V120H69ZM74 121H76L75 118H74ZM132 121H131V122H132ZM148 121H149V120H148ZM195 121H196V120H195ZM209 121H210V120H209ZM219 121H222V120L219 119ZM234 121H235V120H234ZM240 121H241V120H240ZM243 121H244V120H243ZM252 121H253V120H252ZM1 122H2V121H1ZM18 122H19V121H18ZM21 122H22V121H21ZM33 122H35V121H33ZM33 122H32V124H33ZM42 122H41V123H42ZM54 122H56V121H54ZM76 122H77V121H76ZM81 122H82V120L80 121V123H81ZM102 122H105V121H102ZM102 122H101V124H102ZM122 122H123V121H122ZM128 122H129V121H128ZM142 122H143V121H142ZM145 122H146V121H145ZM169 122H170V121H169ZM175 122H176V121H175ZM175 122H174V124H175ZM184 122H185V121H184ZM198 122H199V121H198ZM200 122L202 123V121H200ZM225 122H226V121H225ZM245 122H246V121H245ZM16 123H17V122H16ZM27 123H28V122H27ZM44 123H46V122H44ZM52 123H53V122H52ZM64 123H65V122H64ZM67 123H69V122H67ZM87 123H88V122H87ZM90 123H92V122H90ZM90 123H89V125H90ZM112 123H113V122H112ZM123 123H124V122H123ZM125 123H126V122H125ZM136 123H137V122H136ZM143 123H144V122H143ZM151 123H152V121H151ZM159 123H160V122H159ZM166 123H167V122H166ZM204 123H205V122H204ZM204 123H202V124H204ZM213 123H215V121H213ZM229 123H230V122H229ZM236 123H237V122H236ZM236 123H233V124H236ZM255 123H256V122H255ZM260 123H261V122H260ZM263 123H264V122H263ZM12 124L14 125V122L11 123V125H12ZM18 124H20V123H18ZM24 124H25V123H24ZM24 124H23V125H24ZM32 124H30V125H32ZM34 124H35V123H34ZM36 124H37V123H36ZM48 124H49V122H48ZM50 124H51V123H50ZM55 124H56V123H55ZM69 124H70V123H69ZM74 124H76V123H74ZM84 124H86V123L84 122L83 125H84ZM93 124H95V123H93ZM101 124H100V125H101ZM103 124H104V123H103ZM113 124H114V123H113ZM168 124H169V123H168ZM198 124H199V123H198ZM198 124H196V125H198ZM207 124H208V123H207ZM211 124H212V123H211ZM218 124H219V122H218ZM222 124H223V123H222ZM222 124H219V125L221 126ZM226 124H227V122H226ZM248 124H249V123H248ZM248 124H244V125H248ZM2 125H3V124H2ZM6 125H7V124H6ZM8 125H9V124H8ZM15 125H16V124H15ZM27 125H28V124H27ZM58 125H60V124H58ZM81 125H82V124H81ZM91 125H92V124H91ZM96 125H98V124H96ZM118 125H119V124H118ZM133 125L135 126V123H134ZM149 125H150V124H149ZM192 125H193V124H192ZM194 125H195V124H194ZM205 125H206V124H205ZM228 125H229V124H228ZM237 125H238V124H237ZM239 125H241V124H239ZM244 125H243V126H244ZM251 125H252V123H251ZM3 126H5V125H3ZM17 126H18V125H17ZM17 126H16V130H17ZM19 126H20V125H19ZM41 126H43V125H41ZM41 126H40V127H41ZM45 126H46V125H45ZM56 126H57V125H56ZM62 126H64V124H63ZM74 126H75V125H74ZM86 126H87V125H86ZM94 126H95V125H94ZM98 126H99V125H98ZM102 126H103V125H102ZM102 126H101L100 128H102ZM104 126H106V125H104ZM123 126H124V125H123ZM123 126H122V127H123ZM129 126H130V125H129ZM129 126L127 127L128 130H129V128H130ZM180 126H184V125H180ZM214 126H215V125H214ZM231 126H232V125H231ZM234 126L236 127V125H234ZM7 127H8V126H7ZM12 127H14V126H12ZM22 127H23V126H22ZM27 127H28V126H27ZM36 127H37V126H36ZM59 127H60V126H59ZM64 127H65V126H64ZM75 127H77V126H75ZM78 127H80V126H78ZM82 127H83V126H82ZM109 127H110V126H109ZM137 127H138V126H137ZM139 127H140V123H139ZM160 127H162V126H160ZM172 127H174V126H172ZM184 127H186V126H184ZM204 127H205V126H204ZM222 127H223V126H222ZM225 127H227V126L225 125ZM225 127H224V128H225ZM244 127H245V126H244ZM257 127L259 128L258 124H257ZM262 127H264V125H263ZM262 127L259 128V129H262ZM9 128H10V127H9ZM23 128H25V126H24ZM23 128H22V129H23ZM33 128H34V127H33ZM38 128H39V127H38ZM61 128H63V127H61ZM95 128H96V127H95ZM127 128H126V130H127ZM131 128H132V127H131ZM131 128H130V130H131ZM133 128H134V127H133ZM135 128H136V126H135ZM141 128H142V127H141ZM145 128H146V127H145ZM145 128H144V130H145ZM148 128H149V127H148ZM214 128H216V127H214ZM217 128H218V126H217ZM217 128H216V130H217ZM248 128H250V127H248ZM254 128H255V127H254ZM4 129H5V128H4ZM22 129H21V130H22ZM36 129H37V128H36ZM42 129H45V128H42ZM47 129H48V127H47ZM57 129H58V128H57ZM57 129H56V130H57ZM98 129H99V128H98ZM116 129H117V128H116ZM139 129H140V128H139ZM146 129H147V128H146ZM169 129H171V128H169ZM205 129H206V128H205ZM208 129H209V127H208ZM225 129H226V128H225ZM231 129H232V128H231ZM242 129H243V128H242ZM246 129H247V128H246ZM250 129H251V128H250ZM263 129H264V128H263ZM1 130L3 131V127H2ZM7 130H8V128H7ZM14 130H15V129H14ZM14 130H13V131H14ZM18 130H19V128H18ZM21 130H20V131H21ZM23 130H25V129H23ZM23 130H22L21 132H23ZM33 130H34V129H33ZM38 130H39V129H38ZM48 130H49V129H48ZM56 130L54 129V131H56ZM62 130H64V129H62ZM69 130H70V129H69ZM83 130H84V129H82V131H83ZM101 130H102V129H101ZM107 130H108V127H107ZM126 130H125V132H126ZM132 130H134V129H132ZM163 130H165V129H163ZM167 130H168V129H167ZM218 130H220V129H218ZM234 130H236V129H234ZM256 130H257V129H256ZM8 131H9V130H8ZM10 131H12V130H10ZM20 131H19V132H20ZM35 131H36V130H35ZM54 131H53V132L51 131V132L54 133ZM65 131H67V130H65ZM70 131H72V130H70ZM114 131H115V130H114ZM148 131H149V130H148ZM148 131H147V132H148ZM179 131H181V130H179ZM195 131H196V130H195ZM203 131H204V129H203ZM205 131H207V130H205ZM212 131H213V130H212ZM226 131L229 132V129H227ZM232 131H233V129H232ZM232 131H231V132H232ZM244 131H245V130H244ZM4 132H5V131H3V133H4ZM6 132H7V131H6ZM15 132H17V131H15ZM28 132H30V131H28ZM43 132H44V130H43ZM45 132H46V129H45ZM61 132L64 133L63 131H61ZM83 132H85V130H84ZM83 132H82V133H83ZM106 132H107V131H106ZM123 132H124V131H123ZM139 132H140V130H139ZM139 132H137V133H139ZM151 132H152V129H151ZM159 132H160V131H159ZM166 132H167V131H166ZM184 132H185V131H184ZM221 132H222V131H221ZM228 132H227V133H228ZM231 132H230V133H231ZM249 132H250V131H249ZM263 132H264V130H263ZM7 133H8V132H7ZM7 133H6V134H7ZM12 133H13V135L15 136L14 132H12ZM33 133H35V132H33ZM52 133H51V134H52ZM58 133H59V132H58ZM79 133H81V132H79ZM121 133H122V132H121ZM133 133H134V132H133ZM171 133H172V130H171ZM181 133H182V131H181ZM193 133H194V132H193ZM193 133H192V134H193ZM204 133H205V132H204ZM206 133H209V130H208V132H206ZM227 133H225V134H227ZM232 133H233V132H232ZM251 133H252V130H251ZM253 133H254V132H253ZM36 134H37V133H36ZM43 134H44V133H43ZM51 134H50V135H51ZM60 134H61V133H60ZM68 134H69V132H68ZM83 134H84V133H83ZM115 134L117 135V133H115ZM115 134H114V135H115ZM125 134H126V133H124V136H126L127 134H130V135H131L132 133H130V132L128 133V132H127V134H126V135H125ZM166 134H167V133H166ZM209 134H210V133H209ZM235 134H236V133H235ZM238 134H239V133H238ZM245 134H246V132H245ZM245 134H244V135H245ZM247 134H249V133H247ZM258 134H259V133H258ZM0 135H1V134H0ZM13 135L11 134V136H13ZM22 135H23V134H22ZM41 135H42V132H41ZM45 135H47V134L45 133ZM120 135H121V134H120ZM133 135H134V134H133ZM145 135H146V134H145ZM172 135H173V134H172ZM175 135H176V134L174 133V136H175ZM189 135H190V134H189ZM194 135H195V133H194ZM204 135H205V134H204ZM228 135H229V134H227V136H228ZM232 135H234V134H232ZM255 135H256V134H255ZM8 136H9V135H7V137H8ZM20 136H21V135H20ZM20 136H19V138H20ZM52 136H53V135H52ZM58 136H59V135H58ZM64 136H65V134H64ZM74 136H75V135H74ZM97 136H98V135H97ZM164 136H165V134H164ZM166 136H168V135H166ZM169 136H170V134H169ZM169 136H168V137H169ZM174 136H173V137H174ZM187 136H188V135H187ZM196 136H198V137L200 138L199 134L196 135ZM202 136H203V135H202ZM202 136H201V137H202ZM215 136H216V135H215ZM241 136H242V135H241ZM245 136H246V135H245ZM249 136H251V135H249ZM258 136H259V135H258ZM261 136H262V135H261ZM3 137L5 138V136H3ZM21 137H22V136H21ZM42 137H43V136H42ZM55 137H56V136H55ZM55 137H54V138H55ZM103 137H104V136H103ZM115 137H116V136H115ZM126 137H127V136H126ZM170 137H171V136H170ZM210 137H211V136H210ZM212 137H213V136H212ZM216 137H217V136H216ZM220 137H221V136H220ZM220 137H219V139H220ZM225 137H226V136H225ZM233 137H234V136H233ZM252 137H254V136H252ZM11 138H12V137H11ZM14 138H15V137H14ZM14 138H13V139H14ZM39 138H41V137H39ZM44 138H45V137H43V139H44ZM47 138H48V137H47ZM51 138H52V137H51ZM51 138H50V140H51ZM59 138H60V137H59ZM59 138H58V139H59ZM67 138H68V136L66 137V139H67ZM74 138H75V137H74ZM74 138H73V139H74ZM79 138H80V137H79ZM108 138H109V137H108ZM108 138H107V139H108ZM122 138H123V136H122ZM124 138H125V137H124ZM127 138H128V137H127ZM139 138H140V137H139ZM142 138L144 139L145 136H144V137L142 136ZM142 138H141V140H142ZM214 138H215V137H214ZM249 138H250V137H249ZM256 138H257V137H256ZM262 138H263V136H262ZM7 139H8V138H7ZM9 139H10V136H9ZM13 139H12V140H13ZM23 139H24V138H23ZM41 139H42V138H41ZM41 139H40V140H41ZM76 139H77V137H76ZM89 139H90V138H89ZM96 139H97V138H96ZM102 139H103V138H102ZM102 139H101V140H102ZM110 139H111V137H110ZM117 139L121 140L120 137L117 138ZM128 139H129V138H128ZM131 139H132V138H131ZM148 139H149V138H148ZM184 139H185V138H184ZM184 139H183V140H184ZM202 139H203V137H202ZM207 139H208V138H207ZM211 139H212V138H211ZM219 139H216V140H218V142H220L221 140L219 141ZM226 139H227V138H226ZM1 140H2V139H1ZM78 140L80 141V139H78ZM82 140H83V139H82ZM113 140H115V139L113 138ZM119 140H117V141H119ZM124 140H125V139H124ZM159 140H160V139H159ZM164 140L167 141L168 138H167V139H164ZM186 140H188V137H187ZM189 140H190V139H189ZM196 140H199V139H196ZM204 140H205V139H204ZM214 140H215V139H214ZM228 140H229V139H228ZM230 140H231V139H230ZM233 140H234V139H233ZM239 140H240V139H239ZM241 140H242V138H241ZM244 140H245V139H244ZM244 140H243V141H244ZM248 140H249V139H248ZM254 140H255V139H254ZM256 140H258V138H257ZM262 140H263V139H262ZM7 141H8V140H7ZM7 141H6V142H7ZM9 141H11V140H9ZM13 141H14V143H15L17 140L14 139ZM37 141H38V140H37ZM37 141H35V142H37ZM51 141H52V140H51ZM54 141H55V140H54ZM59 141H60V139H59ZM63 141H64V140H63ZM66 141H67V140H66ZM69 141H70V140H69ZM76 141H77V140H76ZM102 141H103V140H102ZM122 141H123V140H122ZM125 141H126V140H125ZM129 141H132V140H128L127 142H129ZM151 141H153V140H151ZM160 141H161V140H160ZM193 141H194V140H193ZM224 141H225V140H224ZM246 141H247V140H246ZM260 141H261V140H260ZM11 142H12V141H11ZM18 142H19V141H18ZM26 142H27V141H26ZM48 142H49V141H48ZM48 142H46V143H48ZM52 142H53V141H52ZM61 142H62V141H61ZM144 142H145V141H144ZM182 142H183V141H182ZM194 142H199V141H194ZM205 142H206V141H205ZM210 142H211V141H210ZM215 142H216V141H215ZM225 142H228V141H225ZM225 142H224V144H225ZM240 142H241V141H240ZM247 142H249V141H247ZM247 142H245V143L247 144ZM251 142H252V141H251ZM263 142H264V141H263ZM16 143H17V142H16ZM43 143H44V142H43ZM46 143H45V144H46ZM50 143H51V142H50ZM58 143H59V142H58ZM58 143H57V144H58ZM87 143H88V141H87ZM91 143H92V142H90L89 144H91ZM123 143H124V142H123ZM129 143H130V142H129ZM132 143H133V142H132ZM160 143H162V142H160ZM163 143H164V142H163ZM184 143H185V141H184ZM191 143H192V142H191ZM208 143H209V141H208ZM228 143H229V142H228ZM233 143H234V142H233ZM254 143H255V142H254ZM20 144H21V143H20ZM20 144H19V145H20ZM39 144H40V143H39ZM53 144H55V143H53ZM53 144H52V145H53ZM61 144H63V142H62ZM117 144H118V143H117ZM121 144H122V143H121ZM124 144H125V143H124ZM137 144H138V143H137ZM145 144H146V143H145ZM150 144H151V142H150ZM158 144H159V143H158ZM181 144H182V143H181ZM196 144H198V143H196ZM196 144H195V145H196ZM199 144H200V142H199ZM202 144H203V143H202ZM202 144H201V145H202ZM213 144H214V143H213ZM221 144H222V143H221ZM238 144H239V143H238ZM251 144H252V143H251ZM260 144H261V143H259V145H260ZM263 144H264V143H263ZM263 144H262V146H263ZM1 145H2V143H1ZM1 145H0V146H1ZM10 145H11V143H10ZM10 145H9V146H10ZM12 145H13V144H12ZM23 145H24V144H23ZM26 145H28V144H26ZM31 145H32V144H31ZM73 145H74V144H73ZM73 145H72V146H73ZM80 145H81V144H80ZM80 145H79V146H80ZM87 145H88V144H87ZM132 145H133V144H132ZM172 145H173V144H172ZM187 145H188V144H187ZM203 145H204V144H203ZM207 145H208V144H207ZM210 145H211V144H210ZM210 145H209V148H211L210 150L212 151V150L214 149L213 146H214L215 144L212 145V147H210ZM216 145H217V144H216ZM216 145H215V146H216ZM243 145H244V144H243ZM3 146H4V145H3ZM13 146H14V145H13ZM36 146H37V145H36ZM38 146H39V145H38ZM38 146H37V147H38ZM42 146H43V145H42ZM45 146H46V145H45ZM47 146H48V145H47ZM47 146H46V147H47ZM63 146H64V144H63ZM65 146H66V145H65ZM75 146H76V145H75ZM77 146H78V143H77ZM79 146H78V148H79ZM114 146H115V144H114ZM122 146H123V144H122ZM127 146H128V145H127ZM136 146H137V145H136ZM136 146H135V147H136ZM141 146H142V145H141ZM169 146H170V145H169ZM169 146H168V147H169ZM190 146H192V145H190ZM205 146H206V144L204 145V147H205ZM229 146H230V145H229ZM239 146H242V145L240 144ZM239 146H238V147H239ZM249 146H250V143H249ZM255 146H258V145H255ZM255 146H254V147H255ZM14 147H16V145H15ZM20 147H21V146H20ZM24 147L26 148V146H24ZM27 147H28V146H27ZM32 147H33V145H32ZM34 147H35V146H34ZM39 147H40V146H39ZM52 147H53V146H52ZM52 147H51V148H52ZM90 147H91V146H90ZM103 147H104V145H103ZM108 147H109V146H108ZM111 147H112V146H111ZM187 147H188V146H187ZM204 147H203V148H204ZM227 147H228V146H227ZM227 147H226V148H227ZM231 147H232V146H231ZM231 147H229V148H231ZM235 147H236V146H235ZM235 147H234V148H235ZM246 147H247V145H246ZM250 147H251V146H250ZM252 147H253V145H252ZM0 148H1V147H0ZM35 148H36V147H35ZM48 148H49V146H48ZM60 148H61V147H60ZM100 148H101V147H100ZM104 148H106V147H104ZM118 148H119V147H118ZM118 148H117V149H118ZM126 148H127V147H126ZM154 148H155V147H154ZM159 148H160V146H159ZM193 148H194V147H193ZM200 148H202V147H200ZM207 148H208V146H207ZM209 148H208V150H209ZM212 148H213V149H212ZM229 148H227V149L229 150ZM242 148H243V147H242ZM260 148H261V146H260ZM262 148H263V147H262ZM262 148H261V150H263ZM17 149H18V147H17ZM31 149H32V148H31ZM31 149H30V150H31ZM37 149H38V148H37ZM52 149H54V148H52ZM52 149H51V150H52ZM56 149H57V146H56ZM61 149H63V148H61ZM89 149H90V148H89ZM92 149H93V148H92ZM108 149H109V148H108ZM111 149H112V148H111ZM113 149H115V148L113 147ZM132 149H133V148H132ZM173 149H174V148H173ZM179 149H180V148H179ZM182 149H183V148H181V150H182ZM187 149H188V148H187ZM205 149H206V147H205ZM205 149H203V150L205 151ZM218 149H219V148H218ZM223 149H225L224 146H223ZM244 149H245V151H246V148H244ZM257 149H258V148H257ZM257 149H256V150H257ZM1 150H2V148L0 149V151H1ZM24 150H25V149H24ZM24 150H22V151H24ZM42 150H43V149H42ZM42 150H41V151H42ZM47 150H48V149H47ZM47 150L45 149V151H47ZM58 150H59V149H58ZM96 150H97V149H96ZM109 150H110V149H109ZM136 150H137V149H136ZM136 150H135V151H136ZM145 150H146V149H145ZM158 150H159V149H158ZM193 150H194V149H193ZM234 150H235L234 152H236V149H234ZM237 150H238V149H237ZM240 150H241V149H240ZM247 150H248V149H247ZM252 150H253V149H252ZM261 150H260V152H261ZM4 151H5V150H4ZM4 151H3V152H4ZM9 151H10V148H9ZM17 151H18V150H17ZM17 151H16V152H17ZM19 151H20V150H19ZM19 151H18V152H19ZM41 151H39V152H41ZM43 151H44V150H43ZM52 151H54V150H52ZM52 151H51V153H52ZM59 151H60V150H59ZM61 151H62V150H61ZM81 151H82V150H81ZM114 151H115V150H114ZM135 151H134V152H135ZM155 151H156V149H155ZM187 151H188V150H187ZM201 151H202V150H201ZM206 151H207V149H206ZM206 151H205V152H206ZM229 151L231 152V149H230ZM241 151H242V150H241ZM263 151H264V150H263ZM6 152H8V150H7ZM6 152H5V154H7ZM25 152H26V151H25ZM27 152H28V150H27ZM47 152H48V151H47ZM54 152H55V151H54ZM69 152H70V150H69ZM74 152H75V151H74ZM76 152H77V151H76ZM96 152H98V151H96ZM112 152H113V151H112ZM112 152H111V153H112ZM125 152H126V151H125ZM125 152H123V153H125ZM140 152H141V151H140ZM149 152H150V151H149ZM238 152L240 153L239 150H238ZM243 152H244V151H243ZM249 152H250V154H252V153H251L252 151H250V149H249ZM253 152H254V151H253ZM11 153H12V152H11ZM23 153H24V152H23ZM33 153H34V152H33ZM49 153H50V152H49ZM57 153H59V152H57ZM62 153H63V151H62ZM82 153H83V152H82ZM100 153H101V152H100ZM118 153H119V152H118ZM129 153H130V152H128V154H129ZM131 153H132V152H131ZM137 153H138V152H137ZM145 153H147V152H145ZM153 153H154V152H153ZM183 153H184V152H183ZM186 153H187V152H186ZM186 153H185V154H186ZM194 153H195V152H194ZM203 153H204V152H203ZM215 153H216V152H215ZM219 153L221 154V151H220ZM219 153H218V154H219ZM224 153H225V152H224ZM228 153H229V152H228ZM228 153H227V154H228ZM232 153H233V149H232ZM232 153H231V154H232ZM254 153H255V152H254ZM17 154H18V153H17ZM20 154H21V151H20ZM47 154H48V153H47ZM53 154H54V153H53ZM80 154H81V153H80ZM109 154H110V153H109ZM109 154H108V155H109ZM115 154H117V153H115ZM125 154H126V153H125ZM155 154H156V156L158 155V153H154V155H155ZM170 154H171V153H170ZM178 154H179V152H178ZM187 154H189V153H187ZM187 154H186V155H187ZM198 154H199V153H198ZM200 154L202 155V152H201ZM207 154H212V153L209 152V153H207ZM220 154H219V155H220ZM229 154H230V153H229ZM255 154H256V153H255ZM257 154H258V153H257ZM259 154L264 155L263 153H259ZM259 154H258L257 156H259ZM9 155H10V154H9ZM14 155H15V154H14ZM18 155H19V154H18ZM24 155H25V154H23L22 156H24ZM51 155H52V154H51ZM55 155H56V154H55ZM70 155H71V154H70ZM72 155H73V154H72ZM94 155H95V154H94ZM112 155H113V154H112ZM112 155H111V156H112ZM129 155H130V154H129ZM137 155H138V154H137ZM145 155H147V154H145ZM186 155H185V156H186ZM193 155H194V154H193ZM203 155H205V154H203ZM222 155H223V154H222ZM237 155H238V154H237ZM237 155H236V156H237ZM240 155L242 156L243 154H239V156H240ZM244 155H245V154H244ZM262 155H261V156H262ZM19 156H20V155H19ZM42 156H43V152H42ZM47 156H48V155H47ZM47 156H45V157H47ZM56 156H58V155H56ZM60 156H61V158H62V155H60ZM126 156H127V154H126ZM133 156H134V155H133ZM135 156H136V155H135ZM139 156H140V155H139ZM174 156H175V155H174ZM176 156H177V155H176ZM181 156H182V155H181ZM187 156H188V155H187ZM187 156H186V157H187ZM215 156H216V155H215ZM215 156H214V157H215ZM233 156H235V154H234ZM233 156H231V157H233ZM248 156H249V155H248ZM9 157H10V156H9ZM13 157H14V156H13ZM49 157H50V156H49ZM53 157L55 158L54 155H53ZM86 157L89 158V156H86ZM86 157H83V158L85 159ZM91 157H92V156H91ZM101 157H102V156H101ZM120 157H121V156H120ZM143 157H144V156H143ZM146 157H147V156H146ZM149 157H151V156H149ZM192 157H193V156H192ZM208 157H209V156H208ZM210 157H212V156H210ZM217 157H218V156H217ZM225 157H226V159H227V156H225ZM225 157H224V158H225ZM237 157H238V156H237ZM243 157H244V156H243ZM243 157H242V158H243ZM24 158H25V156H24ZM47 158H48V157H47ZM50 158H51V157H50ZM70 158L72 159V157H70ZM74 158H76V157H74ZM74 158H73V159H74ZM77 158H78V157H77ZM77 158H76V159H77ZM81 158H82V156H81ZM107 158H108V157H107ZM107 158H106V160H107ZM117 158H119V157H117ZM131 158L133 159V157H130V159H131ZM172 158H173V157H172ZM175 158H179V157L177 156V157H175ZM183 158H185V157H183ZM187 158H188V157H187ZM187 158H185V160H186ZM189 158H190V156H189ZM193 158H194V157H193ZM200 158H201L200 160L203 159L202 156H201ZM206 158H207V156H206ZM206 158H205V160H208V159H209V158H208V159H206ZM222 158H223V157H222ZM224 158H223V159H224ZM233 158H234V157H233ZM235 158H236V157H235ZM238 158H239V157H238ZM240 158H241V157H240ZM242 158H241V159H242ZM245 158H246V155H245ZM253 158H254V157H253ZM256 158H257V157H256ZM256 158L254 159L255 161H256ZM259 158H260V157H259ZM261 158H262V157H261ZM76 159H75V160H76ZM96 159L99 160V158H96ZM112 159H113V158H112ZM136 159H137V158H136ZM138 159H139V157H138ZM138 159H137V160H138ZM173 159H174V158H173ZM173 159H172V160H173ZM179 159H180V158H179ZM179 159H178V160H179ZM213 159H214V158H213ZM216 159H217V158H216ZM248 159H249V158H248ZM248 159L246 158V160H248ZM29 160H31V159H29ZM38 160H39V158H38ZM40 160H41V159H40ZM40 160H39V161H40ZM55 160L57 161L56 158L54 159V161H55ZM59 160H60V159H59ZM101 160H102V159H101ZM122 160H123V158H122ZM125 160L128 161V158L125 159ZM125 160H124V161H125ZM134 160H135V159H134ZM134 160H131V161H134ZM147 160H148V159H147ZM147 160H146V161H147ZM155 160H156V158H155ZM175 160H176V159H175ZM209 160H210V159H209ZM217 160H218V159H217ZM219 160H220V159H219ZM233 160H234V159H233ZM236 160H237V159H236ZM236 160H235V161H236ZM238 160H239V159H238ZM238 160H237V161H238ZM244 160H245V159H244ZM246 160H245V162H246ZM11 161H12V160H11ZM13 161H15V160H13ZM34 161H35V160H34ZM34 161H33V163H34ZM42 161H43V160H42ZM42 161H41V162H42ZM44 161H45V160H44ZM61 161H62V159H61ZM61 161H60V162H61ZM68 161H70V160H68ZM90 161H91V159H90ZM103 161H104V159H103ZM146 161L144 160V163H145ZM148 161H149V160H148ZM158 161H159V159H158ZM166 161H167V160H166ZM180 161H181V160H180ZM251 161H253V159H252ZM251 161H248V162H251ZM257 161H259V159H258ZM262 161H263V160H262ZM23 162H24V161H23ZM27 162H28V160H27ZM41 162H40V163H41ZM45 162H46V161H45ZM70 162H72V160H71ZM70 162H68V163H70ZM99 162H100V161H99ZM109 162H110V161H108V163H109ZM121 162H122V161H121ZM136 162H137V161H136ZM142 162H143V161H142ZM142 162H141V163H142ZM149 162H150V161H149ZM149 162H148V163H149ZM154 162H155V161H153V163H154ZM168 162H169V161H168ZM173 162H174V161H173ZM199 162H200V161H199ZM213 162H214V161H213ZM215 162H216V160H215ZM218 162H219V161H218ZM221 162H223V161H221ZM227 162H228V161H227ZM227 162L224 161V163H227ZM248 162H247V163H248ZM259 162H260V161H259ZM33 163H32V164H33ZM47 163H48V162H47ZM47 163H46L45 165H47ZM49 163L51 164V161H50ZM96 163H98V162H96ZM96 163H95V164H96ZM118 163H119V162H118ZM118 163H116V164H118ZM129 163H130V165L127 164V163H125V165L127 164V166H128V165L131 166V164H133L134 162H133V163H132V162H129ZM137 163H138V162H137ZM139 163H140V161H139ZM155 163H157V162H155ZM193 163H195V162H193ZM202 163H203V162H202ZM206 163H207V162H206ZM237 163H239V162H237ZM253 163L256 165L255 162H253ZM261 163H263V162H261ZM17 164H18V163H17ZM50 164H49V165H50ZM59 164H60V163H59ZM59 164H58V165H59ZM64 164H65V163H64ZM80 164H81V163H80ZM90 164H91V163H90ZM111 164H112V163H111ZM116 164H115V165H116ZM119 164H120V163H119ZM161 164H162V163H161ZM163 164H164V162H163ZM163 164H162V165H163ZM174 164H176V163H174ZM179 164H180V163H179ZM181 164H183V163H181ZM196 164H198V163H196ZM204 164H205V162H204ZM215 164H216V163H215ZM220 164H221V163H220ZM258 164H259V163H258ZM14 165H15V164H14ZM38 165H39V164H38ZM40 165H41V168H42V164H40ZM61 165H62V164H61ZM68 165H69V164H68ZM84 165H85V164H84ZM86 165H88V164H86ZM102 165H103V163H102ZM113 165H114V164H113ZM113 165H112V166H113ZM121 165H122V164H121ZM169 165H170V167H171V164H169ZM169 165H168V167H169ZM172 165H173V164H172ZM176 165H177V164H176ZM199 165H200V164H199ZM210 165H212V164H210ZM225 165H226V164H225ZM247 165H248V164H247ZM251 165H252V164H251ZM251 165H249V166H251ZM0 166H1V165H0ZM30 166H32V165H30ZM36 166H37V165H36ZM54 166H55V165H54ZM63 166H64V165H63ZM63 166H62V167H63ZM69 166H70V165H69ZM71 166H72V165H71ZM90 166H91V165H90ZM95 166H96V165H95ZM100 166H101V164H100ZM117 166H118V165H117ZM123 166H124V165H123ZM132 166H135V165H132ZM139 166H141V164L138 165V168H139ZM145 166H146V165H145ZM151 166H152V165H151ZM155 166H156V165H155ZM158 166H159V165H158ZM160 166H161V165H160ZM163 166H164V165H163ZM165 166H166V165H165ZM177 166H178V165H177ZM183 166H184V165H183ZM190 166H191V165H190ZM192 166H193V165H192ZM192 166H191V167H192ZM194 166H195V165H194ZM202 166H205V165H202ZM208 166H209V165H208ZM208 166H207V167H208ZM226 166H227V165H226ZM226 166L224 167L225 169H226ZM230 166H231V165H230ZM238 166L240 167V164H239ZM244 166H246V165H244ZM253 166H254V165H253ZM260 166H261V165H260ZM262 166H263V165H262ZM37 167H38V166H37ZM43 167H44V166H43ZM62 167H60V168H62ZM73 167H74V164H73ZM107 167L110 168L111 165H110V167H109V166H107ZM113 167L115 168V166H113ZM136 167H137V166H136ZM142 167H143V166H142ZM142 167H140V168H142ZM146 167H147V166H146ZM156 167H157V166H156ZM166 167H167V166H166ZM179 167L183 168L182 166H179ZM187 167H188V166H187ZM207 167H206V168H207ZM219 167H220V166H219ZM235 167H236V166H235ZM251 167H252V166H251ZM34 168H35V167H34ZM38 168H39V167H38ZM70 168H71V167H70ZM74 168H75V167H74ZM89 168H90V167H89ZM114 168H113V169H114ZM121 168H122V167H121ZM121 168H120V170H121ZM123 168H124V167H123ZM138 168H137V169H138ZM159 168H160V167H159ZM175 168H176V167H175ZM177 168H178V167H177ZM203 168H204V167H203ZM214 168H215V167H214ZM220 168H221V167H220ZM236 168H237V167H236ZM254 168H255V167H254ZM262 168H263V167H262ZM4 169H6V168H4ZM4 169H3V170H4ZM11 169H12V168H10L9 170H11ZM22 169H23V168H22ZM29 169H31V168H29ZM35 169L37 170V168H35ZM45 169L47 170L48 168H45ZM45 169L42 168V171L45 170ZM79 169H81V168H79ZM90 169H91V168H90ZM93 169H94V168H93ZM101 169H102V167H101ZM103 169H104V168H103ZM110 169H111V168H110ZM118 169H119V168H118ZM148 169H149V168H148ZM155 169H156V168H155ZM157 169H158V168H157ZM162 169H163V167H162ZM164 169H165V168H164ZM169 169H170V168H168V170H169ZM173 169H174V168H173ZM199 169H200V168H199ZM207 169H208V168H207ZM215 169H216V168H215ZM215 169H214V170H215ZM221 169H222V168H221ZM221 169H219V170H220L219 172H221ZM232 169H233V168H232ZM240 169L242 170V168H240ZM38 170H39V169H38ZM38 170H37V171H38ZM46 170H45V171H46ZM48 170L50 171V167H49ZM53 170L55 171V170H56V167H55V169H53ZM53 170H52V171H53ZM70 170H71V169H70ZM73 170H74V169H73ZM87 170H88V169H87ZM87 170H86V171H87ZM91 170H92V169H91ZM99 170H100V169H99ZM115 170H117V169H115ZM122 170H123V169H122ZM142 170H143V169H142ZM146 170H147V169H146ZM146 170H145V171H146ZM160 170H161V169H160ZM168 170H167V173H168ZM171 170H172V169H171ZM171 170H169V171H171ZM178 170H179V169H178ZM181 170H182V169H181ZM190 170H191V169H190ZM194 170H195V169H194ZM194 170H193V172H194ZM201 170H202V169H201ZM211 170H213V169H211ZM216 170H218V169H216ZM241 170H238V171L240 172ZM13 171H14V170H13ZM19 171H20V170H19ZM42 171H41V172H42ZM54 171H53V172H54ZM84 171H85V170H84ZM88 171H89V173L91 172L90 170H88ZM105 171H106V170H105ZM158 171H159V170H158ZM186 171H187V169H186ZM186 171H185V172H186ZM199 171H200V170H199ZM222 171H223V169H222ZM238 171H237V173H238ZM244 171H245V170H244ZM247 171H248V170H247ZM260 171H261V168H260ZM9 172H10V171H9ZM11 172H12V171H11ZM14 172H15V171H14ZM35 172H36V171H35ZM39 172H40V170H39ZM50 172H51V171H50ZM69 172H70V171H69ZM94 172H96V171H94ZM94 172H93V170H92V173H94ZM103 172H104V170H103ZM107 172H108V171H107ZM110 172H111V171H110ZM132 172H133V171H132ZM132 172H131V173H132ZM134 172H135V171H134ZM150 172H151V171H150ZM153 172H154V171H153ZM155 172H156V171H155ZM155 172H154V173H155ZM162 172H163V171H162ZM172 172H173V171H172ZM172 172H171V173H172ZM174 172H175V170H174ZM174 172H173V173H174ZM179 172H180V171H179ZM202 172H203V170H202ZM219 172H218L217 175H219ZM225 172H226V171H225ZM225 172H224V173H225ZM233 172H234V171H233ZM262 172H264V171H262ZM21 173H22V172H21ZM27 173H28V172L26 171V174H27ZM30 173H31V171H30ZM30 173H29V174H30ZM32 173H34V172H32ZM37 173H38V172H37ZM37 173H35V174H37ZM44 173H45V172H44ZM51 173H52V172H51ZM89 173H87V174H89ZM115 173H116V172H115ZM118 173H119V172H118ZM118 173H116V174H118ZM160 173H161V172H160ZM164 173H165V172H164ZM175 173H178V172H175ZM191 173H192V172H191ZM205 173H206V172H205ZM227 173H229V172H227ZM231 173H232V172H231ZM231 173H230V174H231ZM241 173H242V172H241ZM254 173H256V171H255ZM254 173H253V174H254ZM258 173H260V172H258ZM7 174H9V173H7ZM15 174H16V173H15ZM48 174H49V172H48ZM73 174H74V173H73ZM97 174H98V173H97ZM121 174H123V173H121ZM148 174H149V172H148ZM148 174H147V175H148ZM152 174H153V173H152ZM165 174H166V173H165ZM184 174H185V173H184ZM225 174H226V173H225ZM225 174H224V176H225ZM235 174H236V171H235ZM235 174H234V175H235ZM243 174H244V173H243ZM262 174H263V173H262ZM262 174H261V175H262ZM49 175H50V174H49ZM70 175H72V173H71ZM106 175H108V174L106 173ZM118 175H119V174H118ZM126 175H127V174H126ZM132 175H133V174H132ZM132 175H131V176H132ZM139 175H140V174H139ZM153 175H154V174H153ZM166 175H167V174H166ZM176 175H178V174H176ZM181 175H182V174H181ZM193 175H194V174H193ZM205 175H206V174H203L204 177H205ZM209 175H210V174H209ZM227 175H229V174H227ZM232 175H233V173H232ZM248 175H249V174H248ZM18 176H19V175H18ZM20 176H21V175H20ZM27 176H29V175L27 174ZM34 176H35V175H34ZM34 176H33V178H34ZM39 176H40V175H39ZM42 176H43V174H42ZM46 176H48V175L46 174ZM74 176H75V175H74ZM109 176H110V175H109ZM178 176L180 177V175H178ZM196 176H198V175H196ZM210 176H211V175H210ZM220 176H221V175H220ZM238 176H242V174H241V175H238ZM249 176H250V175H249ZM21 177H22V176H21ZM30 177H31V176H30ZM37 177H38V175H37ZM44 177H45V176H44ZM44 177H43V178H44ZM48 177H49V176H48ZM50 177H51V176H50ZM87 177H88V176H87ZM92 177H93V176H91V178H92ZM124 177H126V176H124ZM127 177H128V176H127ZM136 177H137V176H136ZM162 177H163V176H162ZM169 177H171V176L169 175ZM173 177H174V176H173ZM232 177H233V176H232ZM242 177H243V176H242ZM242 177H241V179H244L245 177L247 178L248 176H246V174H245V175H244V178H242ZM251 177H252V176H251ZM253 177H254V175H253ZM259 177H260V175H259ZM7 178H9L8 175L6 176V179H7ZM25 178H26V177H25ZM53 178H54V176H53ZM109 178H110V177H109ZM112 178H113V177H112ZM116 178H117V177H116ZM130 178H133V177H130ZM174 178H175V177H174ZM181 178H182V177H181ZM214 178H215V177H214ZM246 178H245V179H246ZM11 179H12V178H11ZM14 179H15V178H14ZM17 179H18V178H17ZM27 179H29V178L27 177ZM30 179H31V178H30ZM35 179H36V177H35ZM38 179H39V178H38ZM46 179H49V178H46ZM70 179H71V181H72V177H71ZM164 179H165V176H164ZM172 179H173V178H172ZM172 179H171V180H172ZM175 179L177 180V178H175ZM208 179H209V177H208ZM210 179H211V178H210ZM210 179H209V180H210ZM219 179H220V178H219ZM237 179H238V178H237ZM249 179H250V178H249ZM256 179H257V178L255 177V180H256ZM263 179H264V177H263ZM20 180H21V179H20ZM22 180H23V179H22ZM33 180H34V179H33ZM82 180H83V178H82ZM84 180H85V179H84ZM113 180H115V179H113ZM118 180H119V179L117 178V181H116V182H118ZM131 180H132V179H131ZM131 180H130V181H131ZM144 180H145V179H144ZM179 180H180V179H179ZM201 180L204 181V180H206V179H204V180L201 179ZM216 180H217V179H216ZM216 180H215V181H216ZM226 180H227V179L225 178V181H226ZM228 180H229V179H228ZM258 180H259V179H258ZM260 180H261V177H260ZM14 181H16V179H15ZM25 181H26V179H24L23 182H25ZM37 181H38V180H37ZM41 181H42V180H41ZM90 181H91V180H90ZM94 181H95V180H94ZM97 181H98V180H97ZM110 181H112V180H109L108 182L110 183ZM120 181H121V180H120ZM167 181H168V178H167ZM167 181H166V182H167ZM177 181H178V180H177ZM182 181H183V180H182ZM218 181H219V180H218ZM218 181H217V182H218ZM230 181H231V179H230ZM232 181H233V180H232ZM235 181H236V180H235ZM242 181H243V180H242ZM244 181H245V180H244ZM247 181H248V179H247ZM250 181H252V180H250ZM250 181H249V182H250ZM256 181H257V180H256ZM263 181H264V180H263ZM263 181H262V182H263ZM12 182H13V181H12ZM34 182H35V181H34ZM92 182H93V180H92ZM92 182H91V185H93ZM106 182H107V181H106ZM112 182H113V181H112ZM112 182H111V183H112ZM122 182H124V180H123ZM122 182H121V183H122ZM148 182H149V181H148ZM163 182H164V181H163ZM172 182H173V181H172ZM204 182H206V181H204ZM249 182H247V183L249 184ZM260 182H261V181H260ZM17 183H19V182H17ZM37 183H40V182H37ZM86 183H87V182H86ZM94 183H95V182H94ZM109 183H108V184H109ZM118 183H119V182H118ZM121 183H120V184H121ZM126 183H128V182H126ZM126 183H125V184H126ZM169 183H170V182H169ZM189 183H190V182H189ZM191 183H192V181H191ZM212 183H213V182H212ZM219 183H220V182H219ZM237 183H238V182H237ZM250 183H251V182H250ZM4 184H5V183H4ZM25 184H26V183H25ZM27 184L29 185L30 183L28 182ZM46 184H47V183H46ZM72 184H73V182H72ZM112 184H113V183H112ZM139 184H140V183H139ZM163 184H164V183H163ZM163 184H162V185H163ZM193 184H194V183H193ZM200 184H201V182H200ZM210 184H211V182H210ZM210 184H209V186H210ZM214 184H216V183H214ZM217 184H218V183H217ZM223 184H225L224 181H223ZM226 184H227V183H226ZM226 184H225V185H226ZM228 184H229V182H228ZM231 184H232V182H231ZM242 184H243V183H242ZM245 184H246V183H245ZM248 184H247V185H248ZM1 185H2V184H1ZM1 185H0V186H1ZM5 185H6V184H5ZM5 185H4V186H5ZM13 185H14V184H13ZM18 185H19V184H18ZM73 185H74V184H73ZM87 185H88V187H87ZM87 185H86V187H87V189H88L90 184H87ZM91 185H90V187H91ZM113 185L116 186V183L113 184ZM160 185H161V184H160ZM162 185H161V186H162ZM211 185H212V184H211ZM219 185H220V184H219ZM243 185H244V184H243ZM243 185H242V187H243ZM249 185H250V184H249ZM256 185H258V184L256 183ZM261 185H263V184L261 183ZM261 185L259 184V188H260ZM4 186H3V187H4ZM8 186H9V185H8ZM11 186H12V184H11ZM15 186H17V184H15ZM22 186H25V185H22ZM78 186H79V185H78ZM108 186H109V185H108ZM114 186H113V188H115V191H116V188H117L119 185L116 186V187H114ZM121 186L123 187V185H121ZM125 186H127V185H125ZM129 186H130V188H131V186H133V185H129ZM136 186H137V185H136ZM144 186H146V185H144ZM165 186H167V185H165ZM176 186H177V185H176ZM188 186H189V185H188ZM200 186H201V185H200ZM240 186H241V185H239V186L237 185V187H240ZM244 186H245V185H244ZM9 187H10V186H9ZM17 187H18V186H17ZM19 187H20V186H19ZM25 187H26V186H25ZM25 187H24V188H25ZM27 187H28V186H27ZM59 187H60V186H59ZM94 187H95V189H96V186H95V185H94ZM141 187H142V186H141ZM168 187H169V186H168ZM168 187H166V188L169 189V188L171 187V185H170L169 188H168ZM195 187H198V184H196ZM203 187H204L206 190L209 189V188L207 189L205 186H203ZM230 187H232V186L230 185ZM245 187H246V186H245ZM250 187H251V186H250ZM257 187H258V186H257ZM7 188H8V187H7ZM39 188H40V187H39ZM44 188H45V187H44ZM44 188H43V189H44ZM57 188H58V187H57ZM65 188H66V187H65ZM109 188H111V187H109ZM134 188H135V187H134ZM142 188H143V187H142ZM159 188H160V186H159ZM176 188H177V187H176ZM204 188H203V189H204ZM210 188H212V187H210ZM217 188H218V187H217ZM217 188H216V192L219 191L220 188L223 189V186L221 185V187L218 188L219 190H217ZM226 188H227V187H226ZM234 188H236V187H234ZM251 188H252V187H251ZM255 188H256V187H254L253 190H254ZM261 188H264V187H261ZM4 189H6V188H4ZM8 189H9V188H8ZM10 189H11V188H10ZM12 189L14 190L15 188H12ZM18 189H19V188H18ZM18 189H17V190H18ZM21 189H22V188H21ZM27 189H28V188H27ZM67 189H69V188H67ZM91 189H92V188H91ZM95 189H94V190H95ZM164 189H165V188H164ZM167 189H166V190H167ZM172 189H173V188H172ZM224 189H225V187H224ZM240 189H242V188H240ZM243 189H244V188H243ZM22 190H23V189H22ZM24 190H25V189H24ZM55 190H56V188H55ZM110 190H111V189H110ZM140 190H141V189H140ZM162 190H163V189H162ZM173 190H174V189H173ZM189 190H190V189H189ZM225 190H227V189H225ZM238 190H239V189H238ZM246 190H247V192H248V187H247ZM258 190H260V189H258ZM83 191H84V190H83ZM117 191H118V190H117ZM129 191H130V190H129ZM129 191H128V192H129ZM132 191H133V190H132ZM146 191H147V190H146ZM167 191H168V190H167ZM193 191L195 192V191H199V190H196V188H195V190H193ZM201 191H202V190H201ZM241 191H242V190H241ZM254 191H255V190H254ZM260 191H262V190H260ZM260 191H258V192H260ZM9 192H10V191H9ZM21 192H22V191H21ZM24 192H25V191H24ZM87 192H88V191H87ZM96 192H97V191H96ZM134 192H136V191H134ZM137 192H138V191H137ZM137 192H136V193H137ZM150 192H152V191H150ZM154 192H156V191H154ZM160 192H161V191H160ZM162 192H163V191H162ZM169 192H170V191H169ZM172 192H174V191H172ZM223 192H226V191H223ZM223 192H222V194H223ZM250 192H251V191H250ZM252 192H253V191H252ZM258 192L255 193V194H257V195H256L257 198H258V194H259ZM262 192H263V191H262ZM19 193H20V192H19ZM35 193H36V192H35ZM83 193H84V192H83ZM89 193H90V192H89ZM93 193H94V192H93ZM118 193H119V194H118ZM120 193H121V195H122V192H117V194H118V195L120 196V198H121ZM148 193H149V192H148ZM164 193H165V192H164ZM200 193H201V192H200ZM217 193H218V192H217ZM227 193H228V192H227ZM235 193H236V192H235ZM260 193H261V192H260ZM22 194H24V193H22ZM40 194H41V193H40ZM73 194H74V193H73ZM78 194H80V193H78ZM86 194H87V193H86ZM91 194H92V193H91ZM94 194H95V193H94ZM98 194H99V193H98ZM126 194H127V193H126ZM129 194H130V193H129ZM167 194H169V193L167 192ZM194 194H195V193H194ZM212 194H214V193H212ZM212 194H211V195H212ZM222 194H220V196H221ZM225 194H226V193H224V196H225ZM239 194H241L240 191H239ZM239 194H238V195H239ZM249 194H250V193H249ZM261 194H263V193H261ZM10 195H11V194H10ZM17 195H18V194H17ZM26 195H27V194H26ZM29 195H30V194H29ZM32 195H33V194H32ZM82 195H85V194H82ZM87 195H88V194H87ZM130 195H131V194H130ZM138 195H139V194H138ZM150 195H152V194H150ZM155 195H156V193H155ZM160 195H161V194H160ZM162 195H163V194H162ZM192 195H193V194H192ZM192 195H191V196H192ZM195 195H196V194H195ZM195 195H194V196H195ZM198 195H199V194H198ZM198 195H196V197H198ZM226 195H227V194H226ZM228 195H230V193H229ZM238 195H236V196H238ZM241 195H242V194H241ZM247 195H248V194H247ZM247 195H246V196H247ZM251 195H253V193H252ZM24 196H25V195H24ZM48 196H49V195H48ZM48 196H47V197H48ZM128 196H129V195H128ZM153 196H154V194H153ZM170 196H172V195L170 194ZM173 196H174V193H173ZM194 196H193V197H194ZM205 196H207V195H205ZM208 196H209V195H208ZM212 196H214V195H212ZM212 196H211V197H212ZM242 196H243V195H242ZM259 196H260V195H259ZM263 196H264V195H263ZM2 197H3V196H2ZM21 197H23V196H21ZM47 197H46V198H47ZM78 197L81 198V196H78ZM93 197H95V195H94ZM96 197H97V196H96ZM98 197H99V195H98ZM146 197H147V196H146ZM201 197H202V196H201ZM209 197H210V196H209ZM221 197H222V196H221ZM226 197H227V196H226ZM226 197H225V198H226ZM232 197H233V196H232ZM247 197H248V196H247ZM247 197H246V198H247ZM260 197H261V196H260ZM25 198H26V196H25ZM30 198H31V197H30ZM32 198H33V197H32ZM39 198H41V197H39ZM42 198H43V197H42ZM46 198H45V199H46ZM79 198H78V200H79ZM122 198H123V197H122ZM125 198L128 199L127 197H125ZM148 198H149V197H148ZM159 198H160V197H159ZM174 198H176V197H174ZM188 198H189V196H188ZM198 198H199V197H198ZM198 198H196L195 200H198ZM207 198H208V197H207ZM214 198H215V197H214ZM227 198H229V196H228ZM227 198H226V199H227ZM239 198H240V197H239ZM8 199H9V198H8ZM15 199H16V198H15ZM76 199H77V198H75V201H76ZM83 199L85 200V198H83ZM86 199H87V198H86ZM115 199H116V198H115ZM141 199H142V197H141ZM145 199H146V198H145ZM157 199H158V198H157ZM157 199H156V200H157ZM163 199H165V198H163ZM186 199H187V198H186ZM199 199H201V198H199ZM203 199H206V198L203 197ZM203 199H202V200H203ZM251 199H252V198H251ZM258 199H260V198H258ZM262 199L264 200L263 197H262ZM262 199H261V200H262ZM3 200H4V199H3ZM3 200H2V201H3ZM20 200H21V199H20ZM71 200H72V199H71ZM71 200H70V202H71ZM122 200H123V199H122ZM124 200H125V199H124ZM128 200H129V199H128ZM156 200H154V201H152V202H156ZM184 200H185V199H184ZM191 200H192V199H191ZM202 200H200V201H202ZM207 200H208V199H207ZM221 200H222V199H221ZM221 200H220V201H221ZM228 200H230V198H229ZM231 200H232V198H231ZM233 200H234V199H233ZM233 200H232V201H233ZM241 200H242V199H241ZM254 200H256V199H254ZM81 201H82V200H81ZM91 201H92V200H91ZM95 201H96V200H95ZM120 201H121V200H120ZM162 201H163V200H162ZM162 201H161V202H162ZM187 201H188V200H186V202H187ZM204 201H205V200H204ZM214 201H217V202H218V200H216V198H215ZM222 201H223L222 203L224 204V201H227V200H222ZM235 201H236V199H235ZM235 201H234V203H235ZM245 201H246V200H244V202H245ZM248 201H249V200H248ZM258 201H260V200H258ZM0 202H1V201H0ZM15 202H16V201H15ZM19 202H20V201H19ZM24 202H26V201L24 200ZM34 202H35V201H34ZM34 202H33V203H34ZM58 202H59V201H58ZM66 202H67V201H66ZM72 202H73V201H72ZM84 202H85V201H83V203H84ZM97 202H98V201H97ZM136 202H137V200H136ZM138 202H139V201H138ZM148 202H149V201H148ZM152 202H151V203H152ZM194 202H195V201H194V199H193V204H195ZM254 202L256 203L257 201H254ZM6 203H7V202H6ZM13 203H14V202H13ZM22 203H23V199H22ZM26 203H29V202H26ZM40 203H41V202H40ZM50 203H51V202H50ZM79 203L81 204L80 201H79ZM83 203H82V204H83ZM95 203H96V202H95ZM100 203H101V202H100ZM207 203H210V202L207 201ZM213 203H214V202H213ZM213 203H212V204H213ZM222 203H221V205H222ZM232 203H233V202H232ZM242 203H243V202H242ZM242 203H241V204H242ZM246 203H247V202H246ZM252 203H253V201H252ZM260 203L262 204V201H261ZM263 203H264V202H263ZM2 204H3V203H2ZM17 204H18V202H17ZM73 204H74V203H73ZM87 204H88V202H87ZM92 204H93V203H92ZM97 204H98V203H97ZM121 204H123V203H121ZM148 204H149V203H148ZM148 204H147V205H148ZM199 204H202V202L199 203ZM199 204H198V205H199ZM217 204H218V203H217ZM226 204H227V202H226ZM237 204H238V202H237ZM11 205H12V204H11ZM11 205H10V206H11ZM21 205H22V204H21ZM24 205L27 206L26 204H23V206H24ZM28 205H30V204H28ZM93 205H94V204H93ZM102 205H103V203H102ZM118 205H119V204H118ZM124 205H125V204H124ZM152 205H155V204L153 203ZM152 205H151V206H152ZM162 205H163V204H162ZM172 205H173V204H172ZM179 205H180V204H179ZM184 205H185V204H184ZM195 205H196V204H195ZM202 205H205V204H202ZM206 205H207V204H206ZM219 205H220V203H219ZM229 205H231V201H230V204H228V207H229ZM247 205H248V204H246V206H247ZM251 205H252V204H251ZM253 205H254V203H253ZM8 206H9V205H8ZM23 206H22V207H23ZM30 206H32V205H30ZM84 206H85V205H84ZM88 206H89V205H88ZM95 206H96V205H95ZM100 206H101V204H100ZM104 206H105V205H104ZM131 206H132V205H131ZM167 206H169V205H167ZM182 206H183V205H182ZM190 206H191V205H190ZM193 206H194V205H192V207H193ZM225 206H227V205H224V207H225ZM236 206H237V205H236ZM6 207H7V205H6ZM17 207H19V206H17ZM17 207H16V208H17ZM32 207H33V206H32ZM35 207H37V206H34L33 208H35ZM68 207H69V206H68ZM128 207H129V206H128ZM140 207H141V206H140ZM210 207H211V206H210ZM212 207H213V206H212ZM228 207H227V208H228ZM231 207H232V206H231ZM237 207H238V206H237ZM25 208H26V207H25ZM70 208H72V205H71ZM79 208H80V207H79ZM79 208H78V209H79ZM91 208H92V207H91ZM95 208H96V207H95ZM98 208L100 209V207H98ZM103 208H104V207H103ZM154 208H155V207H154ZM164 208H165V206H164ZM172 208H173V207H172ZM196 208H200V206H199V207H196ZM196 208H195V209H196ZM204 208H205V207H204ZM213 208H214V207H213ZM217 208H218V207H216V209H217ZM241 208H242V207H241ZM258 208H259V207H258ZM1 209H2V208H1ZM4 209H6V208H4ZM9 209H10V208H9ZM31 209H32V208H31ZM35 209H36V208H35ZM38 209H39V208H38ZM105 209H106V206H105ZM105 209H104V211H105ZM114 209H115V208H114ZM120 209H121V208H120ZM133 209H135V207H133ZM147 209H148V208H147ZM157 209H158V208H157ZM190 209L192 210L193 208L190 207L189 210H190ZM200 209L203 210L202 208H200ZM205 209H206V208H205ZM218 209L220 210V207H219ZM233 209H236V208L234 207ZM10 210H12V209H10ZM16 210H17V209H16ZM32 210H33V212H34V211L36 212V210H34V209H32ZM32 210H29V211H32ZM51 210H52V209H51ZM88 210H89V209H88ZM91 210L94 211L93 208L90 209V211H91ZM97 210H98V209H97ZM100 210H101V209H100ZM107 210H108V209H107ZM128 210H129V209H128ZM131 210H132V209H131ZM139 210H140V208H139ZM159 210H160V209H159ZM167 210H168V208H167ZM213 210H214V209H212V212H214ZM242 210H243V209H242ZM255 210H256V209H255ZM262 210H263V209H262ZM4 211H5V210H4ZM7 211H8V210H7ZM17 211H18V210H17ZM26 211H27V210H26ZM62 211H63V210H62ZM68 211H69V210H68ZM68 211H67V212H68ZM73 211H74V210H73ZM95 211H96V210H95ZM118 211H119V209H118ZM120 211H121V210H120ZM134 211H135V210H134ZM170 211H172V210L170 209ZM198 211H199V210H198ZM198 211H196L195 213H198ZM209 211H210V209H209ZM220 211H221V210H220ZM226 211H227V210H226ZM226 211H224V214H225V213H229V212H226ZM240 211H241V209H240ZM251 211H252V210H251ZM260 211H261V210H260ZM20 212H21V210H20ZM33 212H31V213H33ZM35 212H34V213H35ZM69 212H70V211H69ZM83 212H84V211H83ZM85 212H86V211H85ZM98 212H99V210L97 211V213H98ZM125 212H126V211H125ZM131 212H132V211H131ZM215 212H216V211H215ZM222 212H223V211H222ZM230 212H231V211H230ZM234 212H236V210H235ZM244 212H245V211H244ZM2 213H3V212H1V214H2ZM8 213H10V212H8ZM17 213H18V212H17ZM28 213H29V212H28ZM71 213H73V212H71ZM79 213H80V212H79ZM90 213H91V212H90ZM101 213H102V212H101ZM101 213H99V214H101ZM119 213H120V212H119ZM121 213H122V212H121ZM170 213H171V212H170ZM190 213H191V211L189 212V215L191 216ZM216 213H218V212H216ZM220 213H221V212H220ZM239 213H240V212H239ZM263 213H264V212H263ZM1 214H0V215H1ZM4 214H5V213H4ZM4 214H2V216H3ZM14 214H15V213H14ZM26 214H27V213H26ZM35 214H36V213H35ZM38 214H39V213H38ZM65 214H66V213H65ZM88 214H89V212H88ZM94 214H95V213H94ZM103 214H104V213H103ZM113 214H114V213H113ZM127 214H128V213H127ZM135 214H136V213H135ZM151 214L153 215V213H151ZM151 214H150V216H151ZM204 214H205V213H203V215H204ZM209 214H210V213H209ZM231 214L233 215L232 212H231ZM247 214H248V213H247ZM261 214H262V212H261ZM9 215H10V214H9ZM9 215H8V216H9ZM11 215H13V214H11ZM11 215H10V216H11ZM36 215H37V214H36ZM42 215H43V214H42ZM59 215H61V214H59ZM63 215H64V214H63ZM72 215H74V214H72ZM81 215H82V214H81ZM84 215H86V214H84ZM192 215H193V213H192ZM196 215H199V214H196ZM196 215H195V216H196ZM206 215H208V213H207ZM206 215H205V216H206ZM210 215H212V214H210ZM218 215H219V214H218ZM227 215H228V214H227ZM257 215L260 216L259 213H257ZM22 216H23V215H22ZM22 216H21V217H22ZM37 216H39V215H37ZM64 216H65V215H64ZM75 216H76V215H75ZM79 216H80V215H79ZM79 216H78V218H79ZM89 216H90V215H89ZM99 216H100V215H99ZM107 216H108V215H107ZM116 216H117V214H116ZM116 216H115V217H116ZM137 216H138V215H137ZM199 216H200V215H199ZM199 216H198V217H199ZM212 216H213V215H212ZM221 216H223V214H222ZM241 216H242V215H241ZM244 216H245V215H244ZM247 216H248V215H247ZM250 216H251V215H250ZM262 216H263L262 218H264V215H262ZM11 217H12V216H11ZM24 217H25V215H24ZM31 217H33V216L31 215ZM48 217H49V216H48ZM81 217H82V216H80V218H81ZM91 217H92V215H91ZM121 217H122V216H121ZM127 217H128V216H127ZM131 217H132V216H131ZM131 217H130V218H131ZM148 217H149V216H148ZM209 217H210V216H209ZM209 217H208V218H209ZM216 217H217V216H216ZM228 217H231V216L228 215ZM228 217H227V218H228ZM7 218H8V217H7ZM15 218H16V217H15ZM25 218H26V217H25ZM29 218H30V217H29ZM37 218H39V217H37ZM44 218H45V217H44ZM44 218H43V219H44ZM66 218H67V217H66ZM73 218H74V217H73ZM73 218H72V220H73ZM78 218H76V219H78ZM86 218H87V216H86ZM104 218H106V217H104ZM116 218H119V217H116ZM128 218H129V217H128ZM128 218H127V219H128ZM189 218H190V217H189ZM202 218H203V217H202ZM205 218H207V217H205ZM212 218H213V217H212ZM217 218L219 219V217H217ZM220 218H222V217H220ZM225 218H226V217H225ZM247 218H248V217H247ZM257 218H258V217H257ZM259 218H260V217H259ZM259 218H258V219H259ZM4 219H5V218H4ZM10 219H11V218H10ZM18 219H19V218H18ZM31 219H32V218H31ZM107 219H109V218H107ZM141 219H143V218H141ZM218 219H217V222H218ZM234 219H235V217H234ZM253 219H254V218H253ZM253 219H252V220H253ZM255 219H256V218H255ZM255 219H254V223H256V222H255ZM61 220H62V219H61ZM82 220H83V219H82ZM82 220H81V221H82ZM115 220H116V219H115ZM129 220H130V219H129ZM145 220H146V219H145ZM188 220L190 221V219H188ZM195 220H196V219H195ZM205 220H207V219H205ZM225 220H226V219H225ZM228 220H229V219H228ZM230 220H231V218H230ZM230 220H229V221H230ZM244 220H245V219H244ZM247 220H248V219H247ZM27 221H28V220H27ZM33 221H34V220H33ZM33 221H32V222H33ZM44 221H45V220H44ZM63 221H64V220H63ZM101 221H102V220H101ZM106 221H107V220H106ZM112 221H113V220H112ZM131 221H132V218H131ZM138 221H139V220H138ZM149 221H150V220H149ZM152 221H153V220H152ZM154 221H155V220H154ZM186 221H187V220H186ZM192 221H193V220H192ZM192 221H191V222H192ZM212 221H213V220H212ZM219 221H220V220H219ZM239 221H240V220H239ZM249 221H251V220L249 219ZM249 221H248V222H249ZM256 221H257V219H256ZM263 221H264V219H263ZM29 222H30V220H29ZM29 222H28V223H29ZM103 222H104V220H103ZM181 222H182V221H181ZM183 222H184V221H183ZM183 222H182L181 224H183ZM191 222H190V223H191ZM195 222H196V221H195ZM207 222H208V221H207ZM209 222H210V221H209ZM217 222H216V223H217ZM225 222H226V221H224V223H225ZM232 222H233V221H231V223H232ZM234 222H235V221H234ZM236 222H237V221H236ZM240 222H241V221H240ZM252 222H253V221H251V223H252ZM24 223H25V222H24ZM24 223H23V224H24ZM26 223H27V222H26ZM106 223H107V222H106ZM108 223H109V222H108ZM111 223H113V222H111ZM114 223H115V222H114ZM132 223H133V222H132ZM143 223H144V222H143ZM143 223H141V224H143ZM188 223H189V222H188ZM190 223H189V226L191 225ZM218 223H221V222H218ZM218 223H217V224H218ZM226 223H227V222H226ZM226 223H225V224H226ZM238 223H239V222H238ZM254 223H253V224H254ZM258 223H259V222H258ZM15 224H16V223H15ZM104 224H105V223H104ZM109 224H110V223H109ZM109 224H108V225H109ZM121 224H122V223H121ZM128 224H130V223H128ZM133 224H134V223H133ZM136 224H137V223H136ZM161 224H162V223H161ZM161 224H160V225H161ZM211 224H212V223H211ZM234 224H235V223H234ZM26 225H27V224H26ZM34 225H35V224H34ZM34 225H33V226H34ZM94 225H95V224H94ZM99 225H100V224H99ZM108 225H107V226H108ZM110 225H111V224H110ZM112 225H113V224H112ZM138 225H139V224H138ZM154 225H155V224H154ZM156 225H157V224H156ZM156 225H155V226H156ZM169 225H171V224H169ZM185 225H186V224H185ZM246 225H247V223H246ZM249 225H250V224H249ZM256 225H257V224H256ZM2 226H3V225H2ZM9 226H10V225H9ZM29 226H31V224H30ZM33 226H32V227H33ZM35 226H36V225H35ZM115 226H116V225H115ZM148 226H149V224H148ZM171 226H172V225H171ZM174 226H175V225H174ZM176 226L178 227V225H176ZM189 226H188V227H189ZM226 226H227V225H226ZM229 226H230V225H229ZM243 226H244V225H243ZM260 226H261V225H260ZM7 227H8V226H7ZM23 227H24V226H23ZM37 227H39V226H37ZM108 227H109V226H108ZM110 227H111V226H110ZM120 227H121V225H120ZM120 227H117V228H119L118 230H120ZM125 227H126V226H125ZM135 227H136V226H135ZM150 227H151V226H150ZM150 227H149V228H150ZM160 227H161V226H160ZM160 227H159L158 229H160ZM165 227H166V226H165ZM169 227H170V226H169ZM180 227H181V226H180ZM222 227H224V225H223ZM230 227H231V226H230ZM230 227H229V228H230ZM240 227H241V226H240ZM253 227H254V226H253ZM8 228H9V227H8ZM27 228H28V226H27ZM47 228H48V227H47ZM92 228H93V227H92ZM112 228H113V227H112ZM156 228H157V227H156ZM167 228H168V227H167ZM181 228H182V227H181ZM184 228H185V227H184ZM201 228H202V227H201ZM213 228H214V227H213ZM235 228H236V227H235ZM238 228H239V227H238ZM242 228H243V227H242ZM245 228H246V227H245ZM249 228H250V226H249ZM249 228H248V229H249ZM254 228H255V227H254ZM258 228H259V226H258ZM5 229H7V228H5ZM5 229H4V230H5ZM24 229H25V228H24ZM39 229H40V228H39ZM39 229L37 228V230H39ZM94 229H95V228H94ZM102 229H103V228H102ZM102 229H101V230H102ZM109 229H110V228H109ZM114 229H115V228H114ZM127 229H128V228H127ZM162 229H163V228H161V230H162ZM164 229H165V228H164ZM214 229H216V228H214ZM214 229H212V230H214ZM218 229H219V228H218ZM2 230H3V229H2ZM8 230H9V229H8ZM30 230H31V229H30ZM145 230H146V229H145ZM198 230H200V228H199ZM216 230H217V229H216ZM6 231H7V230H6ZM19 231H20V230H19ZM28 231H29V230H28ZM33 231H34V230H32V232H33ZM165 231H166V230H165ZM176 231H177V230H176ZM191 231H192V230H191ZM205 231H206V229H205ZM209 231H210V230H209ZM209 231H208V232H209ZM237 231H238V229H237ZM239 231H240V230H239ZM248 231H250V230H248ZM17 232H18V231H17ZM22 232H26V231H22ZM94 232H95V231H94ZM101 232H102V231H101ZM103 232H104V231H103ZM103 232H102V233H103ZM121 232H122V229H121ZM145 232H146V231H145ZM162 232H163V230H162ZM170 232H171V231H170ZM218 232H219V230H218ZM242 232H243V231H242ZM251 232H252V231H251ZM251 232H250V233H251ZM8 233H9V232H8ZM98 233H100V232H98ZM147 233H148V232H147ZM150 233H151V232H150ZM165 233H167V232H165ZM201 233H203V232H201ZM204 233H205V232H204ZM204 233H203V234H204ZM210 233H211V232H210ZM226 233L228 234V231H227ZM237 233H238V232H237ZM239 233L241 234V231H240ZM239 233H238V234H239ZM244 233H245V229H244ZM244 233H243V234H244ZM254 233H256V232H254ZM257 233H258V232H257ZM262 233H263V232H262ZM16 234H17V233H16ZM22 234H23V233H22ZM25 234H26V233H25ZM25 234H24V235H25ZM32 234H34V233H32ZM35 234H36V233H35ZM35 234H34V236H35ZM113 234H114V233H113ZM116 234H118V233L116 232ZM121 234H122V233H121ZM135 234H136V233H135ZM151 234H152V233H151ZM151 234H150V235H151ZM176 234H178V233L176 232ZM181 234H182V233H181ZM181 234H180V235H181ZM219 234H220V232H219ZM224 234H225V233H224ZM224 234H223V235H224ZM7 235H8V234H7ZM24 235H23V236H24ZM26 235H27V234H26ZM29 235H30V234H29ZM94 235H95V234H94ZM111 235H112V234H111ZM136 235H137V234H136ZM145 235H146V234H145ZM173 235H174V233H173ZM216 235H217V234H216ZM216 235H215V237H216ZM248 235H249V233H248ZM251 235H253V233H252ZM256 235H257V234H256ZM3 236H4V235H3ZM5 236H6V235H5ZM15 236H16V235H15ZM92 236H93V235H92ZM115 236H116V235H115ZM119 236H120V235H119ZM147 236H148V235H147ZM193 236H194V235H193ZM193 236H192V237H193ZM201 236H202V235H201ZM209 236H210V235H209ZM209 236H208V237H209ZM226 236H227V235H226ZM233 236H234V235H233ZM259 236H260V235H259ZM259 236H257V237H259ZM0 237L2 238V235H1ZM7 237H9V236H7ZM117 237H118V236H117ZM136 237H137V236H136ZM166 237H167V236H166ZM174 237H175V235H174ZM176 237H177V236H176ZM186 237H187V236H186ZM192 237H191V239H192ZM210 237H211V236H210ZM210 237H209V239H210ZM212 237H214V236L212 235ZM215 237H214V238H215ZM218 237H219V236H218ZM239 237H240V236H239ZM251 237H253V236H251ZM254 237H256V236H254ZM254 237H253V238H254ZM11 238H12V237H11ZM13 238H15V237H13ZM26 238H27V237H26ZM31 238H32V237H31ZM53 238H54V237H52V239H53ZM90 238L92 239V237H90ZM101 238H102V236H101ZM118 238H119V237H118ZM125 238H126V237H125ZM138 238H139V236H138ZM178 238H179V235H178ZM221 238H222V237H221ZM221 238H220V239H221ZM224 238H227V237H223V239H224ZM235 238H237V237H235ZM8 239H9V238H8ZM18 239H19V237H18ZM24 239H25V238H24ZM24 239L21 240V241H24ZM28 239H29V238H28ZM93 239H94V238H93ZM93 239H92V240H93ZM113 239H114V236H113ZM133 239H134V238H133ZM166 239H167V238H166ZM168 239H169V238H168ZM243 239H245V238H243ZM256 239H257V238H256ZM260 239H261V238H260ZM0 240H2V239H0ZM15 240H16V239H15ZM19 240H20V239H19ZM26 240H27V239H26ZM39 240H40V239H39ZM41 240H42V239H41ZM53 240H55V239H53ZM83 240H84V239H83ZM114 240H115V239H114ZM127 240H128V239H127ZM201 240H202V239H201ZM217 240H218V239H217ZM225 240H226V239H225ZM232 240H234V239H232ZM235 240H236V239H235ZM251 240H252V238H251ZM4 241H7V238H6V240H5V238H4ZM31 241H32V240H31ZM37 241H38V240H37ZM55 241H56V240H55ZM118 241H119V240H118ZM169 241H170V240H169ZM205 241H206V239H205ZM208 241H209V240H208ZM211 241H212V240H211ZM242 241H243V240H242ZM242 241H241V242H242ZM0 242H3V241H0ZM8 242H9V240H8ZM11 242H12V241H11ZM29 242H30V241H29ZM47 242H49V241H47ZM47 242H46V243H47ZM77 242H78V241H77ZM125 242H126V241H125ZM130 242H131V241H130ZM134 242H135V241H134ZM153 242H154V241H153ZM190 242H191V241H190ZM214 242H215V240H214ZM216 242H217V241H216ZM219 242H220V241H219ZM219 242H218V244H219ZM231 242H232V241H231ZM241 242H240V243H241ZM243 242H245V240H244ZM261 242H262V241H261ZM3 243H4V242H3ZM3 243H2V244H3ZM14 243H16V242H14ZM27 243H28V242H27ZM34 243H38V242H36V240H35ZM39 243H40V242H39ZM41 243H42V242H41ZM43 243H44V242H43ZM51 243H52V242H51ZM55 243H56V242H55ZM55 243H54V245H55ZM60 243H61V242H60ZM60 243H59V244H60ZM150 243H152V241H151ZM234 243H235V242H234ZM237 243H238V242H237ZM240 243H239V244H240ZM246 243H247V242H246ZM4 244H5V243H4ZM4 244H3V246H4ZM6 244H7V243H6ZM12 244H13V242H12ZM18 244H19V243H18ZM21 244H22V243H21ZM24 244H25V243H24ZM44 244H45V243H44ZM44 244H43V245H44ZM47 244H49V243H47ZM63 244H65V242H64ZM118 244H120V242H119ZM123 244H124V243H123ZM126 244H127V242H126ZM129 244H130V243H129ZM145 244H146V243H145ZM153 244H156V242L153 243ZM168 244H169V243H168ZM201 244H203V243H201ZM216 244H217V243H216ZM221 244H223V240H222V243H221ZM226 244H227V243H226ZM239 244H237V245H239ZM243 244H245V243H243ZM249 244H250V242H249ZM249 244H248V245H249ZM257 244H258V242H257ZM9 245H10V244H9ZM14 245H15V244H14ZM14 245H13V246H14ZM22 245H23V244H22ZM29 245H31V244H29ZM49 245H50V244H49ZM49 245H48V246H49ZM54 245H53V246H54ZM56 245H57V244H56ZM78 245H79V244H78ZM97 245H99V244H97ZM115 245H116V244H115ZM139 245H140V244H139ZM146 245H147V244H146ZM187 245H188V244H187ZM206 245H207V243H206ZM213 245H214V244H213ZM240 245H241V244H240ZM240 245H239V246H240ZM252 245H253V244H252ZM7 246H8V244L6 245V247H7ZM15 246H16V245H15ZM24 246H25V245H24ZM40 246H41V245H40ZM48 246H47V247H48ZM50 246H51V245H50ZM57 246H58V245H57ZM59 246H62V245H59ZM65 246H66V245H65ZM94 246H95V245H94ZM105 246H106V245H105ZM128 246H129V245H128ZM180 246H181V245H180ZM223 246H224V245H223ZM261 246H263V245H260V247H261ZM4 247H5V246H4ZM4 247H2V245H1V248H4ZM10 247H12V246L10 245ZM10 247H7V248L10 249ZM19 247H20V246H19ZM19 247H16V248H19ZM25 247H27V246H25ZM25 247H23V248L25 249ZM30 247L32 248V246H30ZM36 247H37V246H36ZM42 247H43V246H42ZM42 247H41V248H42ZM44 247H45V246H44ZM62 247H63V246H62ZM186 247H188V246H186ZM219 247H220V246H219ZM225 247H226V246H225ZM231 247H232V246H231ZM7 248H6V249H7ZM27 248H28V247H27ZM31 248H30V250H31ZM52 248H53V247H52ZM60 248H61V247H60ZM63 248H64V247H63ZM168 248H169V247H168ZM177 248H178V247H177ZM183 248H184V247H183ZM191 248H192V247H191ZM215 248H217V247H215ZM227 248H229V246H227ZM227 248H226V249H227ZM24 249H23V250H24ZM28 249H29V248H28ZM48 249H50V248H47L46 250L49 251ZM64 249H65V248H64ZM64 249H63V251H65ZM66 249H68V247H67ZM219 249H220V248H219ZM235 249H236V248H235ZM4 250H5V248H4ZM12 250H13V248H12ZM15 250H16V249H15ZM39 250H40V248H39ZM44 250H45V249H44ZM53 250H55V248H54ZM60 250H61V249H60ZM60 250L57 249V251H60ZM139 250H140V249H139ZM141 250H142V249H141ZM198 250H199V249H198ZM222 250H223V249H222ZM2 251H3V250H1V252H2ZM33 251H34V250H33ZM36 251H38V250L36 249ZM40 251H41V250H40ZM47 251H46V252H47ZM57 251L55 250V252H57ZM70 251H72V250L70 249ZM75 251H76V250H75ZM100 251H101V250H100ZM100 251H99V252H100ZM125 251H126V250H125ZM137 251H138V250H137ZM180 251H181V250H180ZM182 251H183V250H182ZM187 251H188V249H187ZM187 251H186V252H187ZM194 251H195V250H194ZM208 251H209V250H208ZM220 251H221V250H220ZM239 251H240V249H239ZM249 251H250V250H249ZM251 251H252V249H251ZM260 251H261V250H260ZM263 251H264V250H263ZM15 252H17V250H16ZM19 252H20V250H19ZM26 252H28V250H27ZM30 252H31V251H29V253H30ZM42 252H43V251H42ZM46 252H45V253H46ZM49 252H50V251H49ZM90 252H91V251H90ZM109 252H110V251H109ZM122 252H123V250H122ZM139 252H140V251H139ZM139 252H138V253H139ZM177 252H178V251H177ZM191 252H192V251H191ZM195 252H198V251H195ZM205 252H206V251H205ZM205 252H204V253H205ZM209 252H210V251H209ZM221 252H222V251H221ZM230 252H232V251H230ZM230 252H229V253H230ZM236 252H237V251H236ZM247 252H248V251H247ZM6 253H7V251H6ZM12 253H13V252H12ZM22 253L24 254L25 252H22ZM35 253H36V252H34L33 254H35ZM53 253H54V252H53ZM59 253H60V252H59ZM66 253H68V252H66ZM77 253H78V252H77ZM128 253H129V252H128ZM140 253L142 254V252H140ZM140 253H139V255H141ZM206 253H207V252H206ZM222 253H223V252H222ZM222 253H221V254H222ZM9 254H11V252H10ZM16 254H17V253H16ZM50 254H51V253H50ZM68 254H69V253H68ZM68 254H66L65 256H68ZM124 254H125V253H124ZM124 254H123V255H124ZM126 254H127V253H126ZM126 254H125V255H126ZM199 254H200V251H199ZM201 254H202V253H201ZM201 254H200V255H201ZM218 254H219V253H218ZM6 255H8V254H6ZM18 255H19V254H18ZM35 255H36V254H35ZM37 255H38V254H37ZM40 255H41V253H40ZM40 255H39V256H40ZM51 255H52V254H51ZM51 255H50V256H51ZM56 255H57V254H55V256H56ZM127 255H128V254H127ZM129 255H131V254H129ZM170 255H171V254H170ZM200 255H199V256H200ZM202 255L204 256V254H202ZM248 255H249V252H248ZM250 255H251V254H250ZM2 256H3V255H2ZM13 256H14V255H13ZM21 256H23V255H21ZM31 256H32V255H31ZM48 256H49V255H48ZM70 256H71V254H70ZM72 256H74V255L72 254ZM72 256H71V257H72ZM106 256H107V255H106ZM111 256H112V255H111ZM113 256H114V255H113ZM132 256H133V255H132ZM215 256H216V255H215ZM251 256H252V255H251ZM3 257L5 258V255H4ZM3 257H2V258H3ZM26 257H27V256H26ZM33 257H34V255H33ZM41 257H43V260H44V261L48 258V257H47L46 259H44L45 256H41ZM41 257H40V258H41ZM52 257H54V256H51V258H52ZM56 257H57V256H56ZM56 257H55V258H56ZM71 257H70V258H71ZM74 257H76V256H74ZM74 257H72V258H74ZM122 257H123V256H122ZM128 257H129V256H128ZM178 257H179V256H178ZM180 257H181V256H180ZM189 257H191V256H189ZM194 257H195V256H194ZM226 257H227V256H226ZM256 257H257V256H256ZM0 258H1V257H0ZM10 258H11V257H10ZM19 258H20V256H19ZM21 258H22V257H21ZM27 258H28V257H27ZM27 258H26V259H27ZM38 258H39V257H38ZM38 258H37V259H38ZM58 258H59V256H58ZM67 258H69V256H68ZM99 258H100V256H99ZM110 258H111V257H110ZM134 258H135V256H134ZM134 258H133V259H134ZM207 258H208V257H207ZM215 258H216V257H215ZM5 259H6V258H5ZM11 259H12V258H11ZM11 259H10V262H11ZM13 259H14V258H13ZM28 259H30V258H28ZM37 259L35 258V260H37ZM118 259H119V258H118ZM120 259H121V258H120ZM143 259H144V258H143ZM181 259H182V258H181ZM225 259H226V258H225ZM230 259H231V258H230ZM3 260H4V259H3ZM33 260H34V259H33ZM38 260H39V259H38ZM53 260H54V259H53ZM56 260H58V259H56ZM56 260H55V261H56ZM61 260H63V259H60V263H61ZM65 260H66V258H65ZM92 260H93V259H92ZM129 260H131V257H130ZM139 260H140V259H139ZM201 260H202V259H201ZM209 260H210V259H209ZM220 260H221V259H220ZM222 260H223V259H222ZM4 261H5V260H4ZM7 261H8V260H7ZM13 261H14V260H13ZM67 261H68V260H67ZM67 261H66V263H70V262H67ZM69 261H70V260H69ZM71 261H72V260H71ZM126 261H127V260H126ZM133 261H134V260H133ZM144 261L146 262L145 259H144ZM2 262H3V261H2ZM16 262H17V261H16ZM21 262H22V261H21ZM21 262H20V264H21ZM26 262H27V261H26ZM37 262H38V261H37ZM48 262H50V260H49ZM51 262L53 263L52 260H51ZM51 262H50V264H51ZM58 262H59V261H58ZM100 262H101V261H100ZM134 262H135V261H134ZM136 262H137V261H136ZM139 262H140V261H139ZM184 262H185V261H184ZM187 262H188V261H187ZM231 262H232V261H231ZM242 262H243V261H242ZM248 262H249V261H248ZM12 263H13V262H12ZM18 263H19V262H18ZM27 263H28V262H27ZM31 263H32V262H31ZM35 263H36V262H35ZM55 263H57V262H55ZM72 263H73V262H72ZM76 263H78V262L76 261ZM76 263H75V264H76ZM93 263H94V262H93ZM101 263H102V262H101ZM101 263H99V264H101ZM131 263H132V260H131ZM182 263H183V262H182ZM207 263H208V262H207ZM222 263H223V262H222ZM5 264H6V263H5ZM13 264H15V262H14ZM16 264H17V263H16ZM41 264H42V263H41ZM44 264H45V263H44ZM57 264H58V263H57ZM62 264H63V262H62ZM64 264H65V263H64ZM73 264H74V263H73ZM107 264H108V263H107ZM128 264H130V263H128ZM151 264H153V263H151ZM193 264H195V263H193ZM198 264H199V263H198ZM200 264H201V263H200ZM204 264H205V263H204ZM212 264H213V262H212ZM244 264H245V263H244Z\"/></svg>", "mask_w": 264, "mask_h": 264}]
</instances>
